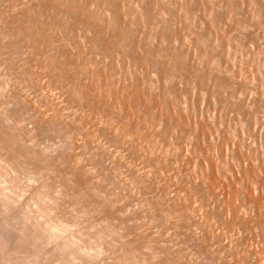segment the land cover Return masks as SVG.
Returning a JSON list of instances; mask_svg holds the SVG:
<instances>
[{
    "label": "rangeland",
    "instance_id": "rangeland-1",
    "mask_svg": "<svg viewBox=\"0 0 264 264\" xmlns=\"http://www.w3.org/2000/svg\"><path fill=\"white\" fill-rule=\"evenodd\" d=\"M2 1V2H1ZM20 1V0H19ZM24 1H26V0H24ZM34 2L36 1V3L39 1H37V0H33ZM32 0H29V2H31L29 5L30 6H36L35 5V3L33 2ZM44 2H49V0L47 1V0H43ZM66 1H68V3L66 2ZM63 0V1H58V0H56L55 2L56 3H60L59 5H62V2H64V3H66V6H67V12H63V13H60V9H59V6H58V4H56L57 5V7L55 8L53 5H51V6H48L49 7V9H50V7L52 8V9H50L49 11L50 12H52V14L49 12V13H47L48 15H50V16H48V15H46V16H44V18L46 17V19H48L49 20V17H50V21H52V22H49L50 24V26L49 25H47V26H44L41 30H40V34H41V37H40V39H42V40H38L37 41V44H33V43H36V42H30V40L28 39L31 35H30V33H28V32H23V34H22V38H23V36L25 37V39H24V41L23 40H21L22 38H21V34H20V32H21V30H22V28L20 29L19 28V26H18V24L16 23V22H14V20L16 19V17L15 18H12L13 17V14L15 13V12H12V10L13 11H17L18 9L17 8H15V6L13 7V6H11L12 4H14L15 2H16V0H15V2L13 1V0H0V9H2L3 8V10L2 11H4V12H2L1 10V13H4V14H6L5 16H7V17H5V16H3V17H1V18H4V19H1L0 18V20H2L3 22H4V24H3V22L1 23L0 22V30H2L1 32H2V34H4V33H6L4 36L6 37H4L5 39L4 40H7V42L6 41H4V42H6V43H3L2 45V47H4L3 49L4 50H2L1 48H0V51L1 52H3V54L2 55H0V57H1V59H0V85H1V87H0V109L3 111V112H0V145L2 146H0V169H1V171H0V174L2 175H0V220H2V221H0V264H116V262H117V264H164V263H166V264H209V261H210V264H218V263H220V264H243V262H244V264H264V240L262 241V239H264V226H262V225H264V194H262L263 192H264V188L262 187V186H264V164H263V159H264V99H262V97L264 96V94L262 93L263 91H262V87H263V90H264V81H262L261 82V80H264V57H262V55L264 56V37H262V36H264V15H263V13H262V11H260V10H264V0H253V1H256L257 2V8H256V10H253V8H254V6L256 5V2H255V5H254V3L253 4H251L253 1H251V2H249V0H225V1H223L222 0V3H221V0H216V1H214L213 2V0H183L184 1V3H183V1L182 0H167V2L168 3H164V2H166V0H151V1H149V0H146V1H144V0H109V1H111V4H110V2L108 1V0H106V2L108 3L109 2V5H107L106 4V2H104L105 0H101V2H98V3H100V5L97 3L96 4V2H95V4L93 5L94 6V8L96 7V5H97V8H99L100 9V11H101V13L99 12L98 13V11H99V9L97 10V8H95L94 10H93V6H91L89 9L91 10V11H93V15H95V17H93V16H90V15H92V14H90L89 15V11H87L88 9H87V2L86 3H84L85 2V0H83V3H81V5L82 4H84V7L83 6H80V2H82L81 0H80V2L77 0ZM69 1H71V3L69 2ZM72 1L74 2V3H72ZM117 1H119V2H117ZM124 1H125V4H123L124 3ZM132 1V2H131ZM138 1V2H137ZM156 1H157V3H156ZM178 1V2H177ZM188 1V2H187ZM198 1H199V3H198ZM203 1V3H201ZM210 1V2H209ZM219 1H220V3H219ZM227 1V2H226ZM228 1H230V2H228ZM232 1V2H231ZM247 1V2H246ZM3 2H5V3H3ZM10 2L12 3V4H10ZM14 2V3H13ZM40 3H39V7L41 8V9H43V6L44 5H46L47 3H45L44 4V2H42L41 0L39 1ZM77 2V3H76ZM93 2V3H94ZM105 4H104V3ZM114 2H116V3H114ZM120 2H121V4H120ZM123 2V3H122ZM135 2V3H134ZM152 4H151V3ZM206 2H207V4L209 5H205L206 4ZM234 2V3H233ZM246 2V3H245ZM262 2V3H261ZM16 3H18V0H17V2ZM19 3H21V4H23L22 3V0L19 2ZM27 3H28V0H27ZM26 3V4H27ZM44 4V5H42V4ZM54 3V2H53ZM129 5H128V4ZM135 4V5H133V4ZM147 5V7L146 6H144L145 4ZM159 3V4H158ZM170 3H172V4H170ZM188 3V4H187ZM195 3V4H194ZM212 3V4H211ZM215 3V4H214ZM225 3V4H224ZM233 3V4H232ZM238 3V5H236ZM245 3V4H244ZM259 3V4H258ZM85 4H86V8H85ZM103 4V6H101ZM116 4V5H115ZM130 4H132V6L130 5ZM140 4H142V5H140ZM165 4V5H164ZM179 4H183V5H179ZM187 4V5H186ZM191 5V8H190V5ZM194 4V5H193ZM197 4V5H196ZM202 4V5H201ZM211 4V5H210ZM219 4H220V6H219ZM240 4V5H239ZM14 5H19V4H14ZM69 5V6H68ZM78 5V6H77ZM126 5V6H125ZM154 5L156 6V7H154ZM178 5H179V7H178ZM218 7H217V6ZM246 5V6H245ZM248 5V6H247ZM251 5V6H250ZM13 8L12 10H9V9H11V7ZM21 6V5H20ZM20 6H18V7H20ZM23 6H25L24 4H23ZM33 6V7H34ZM42 6V7H41ZM110 6V7H109ZM133 6H139V7H137V9H135L136 7H133ZM142 6H143V8H142ZM149 6V7H148ZM164 6H166L165 8L167 9H165L164 8ZM173 6V7H172ZM176 8H175V7ZM184 6H186V7H184ZM2 7V8H1ZM8 8V12L6 11L7 10V8ZM17 7V6H16ZM22 7V6H21ZM21 7H20V9H21ZM69 7V8H68ZM78 7V8H77ZM79 7H81V8H79ZM89 7V6H88ZM104 9V11L102 10V8ZM105 7H107V8H105ZM129 7H131V9L129 8ZM172 7V8H171ZM178 7V8H177ZM181 7V8H180ZM183 7H184V9H183ZM226 8V10H225V8ZM227 7H229V8H227ZM14 8H15V10H14ZM71 8H73V9H71ZM77 8V9H76ZM92 8V9H91ZM109 8V9H108ZM117 8V9H116ZM138 8H140L139 9V11L142 9V10H144L145 9V11H146V13H145V11L143 12L142 10H141V12H143L147 17L148 16H150V17H145L146 19H143L145 22H142L143 20H141L140 19V17H138L139 16V14H140V12L139 11H137L138 10ZM148 8V9H147ZM153 8H154V10H153ZM156 8V9H155ZM197 8V9H196ZM216 8V9H215ZM222 8V9H221ZM231 8V9H230ZM244 8V9H243ZM247 8V9H246ZM69 9H70V11H69ZM79 9L81 10V12L83 13L84 11L86 12H84L83 14L82 13H80V11H79ZM86 9V10H85ZM122 9V10H121ZM169 9V10H168ZM181 9V10H180ZM252 9V10H251ZM257 9H259V11H257ZM36 9H33V12L34 13H36L37 14V11H35ZM53 10V11H52ZM75 10V11H74ZM107 10V11H106ZM116 10V11H115ZM119 10H121V12L119 11ZM157 10V12L155 13V11ZM159 10V11H158ZM162 10H164L165 11V13H164V11H162ZM174 10H177V12L175 11L174 12ZM179 10V11H178ZM183 10H185V11H183ZM188 10V11H187ZM193 10V11H192ZM213 12H212V11ZM215 10L217 11V12H215ZM222 11V12H220V11ZM232 10V11H231ZM247 10H249V12L247 11ZM58 11H59V13H58ZM72 11V12H71ZM109 11V12H108ZM123 11H125V12H123ZM130 11H134L133 13L132 12H130ZM172 11H173V13H172ZM181 11V13H179ZM182 11H183V15H182ZM209 11H211V12H209ZM226 11H231L230 13H228V12H226ZM237 12V13H235V12ZM253 11H255V12H253ZM9 12H11V14L10 15H7V14H9ZM17 12H20V10L19 11H17ZM89 12V13H88ZM97 12V13H96ZM102 12H104V13H102ZM115 12H118L117 14L115 13ZM120 12V13H119ZM139 12V13H138ZM149 12H150V14H149ZM158 12H160V13H158ZM162 12V13H161ZM170 12V13H169ZM185 12H187L186 14L187 15H185V17H187V18H183V16H184V14H185ZM189 12V13H188ZM190 12H191V14H190ZM199 12V13H198ZM202 12V15L200 14ZM209 12V13H208ZM233 12V13H232ZM262 13V15L261 14H259V15H257V14H255V13ZM0 13V14H1ZM13 13V14H12ZM38 13H40L39 11H38ZM56 13V14H55ZM66 13V14H65ZM68 13V14H67ZM71 13H73V14H71ZM105 13H109L108 14V16H110L111 18L109 19V17L108 18H106L105 19V21H107V20H111L112 19V17H113V19L111 20V21H108V23L110 22V27L112 28H110V27H108V28H104V27H102V24H100L101 22L99 21V18L101 17V18H104L106 15H105ZM113 13V14H112ZM122 13V14H121ZM168 13H169V15L170 16H168ZM176 15H175V14ZM179 13V15H177ZM193 13V14H192ZM196 13L198 14V15H200V16H196V19L197 20H195V16L194 15H196ZM204 13V14H203ZM210 13H213V15L214 16H212V14H210ZM252 13V14H251ZM253 13L257 16V18H256V16L255 15H253ZM57 14H59V16L57 15ZM61 14V15H60ZM75 14V15H74ZM89 15V16H87V15ZM102 16H101V15ZM116 14V15H115ZM119 14V15H118ZM125 14H128V15H126V16H123V15H125ZM135 14V15H134ZM159 14H161V16L159 15ZM163 14H166L165 15V17H164V15ZM173 14H174V16H173ZM190 14V15H189ZM208 14H210L211 15V18H210V15H208ZM219 14H220V16H219ZM1 15H3V14H1ZM0 15V16H1ZM57 16V17H55V16ZM72 15V16H71ZM112 15V16H111ZM132 15V16H131ZM136 16V17H134V16ZM144 15V16H145ZM204 15V16H203ZM244 15H246V16H248L247 18L244 16ZM261 15V16H260ZM11 16V17H10ZM40 16H42V13H41V15ZM97 16V17H96ZM99 16V17H98ZM121 16H123V17H121ZM130 16L131 17H133L134 19L135 18H137L136 20H133V18H131V22H130ZM167 16V17H166ZM181 16V17H180ZM193 16V17H192ZM216 16V17H215ZM260 18H262V19H260ZM48 17V18H47ZM61 17H65L66 19H61ZM76 17V18H75ZM78 17V18H77ZM79 17H81V18H79ZM83 17V18H82ZM87 17V18H86ZM89 17V18H88ZM127 17V20L125 19V21H123V18H126ZM129 17V18H128ZM161 17V18H160ZM180 17V18H179ZM188 17H191V18H188ZM204 17V18H203ZM207 17V18H206ZM213 17H215L214 19H213ZM217 17H218V19H217ZM235 17H236V19H235ZM237 17H238V19H237ZM255 19L254 21H253V19ZM41 18H43V16L41 17ZM57 18H59V19H61L63 22V24L60 22L59 24H56V25H54L56 22H55V20L57 19ZM71 18V19H70ZM84 18H86V19H84ZM91 18V19H90ZM95 18H97V19H95ZM138 18H139V20H138ZM159 18V19H158ZM168 18V19H167ZM192 18H193V20H195V22H196V24H195V22H193V20H192ZM206 18V19H205ZM246 18V19H245ZM11 19H13V20H11ZM68 19V20H67ZM80 19V20H79ZM82 19H84V20H82ZM95 19V20H94ZM120 19V20H119ZM122 19V20H121ZM155 19H157V20H154ZM160 19H162V20H160ZM180 19H182V20H180ZM191 19V20H190ZM216 19H217V21H216ZM232 19H235L234 21L232 20ZM250 19V20H249ZM257 19H259L260 21H258ZM5 20H6V22H5ZM7 20H9V21H7ZM73 20H74V24L72 23L73 22ZM91 20H92V22H91ZM97 20V21H96ZM116 20V21H115ZM119 20V21H118ZM138 20V21H137ZM150 20H152V21H150ZM172 20V21H171ZM181 21V23H180V21ZM184 20H186L185 22H184ZM188 20V21H187ZM202 20V21H201ZM208 20V21H207ZM211 20H214V22H213V26H215L216 27V29H215V27H213L211 24ZM231 20V21H230ZM238 20H239V22H238ZM244 20V21H243ZM245 20L246 21H248L249 22V24H248V22H245ZM257 20V21H256ZM16 21H17V19H16ZM57 21V20H56ZM76 21L78 22V23H76ZM82 21V22H81ZM96 21V22H95ZM128 21L131 23H128ZM132 21H135V22H132ZM157 21H158V23H157ZM160 21V22H159ZM174 21H176V23H174ZM216 21V22H215ZM225 21H227V22H225ZM244 23H243V22ZM55 22V23H54ZM85 22V23H84ZM94 22H95V24H94ZM100 22V23H99ZM122 22V23H121ZM124 22V23H123ZM125 22H127V23H125ZM139 23V25H140V27H138V24L137 23ZM140 22L142 23V24H140ZM154 22H156V26L154 27V26H152V25H154ZM164 22V23H163ZM186 24V22H187V24L185 25V26H183L184 24ZM203 22V23H202ZM205 22V23H204ZM221 23V25H223V26H221L220 25V23ZM223 22V23H222ZM230 22V23H229ZM231 22H234V25H233V23H231ZM238 22V23H237ZM10 23V24H9ZM12 23H14L13 25H12ZM84 23V24H83ZM92 23V24H91ZM96 23H98V25L96 24ZM111 23H113L112 25H111ZM135 25H134V24ZM148 23V24H147ZM150 23H151V25H150ZM153 23V24H152ZM162 23V24H161ZM174 23V24H173ZM188 23H189V25H188ZM192 23L194 24L193 26H192ZM215 23H218V25H216ZM225 23H227V24H225ZM237 23V24H236ZM247 23V24H246ZM3 24V25H2ZM17 24V25H16ZM47 24V23H46ZM62 24V25H61ZM67 24V25H66ZM72 24V25H71ZM86 24V25H85ZM88 24V25H87ZM104 24V23H103ZM117 24H118V26H117ZM124 24V25H123ZM128 24H130L131 26H129ZM132 24H133V26H132ZM146 24V25H145ZM166 24V25H165ZM178 24V25H177ZM204 24V25H203ZM206 24V25H205ZM225 24V25H224ZM240 24V25H239ZM252 24V25H251ZM59 25V26H58ZM64 25V26H63ZM71 25V26H70ZM79 25V26H78ZM147 26L148 25V27H145V26ZM168 25H169V27H168ZM181 25V26H180ZM209 25H210V27H209ZM220 25V26H219ZM227 25V26H226ZM231 25V26H230ZM243 25V26H242ZM245 25H246V29L249 31H247V30H245V29H242V28H245ZM255 25V26H254ZM257 25H258V27H257ZM263 27H262V26ZM1 26L3 27V29H1ZM5 26V27H4ZM15 28L14 29V32H13V27ZM17 26V27H16ZM49 26V30L51 31V32H49V30H48V28L46 29V27H48ZM55 26V27H54ZM63 26V27H62ZM67 28H66V27ZM75 26V27H74ZM77 26V27H76ZM88 26H89V28H88ZM101 26V27H100ZM114 26V27H113ZM120 26H121V28H120ZM122 26H125L124 28L122 27ZM129 26V27H128ZM142 26H144L143 28H142ZM150 26V27H149ZM158 26V27H157ZM166 26V27H165ZM175 26V27H174ZM177 26V27H176ZM180 26V27H179ZM192 26V27H191ZM196 26V27H195ZM197 26L199 27L198 29H197ZM201 26H202V30H201ZM207 26V27H206ZM211 26H212V28H211ZM219 26V27H218ZM239 26V27H238ZM242 26V27H241ZM249 26H251V27H249ZM7 27H11V28H7ZM58 27V28H57ZM70 27V28H69ZM74 27V28H73ZM82 29H81V28ZM84 27V28H83ZM91 27V28H90ZM97 27H98V29H97ZM131 27V28H130ZM153 27V28H152ZM162 27H164L165 29H163ZM184 27V28H183ZM186 27V28H185ZM190 27H191V29H190ZM204 27V28H203ZM218 27V28H217ZM222 27V28H221ZM233 27V28H232ZM55 28H56V30H55ZM63 28V29H62ZM75 29V30H73V29ZM77 28H79L78 30H77ZM95 28L97 29V32L95 31ZM99 28H103L102 29V31H101V29H99ZM120 28V31L118 30ZM123 28V29H122ZM138 28V29H137ZM146 28H148V29H146ZM155 28V29H154ZM159 28V29H158ZM169 28V29H168ZM173 28V29H172ZM175 28V29H174ZM177 28H178V30H177ZM189 28V29H188ZM208 28V29H207ZM225 30H224V29ZM229 28V29H228ZM240 28V29H239ZM254 28H256L255 30H254ZM6 29H7V31H6ZM17 29V30H16ZM18 29H20V31L18 30ZM46 29V30H45ZM53 29V30H52ZM64 29H66V30H64ZM69 29V30H68ZM85 29V30H84ZM88 29H90L89 31H88ZM109 29V30H108ZM124 29H128V31L126 30V32H125V30ZM136 31H138V33L137 32H135V30ZM144 29H146L147 31H145ZM149 29H151V30H149ZM152 29H153V31H152ZM157 29H158V31H157ZM168 29V30H167ZM184 29V30H183ZM197 29V30H196ZM212 29V30H211ZM215 29V30H214ZM218 29V30H217ZM232 29V30H231ZM249 29H251V30H249ZM260 29V30H259ZM261 29H262V31H261ZM61 30V31H60ZM98 30H99V32H101V33H103L104 34V30H106V32L107 31H109V32H107L108 33V36H107V38H110V40L108 39V41H114V44L112 43V42H110V43H112L111 45L109 44V43H107V38H105L106 37V35H107V33H105L104 35H102L101 33H98ZM113 30H118V31H113ZM132 30H133V32H132ZM142 30V31H141ZM149 30V31H148ZM171 32H170V31ZM177 32V34L178 33H180V34H178L177 36H176V32ZM190 30H192V31H190ZM194 30V31H193ZM200 32H199V31ZM213 30H214V32H213ZM221 30V31H220ZM222 30L224 31V32H222ZM227 30V31H226ZM241 30V31H240ZM253 30V31H252ZM259 30V31H258ZM11 31V32H10ZM18 33H17V32ZM23 31V30H22ZM53 31H57L55 34H54V32ZM62 33V34H59L60 32ZM82 31H83V34L85 35V37L84 36H82L83 34H82ZM88 33H87V32ZM96 32L97 33V37L95 38V36H96V33L95 34H93V32ZM110 31H111V33H112V35H110L111 33H110ZM131 31V32H130ZM139 31H140V33H139ZM145 31V32H144ZM181 31V32H180ZM184 31V32H183ZM191 32V35H190V32ZM197 31V32H196ZM202 31V32H201ZM210 31V32H209ZM216 31V32H215ZM220 31V32H219ZM231 31V32H230ZM243 31V32H242ZM251 31V32H250ZM256 32V34H258V35H255V32ZM257 31H258V33H257ZM0 32V33H1ZM13 32V34H11ZM16 32V33H15ZM43 32V33H42ZM48 34H47V33ZM59 32V33H58ZM64 32H65V34H64ZM135 32V33H134ZM142 32H144L143 34H141ZM152 35V33H153V35L151 36L149 33ZM152 32V33H151ZM160 32V33H159ZM164 32V33H163ZM168 32V33H167ZM172 32H174V33H172ZM184 34H183V33ZM189 32V33H188ZM194 32V33H193ZM218 32V33H217ZM225 32H227L228 34H229V36H227L228 34L227 33H225ZM238 32V33H237ZM242 32V33H241ZM245 32H247V33H245ZM26 33H28L30 36H28V38H27V35L28 34H26ZM67 33V34H66ZM70 33V34H69ZM78 33H80V34H77ZM86 33V34H85ZM113 33H115V34H113ZM117 33H118V35H117ZM132 33V34H131ZM147 33L149 34V35H147ZM187 33V34H186ZM206 33V34H205ZM219 33H222V36H218V35H221V34H219ZM235 33V34H234ZM16 34V35H15ZM54 34V35H53ZM58 34H59V37H57L58 36ZM93 34V35H92ZM122 34H124V35H122ZM127 34V35H126ZM136 34V35H135ZM138 34V35H137ZM157 34V35H156ZM159 34H161V35H159ZM197 34H198V36H197ZM201 34L203 35H205V37H203V36H201ZM208 34H209V36H208ZM210 34H212V35H214V34H216V35H214V36H212V37H210ZM242 35L243 34V36H245V37H242V36H240V35ZM260 34H261V36H260ZM8 35H10V37L9 38H7L8 37ZM18 35V36H17ZM44 35V36H43ZM76 35L78 36V37H76ZM117 35V36H116ZM126 35V36H125ZM132 35H134V36H132ZM154 35H156V36H154ZM159 35V36H158ZM167 35V36H166ZM182 35V36H181ZM183 35H185L184 37H183ZM187 35H188V37H191V38H188L187 37ZM190 35V36H189ZM193 35V36H192ZM194 35L196 36V37H198V39L196 38V37H194ZM224 35V36H223ZM237 35V36H236ZM240 37H239V36ZM15 36V37H14ZM50 37V38H47V37ZM52 36V37H51ZM72 36V37H71ZM75 36V37H74ZM81 36H82V41L80 40L81 39ZM88 36V37H87ZM94 36V37H93ZM105 36V37H104ZM110 36V37H109ZM111 36L113 37V38H111ZM128 36H129V38L132 40V41H130V39L128 38ZM139 36V37H138ZM166 38H165V37ZM169 36V37H168ZM179 36V37H178ZM207 36V37H206ZM217 38H216V37ZM226 36V37H225ZM236 36V37H235ZM251 36V37H250ZM254 36V37H253ZM58 39H57V38ZM61 37V38H60ZM70 37V38H69ZM91 37V38H90ZM100 37V38H99ZM125 37V38H124ZM143 37H145L144 38V40H143ZM159 37V38H158ZM161 37H163V38H161ZM173 37H175V39L173 38ZM186 37H187V39H186ZM213 38L214 40L215 39H217L216 41H214L213 39H210V38ZM215 37V38H214ZM234 37H235V39H234ZM253 37V38H252ZM260 39H259V38ZM20 38V39H19ZM44 38V39H43ZM63 38V39H62ZM75 38L76 39H78V38H80V39H78V41L77 40H75ZM95 38V39H94ZM102 38V39H101ZM103 38H104V43H103ZM118 38V39H117ZM133 38V39H132ZM137 38H139V40H140V42H139V40L137 39ZM149 40V42H148V40ZM180 38V39H179ZM183 38H184V40H183ZM196 39V40H198V41H196V40H193V39ZM202 38V39H201ZM226 38V39H225ZM230 38V39H229ZM232 38V39H231ZM239 38H241L242 40H240ZM247 40H246V39ZM251 38V39H250ZM10 39V40H9ZM12 39V40H11ZM17 39H19V40H16ZM48 41H47V40ZM83 39H84V41H86L87 42V46L85 45L86 44V42H83ZM92 39V40H91ZM94 39V40H93ZM179 39V40H178ZM182 39V40H181ZM191 39V40H190ZM199 39H200V41H199ZM205 39H206V41H205ZM210 39V40H209ZM222 39V40H221ZM228 39L229 40H231V42H233L232 44H231V42L229 41V43H228ZM238 39V40H237ZM254 39V40H253ZM257 41H256V40ZM262 39V40H261ZM20 40H21V42L23 43L24 42V44L26 45H24V44H22L21 42H20ZM27 40H29L28 42V44H26L27 42H25V41H27ZM51 40H53V41H51ZM55 40H57V41H55ZM60 40H62V41H64V43L62 42V41H60ZM67 41V43L69 42L70 44H68L69 46H71V48L68 46V45H65L66 44V41ZM90 42H92V41H94V43H90ZM119 40V41H118ZM133 40H135V41H133ZM153 40H155V41H157V42H155V41H153ZM162 40V41H161ZM165 40H167L168 42H166ZM170 40V41H169ZM187 40V41H186ZM193 40V41H192ZM212 40V41H211ZM221 40V41H220ZM234 40V41H233ZM237 40V41H236ZM239 40H240V42H239ZM244 40V41H243ZM251 40H253L252 42H251ZM80 41V42H79ZM97 41V42H96ZM101 43H100V42ZM124 41V42H123ZM144 41V42H143ZM147 41V42H146ZM151 41H153L152 42V44H151ZM165 41V42H164ZM172 41H174V42H172ZM178 41V42H177ZM182 41V42H181ZM184 41H186V42H184ZM194 41H196V43L198 42V44H197V46H196V43L194 42ZM201 41H203L204 43H202ZM209 41V42H208ZM217 41H219V42H217ZM223 41H224V43H223ZM226 41V42H225ZM242 41V42H241ZM247 41V42H246ZM259 41V42H258ZM15 42V43H14ZM40 42V43H39ZM51 42V43H50ZM53 42V43H52ZM60 42V43H59ZM72 42H74V44L72 43ZM77 44H76V43ZM83 42V43H82ZM116 42H117V44H116ZM121 42V43H120ZM163 44H162V43ZM176 42V43H175ZM193 42V43H192ZM213 42V43H212ZM214 42H215V45L218 43V45H214ZM222 43V45H221V43ZM235 42V43H234ZM261 42H263V43H261ZM19 43H21V44H19ZM50 43V44H49ZM57 43V44H56ZM85 43V44H84ZM97 43V44H96ZM106 43L109 45V47H107V46H104V45H106ZM126 43V44H125ZM135 43H137V45L135 44ZM140 43V44H139ZM149 43V44H148ZM172 43H173V45H172ZM177 43H179V44H177ZM185 43H187V45H184ZM205 43H207V45H204ZM209 43V44H208ZM228 43V44H227ZM237 43H239V44H237ZM243 43V44H242ZM10 44V45H9ZM15 44V45H14ZM43 44V45H42ZM45 44V45H44ZM47 44H48V46H49V48H48V46H47ZM56 44V45H55ZM59 44V45H58ZM91 44V45H90ZM93 44H96V46L95 45H93ZM99 44V45H98ZM100 44L102 45V47H100ZM115 44L119 47H117V46H115ZM119 44V45H118ZM122 46H121V45ZM133 44H135L134 46H133ZM147 44V45H146ZM157 44V45H156ZM161 44V45H160ZM170 44V45H169ZM182 46H181V45ZM188 44H190L191 46H193V47H191L190 45H188ZM212 44V45H211ZM223 44H224V47H223ZM234 44V45H233ZM241 44V45H240ZM250 44H254V46L253 45H251V47L253 46V48H252V50H250L251 49V47H250ZM260 44V45H259ZM263 44V45H262ZM28 45V46H27ZM38 46L37 48H36V46ZM58 45V46H57ZM62 45V46H61ZM85 45V46H84ZM129 45H131V46H129ZM141 45H142V47L144 48V46H145V48H144V50L141 48ZM144 45V46H143ZM150 45V46H149ZM172 45V46H171ZM176 45H178L177 47H176ZM196 47H195V46ZM202 45V46H201ZM215 47H218V48H215ZM221 45V46H220ZM236 45V46H235ZM240 45V46H239ZM7 48H6V47ZM13 46V47H12ZM16 46V47H15ZM20 46V47H19ZM23 46H24V49H23ZM35 46V47H34ZM41 46H43V47H41ZM44 46H45V48H44ZM52 46V47H51ZM66 46V47H65ZM68 46V47H67ZM74 46V47H73ZM77 48H76V47ZM94 46V49L92 48ZM97 46H98V49H97ZM112 46V47H111ZM115 46V47H114ZM125 46H126V49H125ZM148 46V47H147ZM158 46V47H157ZM186 46H188V48L186 49ZM204 46H206V48L204 47ZM207 46H209V47H207ZM213 46V47H212ZM220 46V47H219ZM229 46V47H228ZM232 46V47H231ZM247 46L249 47L248 48V50H247ZM261 46H263V48L261 47ZM29 47V48H28ZM31 47V48H30ZM59 47V48H58ZM62 47V48H61ZM65 47V48H64ZM72 47H73V49H72ZM84 48L83 50H82V48ZM89 47H91L92 48V50H91V48L89 49ZM114 47V48H113ZM121 47H122V49H121ZM135 47V48H134ZM155 47V48H154ZM191 47V48H190ZM202 47H203V50L204 49H206V50H204V51H202ZM240 48L241 49V51H240V49H236V48ZM245 48L244 50L245 51H249V52H245L244 50H242V48ZM258 47V48H257ZM259 47H260V50H259ZM17 48H19V49H17ZM33 48H34V51H33ZM47 48V49H46ZM54 48V49H53ZM68 48V50H66ZM79 48L84 52H78L79 51ZM88 48V49H87ZM106 48H108V49H106ZM137 48H139L140 50L138 51V49ZM146 48H148V49H146ZM174 48H176L177 50H175ZM178 48H180V49H178ZM181 48H182V50H185V51H182L181 50ZM185 48V49H184ZM189 48H190V50H189ZM192 48H194V50H195V48L197 49V50H195V51H197V52H195ZM211 48V49H210ZM213 48V49H212ZM222 48V49H221ZM227 48H229L230 50H228ZM235 48V49H234ZM41 49H43V50H41ZM52 49V50H51ZM77 49V50H76ZM87 49V50H86ZM102 51H101V50ZM110 49V50H109ZM175 51H173V50ZM201 49V50H200ZM219 49V50H218ZM224 49V50H223ZM233 49V50H232ZM29 50H31V52L32 53H37V54H35V58H34V54H32V53H30V51ZM56 50H58V51H56ZM62 50V51H61ZM85 50H86V52H85ZM107 50H109L110 51V53L112 54H110L109 53V55H108V52L109 51H107ZM113 50V51H112ZM136 50V51H135ZM148 50H149V52H148ZM153 50V51H152ZM163 50V51H162ZM193 50V51H192ZM211 50V51H210ZM212 50H213V53H212ZM214 50H218V52H219V54L215 51L214 52ZM228 52H230V53H228ZM256 50V51H255ZM5 51V52H4ZM24 51H25V54H27L28 52H29V54L28 55H25L24 54ZM28 51V52H27ZM36 51H38V52H36ZM73 51V52H72ZM89 51V52H88ZM98 51V52H97ZM107 51V52H106ZM115 51V52H114ZM116 51H117V53H116ZM125 51V52H124ZM141 51H144V52H141ZM146 51V52H145ZM178 51V52H177ZM189 51H191V53L189 52ZM198 51L200 52V54H198ZM202 51V52H201ZM231 51H232V53H231ZM237 51H239V52H237ZM255 53H254V52ZM258 51H260V52H258ZM8 52H9V54H8ZM27 52V53H26ZM42 52V53H41ZM48 52V53H47ZM53 52V53H52ZM55 52V53H54ZM59 54H58V53ZM64 52H65V54H64ZM78 52V53H77ZM92 52V53H91ZM94 52H96V53H94ZM122 52H124V53H122ZM131 53V55H129L128 53ZM134 52V53H133ZM153 52H155V53H153ZM167 52L168 53H170V54H168V56H167ZM171 52H173L172 54H171ZM176 52H177V55H176ZM207 52V53H206ZM212 54H211V53ZM236 52V53H235ZM241 52V53H240ZM12 53V54H11ZM41 53V54H40ZM45 55H44V54ZM46 53H47V55H46ZM50 53H52L51 55H50V57L48 58L47 56H49L48 54H50ZM73 54V55H70V54ZM80 53V54H79ZM86 53V54H85ZM90 53V54H89ZM93 53H94V55H93ZM105 53V54H104ZM119 53L121 54V55H119ZM139 53V54H138ZM149 53V54H148ZM152 53H153V56H152ZM158 53H160V55L158 54ZM166 53V54H165ZM174 53H175V55H174ZM202 53H205V54H202ZM210 53V54H209ZM216 53V54H215ZM229 54V56L227 55V54ZM234 53L235 54H237L238 53V56L236 55V57H237V59H236V57H235V55H234ZM42 54L46 57L45 59H47L46 61H48L49 60V62H48V64H47V62L45 63V61H42L43 59L42 58H44L43 56H42ZM53 54L55 55V56H53ZM61 54V56H59ZM63 54V55H62ZM68 56H67V55ZM82 54H85L86 56H84V55H82ZM100 54V55H99ZM116 54V55H115ZM146 54V56H143V55H145ZM157 54L159 55V56H157ZM164 54V55H163ZM180 54H182V55H180ZM198 54V55H197ZM209 54V55H208ZM213 54H215V55H213ZM217 54H218V56H217ZM227 55L228 56V59L230 58V57H232V58H230L229 60H227V56H225V55ZM232 54V55H231ZM242 54L244 55L243 57H242ZM258 54V55H257ZM262 54V55H261ZM4 55V56H3ZM6 55V56H5ZM24 55L25 56H27V57H24ZM38 55H40V56H38ZM56 55H57V57H56ZM78 55V56H77ZM79 55H81V57L79 56ZM98 55V56H97ZM102 55H103V57H102ZM141 55V56H140ZM149 57H148V56ZM166 55V56H165ZM170 55H171V57H170ZM193 55V56H192ZM195 55V56H194ZM202 55V56H201ZM208 57H207V56ZM233 55H234V57H233ZM239 55H241V57L239 56ZM255 55H256V57H255ZM14 56V57H13ZM16 56V57H15ZM21 56V57H20ZM42 56V57H41ZM52 56L53 57H56V59L58 60V61H56L55 63H54V61H50V59H52ZM58 56H59V58L61 59H58ZM64 58H63V57ZM101 56V57H100ZM186 56V57H185ZM204 56V57H203ZM210 56V57H209ZM211 56H212V59L214 58L215 60H212V59H210L211 58ZM245 56H246V58H245ZM248 56V57H247ZM261 56V57H260ZM19 57V58H18ZM37 57V58H36ZM69 57V58H68ZM77 57L79 58V59H77ZM89 57V58H88ZM96 57H98V58H96ZM147 57V58H146ZM160 57V58H159ZM164 57H166V58H164ZM193 57H194V59H193ZM196 57H198L197 59L199 60V61H197L196 62ZM220 57V58H219ZM250 57V58H249ZM255 57V58H254ZM22 58V59H21ZM85 59V61L83 60V59ZM86 58H88V59H86ZM91 58V59H90ZM105 58H107L106 60H105ZM119 58V59H118ZM121 58V59H120ZM126 58V59H125ZM140 58H144L143 60H141ZM153 58V59H152ZM158 58V59H157ZM178 58V59H177ZM187 58H188V60H187ZM203 58H205V59H203ZM221 62V60H222V62L220 63L217 59ZM240 58V59H239ZM251 60H249V59ZM259 58H260V60H259ZM5 59V60H4ZM9 59V60H8ZM19 59L21 60V61H19ZM32 59V60H31ZM63 59H66L65 60V62H66V64H65V62H64V60ZM70 59V60H69ZM90 59V61L91 62H89L88 60ZM109 59V60H108ZM113 61H112V60ZM117 61H116V60ZM124 60V61H120V60ZM128 59V60H127ZM130 59V60H129ZM161 61H160V60ZM172 59V60H171ZM242 59H243V62H242ZM246 59H248L247 61H246ZM263 59V60H262ZM4 60V61H3ZM18 62V63H16V61ZM62 60H63V62H62ZM80 60V61H79ZM139 60H141V62H142V64L140 63V61ZM159 60V61H158ZM166 60V61H165ZM169 60V61H168ZM176 60V61H175ZM178 60V61H177ZM180 60V61H179ZM184 60V61H183ZM195 60V61H194ZM203 62H201V61ZM204 60V61H203ZM227 60V61H226ZM252 60H253V63H251L250 64V62H252ZM256 60V61H255ZM259 60V61H258ZM7 61V62H6ZM29 61H30V63H29ZM61 61V62H60ZM82 61V62H81ZM86 61H88V62H86ZM93 61H95V62H93ZM97 61H99V62H97ZM104 62L105 64H103L102 62ZM109 61V62H108ZM119 61V63H117ZM129 61H131V63L133 62V64H131L130 65V62ZM136 61V62H135ZM138 61V62H137ZM154 61V62H153ZM156 61V62H155ZM158 61V62H157ZM163 61V62H162ZM173 61H175V62H173ZM188 61V62H187ZM207 61V62H206ZM215 61V62H214ZM224 61V62H223ZM233 61H235V62H233ZM236 61H239L240 62V64H237V63H239V62H237L236 63ZM246 61V62H245ZM256 63H255V62ZM257 61L259 62V64L257 63ZM53 62V63H52ZM68 62V63H67ZM72 64H71V63ZM107 62V63H106ZM113 62V63H112ZM114 62H116V66L114 65ZM125 62V63H124ZM151 62V63H150ZM160 62V63H159ZM180 62V63H179ZM183 62V63H182ZM186 62V63H185ZM191 62V63H190ZM194 62H196V63H194ZM198 62H200V63H202V64H200V63H198ZM209 62V63H208ZM214 62V63H213ZM219 62V63H218ZM231 62V63H230ZM261 62H263V66H262V63ZM5 63V64H4ZM24 63V64H23ZM35 63H36V65H35ZM38 63H39V65H38ZM49 63H52L51 64V66H57L56 67V70L54 69V67H50V65H49ZM62 63H63V65H62ZM70 63V64H69ZM81 63H83V66H82V64ZM91 63V64H90ZM95 65H94V64ZM100 63H101V65H100ZM125 65H124V64ZM129 63V64H128ZM136 63H139V64H137L136 65ZM149 63V64H148ZM207 63V64H206ZM212 63L214 64V66L212 65ZM230 65H229V64ZM234 63V66H235V68H234V66H232L231 64H233ZM236 63V64H235ZM260 63H261V65H260ZM9 64V65H8ZM41 64V65H40ZM45 64H47V65H45ZM80 64V65H79ZM88 64L90 65V68H89V66H88ZM107 64V65H106ZM117 64H119L118 66H117ZM121 64L123 65V67L121 66ZM146 64V65H145ZM154 64V65H153ZM159 64V65H158ZM176 64V65H175ZM186 65V66H184V65ZM189 66H188V65ZM195 64H198V65H195ZM200 64V65H199ZM208 64H209V67H207L208 66ZM222 64V65H221ZM227 64L229 65V68L228 69H226L228 66H227ZM246 64V65H245ZM247 64H248V66H247ZM259 66H258V65ZM2 65V66H1ZM12 65V66H11ZM15 65H17V67L15 66ZM22 65V66H21ZM25 65V66H24ZM27 65H31V66H27ZM62 65V66H61ZM73 65H75V67L77 66V65H79V66H77L76 68L74 67V69L73 68H71ZM84 65H85V67H84ZM87 65V66H86ZM95 66V67H93V66ZM99 65V66H98ZM111 65H113V67L111 66ZM127 65V67H125ZM130 65V66H129ZM135 67H134V66ZM141 65H145V71H143V67L141 66ZM159 67H158V66ZM173 65V66H172ZM179 65H180V67L182 68H179ZM181 65H183V67L181 66ZM190 65H192L191 67H190ZM215 65H216V67H217V65L219 66V67H221V66H224V67H222L220 70H218V68H216L215 67ZM243 67H241V66ZM252 66V69H248V68H251V66ZM21 66V67H20ZM36 66H38V67H36ZM40 66V67H39ZM43 66H46L45 67V69L43 68ZM104 66V67H103ZM106 66H107V68H106ZM137 66H140V67H142L141 69H140V67H137ZM147 66V67H146ZM154 67V68H152V67ZM172 66V67H171ZM176 67V69H174L175 67ZM195 66V67H194ZM201 66V67H200ZM256 66V67H255ZM2 67V68H1ZM8 67V68H7ZM22 67H23V69H22ZM26 67H28V68H26ZM32 67V68H31ZM65 68L66 67V69H61V68ZM69 67V68H68ZM86 67H88L89 69H87L86 70ZM97 67H99V68H97ZM103 67V68H102ZM117 67L119 68V69H117ZM125 67V68H124ZM133 67V68H132ZM136 67H137V69H136ZM165 67H167L166 69H165ZM192 67H194V68H192ZM199 68V70H198V68ZM207 67V68H206ZM246 67V68H245ZM253 67H254V69H253ZM262 67V68H261ZM6 68V69H5ZM11 68V69H10ZM31 68V69H30ZM40 68H41V70H40ZM48 69V71L46 72V70ZM79 68H81L80 70H79ZM85 69L84 71H82V69ZM104 68H106L105 70H103ZM121 68H123V69H121ZM127 68V69H126ZM146 68H148V71L146 70ZM152 68V69H151ZM171 68H172V70H171ZM192 68V69H191ZM197 68V69H196ZM205 70H204V69ZM215 68L218 70H215ZM224 68H225V70H224ZM241 68H242V70L243 71H245V72H243V71H241ZM10 69V70H9ZM40 71H39V70ZM44 69V70H43ZM52 69V70H51ZM70 69V70H69ZM76 69V70H75ZM90 69H91V71H94V72H91L90 71ZM98 69V70H97ZM100 69L102 70V71H100ZM113 69V74H112V72H111V70ZM127 71H129V74L126 72V70ZM135 69V71H133ZM140 69V70H139ZM154 69V70H153ZM163 69V70H162ZM174 69V70H173ZM184 69V70H183ZM209 69V70H208ZM213 71H212V70ZM238 69H240V70H238ZM257 69H258V71H257ZM260 69V70H259ZM261 69H263V70H261ZM3 70V71H2ZM19 70V71H18ZM29 70V71H28ZM55 70V71H54ZM61 70V71H60ZM69 70V71H68ZM106 70H108V71H106ZM110 70V71H109ZM118 70H120V71H118ZM133 72H132V71ZM161 70V71H160ZM167 71L168 72V74L166 75V73L167 72H164V71ZM170 70V71H169ZM198 71V72H195V71ZM201 70H204V71H201ZM207 70H208V72H207ZM224 70V71H223ZM228 71V75H230L232 78L233 77H235L236 78V76L235 75H239V74H241L238 78H233V80H231L232 78L231 77H229V79H228V77L226 76V72L225 71ZM248 70V71H247ZM9 71V72H8ZM32 73H31V72ZM43 71V72H42ZM59 73H58V72ZM63 71H65L64 73H63ZM71 71V72H70ZM74 71H76L75 73H74ZM78 71V72H77ZM85 71H87L86 72V75H88L89 73L88 72H90V75H88V77L84 74L85 73ZM100 71V72H99ZM107 72V73H105V72ZM116 71V72H115ZM162 71H163V73H162ZM174 71V72H173ZM177 71H181L180 73L179 72H177ZM184 71V72H183ZM188 71L190 72L191 71V73H188ZM193 71V72H192ZM200 71L202 72V73H200ZM212 71V72H211ZM222 72L223 73V75H221L222 73H219V72ZM232 71V72H231ZM247 71V72H246ZM253 73H252V72ZM260 71V72H259ZM3 72V73H2ZM19 72H20V75H19ZM53 73V74H51V73ZM80 72V73H79ZM84 72V73H83ZM109 72H111L110 74H112V75H110V74H108ZM121 72V74H119ZM124 72V73H123ZM132 72V73H131ZM136 74H135V73ZM139 72V73H138ZM145 72H146V74H145ZM154 72V73H153ZM214 72V73H213ZM216 72V73H215ZM239 72V73H238ZM241 72V73H240ZM243 72V73H242ZM249 72V73H248ZM261 72H263V73H261ZM10 73V74H9ZM36 73V74H35ZM40 73H42V74H40ZM46 73H48L46 76H45V74ZM61 73H63V74H61ZM104 73V74H103ZM115 73V74H114ZM148 73H149V78L147 77V75H148ZM151 73V74H150ZM179 73V74H178ZM188 73V74H187ZM205 73H206V75H205ZM245 73V74H244ZM262 74V75H259V74ZM29 74V75H28ZM31 74V75H30ZM58 74V75H57ZM60 74V75H59ZM69 74V75H68ZM74 74H76V76L77 77H79V78H77V77H75V75ZM78 74H80V75H82V76H80V75H78ZM123 74V75H122ZM134 74V75H133ZM137 74H139V75H137ZM140 74H142L141 76H140ZM144 74H145V76H144ZM154 74V75H153ZM156 74H158V75H156ZM163 74H164V76H163ZM173 76H172V75ZM183 74V75H182ZM187 74V75H186ZM190 74L193 76V74H194V76H193V79H194V81H193V79H192V76H190ZM197 74V78H196V75ZM214 74H217V76L216 75H214ZM242 74H244L243 75V78H241L242 77ZM255 74V75H254ZM258 74V75H257ZM24 75V76H23ZM39 75H40V77H39ZM45 77H44V76ZM53 75V76H52ZM55 75V76H54ZM101 75V76H100ZM106 75H108L107 76V78L106 79H103L104 77H106ZM126 75V76H125ZM128 75H130L129 77H131V80L129 81V78H128ZM132 75V76H131ZM137 75V76H136ZM152 75L153 76H155V77H152ZM166 75V76H165ZM176 75V76H175ZM179 75H181V76H179ZM208 75H211V77L214 75V77H213V79L210 77V76H208ZM237 75V76H238ZM253 75V78L255 79H251L252 76ZM3 76V77H2ZM36 78H35V77ZM43 76V77H42ZM50 76V77H49ZM66 78H65V77ZM70 76H72V77H70ZM86 76V77H85ZM93 76V77H92ZM99 76V77H98ZM111 76H113V77H111ZM115 76V77H114ZM157 76V77H156ZM167 76H168V78H167ZM173 78H172V77ZM176 78H175V77ZM226 76V77H225ZM244 76H246V77H244ZM257 76V77H256ZM261 76H262V78H261ZM18 77V78H17ZM21 77V78H20ZM25 77V78H24ZM30 79H28V78ZM61 79H60V78ZM74 77V78H73ZM82 77V78H81ZM84 77V78H83ZM97 77V78H96ZM103 77V78H102ZM111 77V78H110ZM121 77H124V79H125V81H127V82H125L124 83V79L123 78H121ZM125 77H127V78H125ZM137 77H138V79H137ZM141 77V78H140ZM144 77H146L145 78V80H144ZM161 77V78H160ZM170 77H171V79H170ZM187 77H188V80H187ZM190 77H191V79H190ZM195 77V78H194ZM200 79H199V78ZM210 77V78H209ZM219 77V79H217V78ZM221 77H222V79H221ZM248 77V78H247ZM4 78H6V79H4ZM15 78V79H14ZM43 78V79H42ZM56 78V79H55ZM62 78H63V80H62ZM70 78V79H69ZM90 78H96V81L94 80V79H91L90 80ZM99 78V79H98ZM102 78V80H100ZM112 78H115V79H113L112 80ZM143 78V79H142ZM157 78V79H156ZM165 78V79H164ZM167 78V79H166ZM175 78V79H174ZM183 80H181V79ZM209 78V79H208ZM225 78H227V79H225ZM257 78V79H256ZM16 79L18 80V81H16ZM26 79H27V81H26ZM60 79V80H59ZM65 79V80H64ZM75 79V80H74ZM85 80V83H83L84 82V80ZM120 79H122L123 81H121ZM127 79V80H126ZM132 79H134V80H132ZM142 79V80H141ZM170 81H172V83L170 82V84L168 83L169 82V80ZM173 79V80H172ZM177 79H179V80H181V82H183L184 84V86L182 85V83H180V81L179 80H177ZM197 79V80H196ZM211 79V80H210ZM221 80V81H217V80ZM240 79V80H239ZM7 80H9V81H7ZM11 80V81H10ZM35 80V81H34ZM48 80V81H47ZM59 82H58V81ZM72 80V81H71ZM78 80V81H77ZM81 80H82V82H81ZM92 80H93V82H92ZM100 80V81H99ZM104 80V81H103ZM110 82H109V81ZM115 80V81H114ZM120 80V81H119ZM138 80H140V81H138ZM150 80V81H149ZM168 80V82L166 83V81ZM199 80L201 81V82H203V84L205 85H203L201 82H199ZM216 80V81H215ZM226 81L225 82V84H224V81ZM229 80H231V82L229 81ZM237 80V81H236ZM239 80V81H238ZM243 80V81H242ZM249 80H251V81H249ZM254 80V81H253ZM20 81H22V82H20ZM25 81V82H24ZM42 81V82H41ZM49 81H51V82H49ZM63 82V83H61V82ZM65 81V82H64ZM91 81V82H90ZM102 81V82H101ZM112 81V82H111ZM121 83H119V82ZM129 81V82H128ZM133 81V82H132ZM136 81H138V85H139V87H138V85H135V86H137V88H135L134 87V84H137L136 83ZM146 81H148L149 83L151 82V84H149L148 82H146ZM154 81V82H153ZM155 81H157V82H155ZM175 81V82H174ZM187 81V82H186ZM188 81H189V84H196V88H194V90H193V86L195 87V85H189L188 84ZM193 81V82H192ZM196 81V82H195ZM211 83H210V82ZM223 81V82H222ZM227 81H228V83H227ZM240 81H242L241 83L243 84V83H245L244 85H240L241 83H240ZM247 81H249V82H247ZM256 81L258 82V85H257V83H256ZM3 82V83H2ZM11 82V83H10ZM17 84H16V83ZM32 82V83H31ZM59 83V85H58V83ZM67 82V83H66ZM71 82V83H70ZM77 82V83H76ZM90 82V83H89ZM95 82V84H93ZM143 82L145 83V84H143ZM177 82H179V83H177ZM186 82V83H185ZM191 82V83H190ZM208 82V83H207ZM214 82H216V83H214ZM231 84H230V83ZM251 82V83H250ZM261 82V83H260ZM8 85H7V84ZM21 83H23V84H21ZM24 83L26 84V85H24ZM39 83V84H38ZM41 83L43 84V85H41ZM49 83V84H48ZM90 84V86H89V84ZM96 83H98V84H96ZM113 83H115L116 84V86H115V84H113ZM127 83H129V84H127ZM134 83V84H133ZM141 85H140V84ZM155 83V84H154ZM162 83V84H161ZM214 83V84H213ZM250 83V85H248ZM253 83V84H252ZM18 84H20V85H18ZM72 84V85H71ZM76 84V85H75ZM100 84V85H99ZM103 84H106V85H103ZM117 84H118V87H117ZM127 84V85H126ZM142 84H143V86H142ZM147 84H149V85H147ZM153 84V85H152ZM168 84V85H167ZM173 84V85H172ZM176 84V85H175ZM186 84L188 85V86H186ZM199 86H198V85ZM209 84V85H208ZM223 84V85H222ZM235 84V85H234ZM237 84V85H236ZM252 84V85H251ZM6 85H7V88H3V87H6ZM11 87H10V86ZM15 85V86H14ZM22 85V86H21ZM31 85V86H30ZM62 85V86H61ZM65 85H67V86H65ZM77 85H81V86H85V85H87V87H89L90 88V93H88V95H83V94H81V93H79V91H78V88H74V86H77ZM124 85V87H122ZM147 85V86H146ZM170 85V86H169ZM215 85V86H214ZM216 85H219V88L216 86ZM227 85L229 86V89H227L228 87H227ZM232 85V87H230ZM239 85V86H238ZM255 85V86H254ZM8 86H9V88H8ZM27 86V87H26ZM33 86V87H32ZM64 86V87H63ZM104 86H105V88H104ZM107 86H109L108 88L110 89H108V88H106ZM115 88H114V87ZM129 87V86H133L132 88H130V90H132V91H128V88L126 89L125 87ZM141 86V87H140ZM144 86H146V87H144ZM164 86H166V87H164ZM180 86V87H179ZM204 86V87H203ZM209 88H208V87ZM212 86H214V87H212ZM227 88H226V87ZM233 86L235 87V88H233ZM237 86V87H236ZM252 86H253V88H252ZM17 87V88H16ZM32 87V88H31ZM41 87H43V88H41ZM57 87V88H56ZM65 87H68V88H65ZM75 89V91H74V89ZM96 87V88H95ZM117 87V88H116ZM182 87V88H181ZM188 87V88H187ZM189 87H191L190 88V90H189ZM198 87V88H197ZM202 87V88H201ZM223 87V88H222ZM244 88V89H242V91H241V89L240 88ZM257 87V88H256ZM14 88V89H13ZM19 88V89H18ZM28 88V89H27ZM51 88V89H50ZM58 88H59V90H58ZM63 88V89H62ZM69 88H70V90H69ZM91 88H93V89H95V90H91ZM99 88V89H98ZM103 88V89H102ZM122 88H125L126 90V92H124V91H122ZM143 88V89H142ZM145 88H146V90H145ZM148 88V89H147ZM154 88H156V89H154ZM167 88H170V90L168 89V91H167ZM187 88V89H186ZM212 88L214 89V90H212ZM232 88H233V90H232ZM246 88V89H245ZM5 89H7V91L5 92ZM9 89V90H8ZM21 89V90H20ZM48 89V90H47ZM55 89V90H54ZM72 89V90H71ZM101 89H102V91H101ZM105 89V90H104ZM108 91H107V90ZM114 89V90H113ZM116 89H117V91H116ZM140 89V90H139ZM153 89V90H152ZM159 89V90H158ZM180 89H181V91L183 92H181L180 91ZM183 89V90H182ZM200 89L202 90L203 89V91H200ZM205 89V90H204ZM217 89V90H216ZM223 90V93H222V90ZM224 89H227L226 91L224 90ZM248 89V90H247ZM253 91H252V90ZM29 90V91H28ZM51 90H52V92H51ZM67 90H69V91H67ZM97 90V91H96ZM124 90V89H123ZM157 90V91H156ZM175 90V91H174ZM188 90V91H187ZM208 90V91H207ZM232 90V91H231ZM236 90H237V92H236ZM245 90V91H244ZM247 90V91H246ZM256 90V91H255ZM258 90V91H257ZM259 90H261V91H259ZM4 91V92H3ZM17 91V92H16ZM27 91V92H26ZM32 91V92H31ZM37 91V92H36ZM59 91V92H58ZM66 91H67V93H66ZM74 91V92H73ZM77 91H78V93H79V95L81 94V96H79L78 94H76L77 93ZM107 93L106 95H109V96H106V95H104L105 94V92ZM113 91L114 93H116L115 95H114V93L112 92V94H111V92ZM122 91V92H121ZM138 93H137V92ZM143 91V92H142ZM150 91V92H149ZM154 91V92H153ZM172 93H171V92ZM194 91V92H193ZM205 91V92H204ZM210 91V92H209ZM213 91V92H212ZM214 91H217V92H214ZM225 91V92H224ZM236 93H235V92ZM240 91V92H239ZM249 91V92H248ZM9 92V93H8ZM11 92H13V93H11ZM19 92V93H18ZM53 92H55V93H53ZM58 92V93H57ZM65 92V93H64ZM93 92H95V94H93ZM109 92H110V94H109ZM118 92V93H117ZM120 92V93H119ZM123 92H124V94H123ZM127 92H128V94H127ZM130 92H132L131 94H130ZM135 92V95H137V97L133 94ZM147 92V93H146ZM156 92H158V93H156ZM163 92H164V94H163ZM166 92H168L167 93V95L165 94ZM188 92V93H187ZM191 92H193V93H191ZM195 92L197 93V94H195ZM208 92V93H207ZM226 92H228V93H226ZM241 92H243L242 93V95H239ZM258 92V93H257ZM5 93V94H4ZM18 93V94H17ZM29 93V94H28ZM30 93H33V94H30ZM37 93V94H36ZM57 93V94H56ZM61 95H60V94ZM75 93V94H74ZM92 93V94H91ZM98 93H100V94H98ZM104 93V94H103ZM152 94V96L150 95V94ZM154 93V94H153ZM156 93V94H155ZM162 93V94H161ZM171 93V94H170ZM177 95H176V94ZM182 94V97H181V94ZM188 94V98L186 97V95ZM191 93V94H190ZM202 93H204V97L203 96H201V94ZM224 93H226V94H224ZM239 93V94H238ZM251 93V94H250ZM10 94V95H9ZM15 94V95H14ZM24 94V95H23ZM53 94H54V98L57 96H59L58 98L56 97L55 99L53 98ZM126 94V95H125ZM140 94V96H138ZM175 94L176 95V99L174 98V96L173 95ZM185 94V96H183ZM205 94H206V96L207 97H205ZM218 94V95H217ZM232 95V96H228V95ZM236 94V95H235ZM238 94V95H237ZM244 94V95H243ZM253 94V95H252ZM254 94H256V95H254ZM14 95V96H13ZM29 95H30V97H29ZM32 95V96H31ZM38 95V96H37ZM56 95V96H55ZM74 95V96H73ZM78 95V96H77ZM90 95H91V97H90ZM98 97H97V96ZM120 95V96H119ZM122 95V96H121ZM129 95V96H128ZM142 95V96H141ZM146 95V96H145ZM160 95V97H158ZM163 95H165V97H163ZM169 95V96H168ZM194 95V96H193ZM203 95V94H202ZM210 95V96H209ZM211 95H212V97H213V99H212V97H211ZM246 95V96H245ZM251 95H252V99H251ZM2 96V97H1ZM10 97V98H5V97ZM37 96V97H36ZM50 98H49V97ZM86 96V97H85ZM110 96H112V98L114 97V99H116V100H114V99H110L109 97ZM117 96V97H116ZM125 96H127L126 98H125ZM194 97V98H190V97ZM199 96H201V97H199ZM209 96V97H208ZM220 96V97H219ZM224 96H226V101H225V97ZM238 96V97H237ZM240 96V97H239ZM18 97V98H17ZM21 97V98H20ZM23 97V98H22ZM41 97V98H40ZM48 97V98H47ZM64 97V98H63ZM78 98V99H76V98ZM101 97V98H100ZM121 97V100L119 99ZM142 97H146V98H142ZM155 97V98H154ZM168 97H170V98H173L172 100H169V98ZM179 97V98H178ZM180 97H181V100H182V102H181V100H178V99H180ZM186 97V98H185ZM196 97V98H195ZM200 99H199V98ZM216 97V98H215ZM235 99H234V98ZM245 97H246V99H245ZM249 97V98H248ZM259 99H258V98ZM261 97V98H260ZM4 98V102L3 103H1V100ZM15 98V99H14ZM21 100H20V99ZM29 98V99H28ZM36 98V99H35ZM88 98V99H87ZM92 98V99H91ZM100 98V100H98ZM104 98V99H103ZM107 98V99H106ZM122 98H123V101H125L124 103H123V101H122ZM135 98V99H134ZM139 98V99H138ZM142 98V99H141ZM157 98V99H156ZM163 98V99H162ZM209 98H211L210 100H209ZM239 98V99H238ZM241 98V99H240ZM255 98V99H254ZM264 98V97H263ZM8 99H11V100H8ZM47 99H49V100H47ZM52 99L55 101H52ZM56 99H58L57 101H56ZM63 99V100H62ZM68 99V100H67ZM87 99V100H86ZM91 99V100H90ZM97 99V100H96ZM103 99V100H102ZM109 99H110V101H111V103L109 102ZM119 99V100H118ZM151 99V100H150ZM154 99V100H153ZM162 99V100H161ZM165 99V100H164ZM168 99V100H167ZM183 99H184V101H183ZM189 100V102L187 103V101ZM201 99H203V100H201ZM205 99V100H204ZM217 99V100H216ZM231 99V100H230ZM244 101H243V100ZM248 99H251L250 101L248 100ZM263 101H262V100ZM8 100V101H7ZM36 100V101H35ZM37 100H38V103H37ZM44 102H43V101ZM74 100H76V101H74ZM78 100L80 101V102H78ZM82 100V101H81ZM83 100H86V101H83ZM95 100V101H94ZM103 102H102V101ZM106 100V101H105ZM107 100H108V102H107ZM119 101V103L117 102V104H116V101ZM131 101V103H130V101ZM139 100V101H138ZM159 100V101H158ZM165 102H164V101ZM174 100H176V101H174ZM177 100L179 101L178 103H177ZM190 100H191V102H190ZM209 100V101H208ZM214 100V102L212 103V101ZM229 100V101H228ZM257 100V101H256ZM261 100V101H260ZM23 102V103H21V102ZM29 101V102H28ZM34 101V102H33ZM49 102V103H47L46 104V102ZM59 101V102H58ZM63 101V102H62ZM88 101V102H87ZM98 101V102H97ZM113 101V102H112ZM122 101V102H121ZM158 103H157V102ZM162 101V102H161ZM204 101H206V102H204ZM216 101H217V103H216ZM228 101V102H227ZM246 101V102H245ZM252 101V102H251ZM254 101V102H253ZM260 103H259V102ZM15 102V103H14ZM18 104H17V103ZM32 102V103H31ZM40 102V103H39ZM65 102V103H64ZM85 102V103H84ZM94 102V103H93ZM100 102V103H99ZM108 104H107V103ZM143 102H145V104L143 103ZM153 102V103H152ZM167 102V103H166ZM185 104H184V103ZM192 102H194V105H192L193 103ZM197 102V103H196ZM9 105H8V104ZM51 103V104H50ZM54 103H55V105H54ZM57 103V104H56ZM66 103L68 104V105H66ZM84 103V104H83ZM97 103V104H96ZM98 103H99V105H98ZM127 103V104H126ZM129 103V104H128ZM135 103V104H134ZM136 103H138L137 105H136ZM150 103V104H149ZM161 103V104H160ZM166 103V104H165ZM171 103V104H170ZM176 104V105H173V104ZM182 103V105H180ZM196 103V104H195ZM205 103V104H204ZM215 103V104H214ZM225 103V104H224ZM227 103V104H226ZM233 103H235L234 105H233ZM247 105H246V104ZM251 103V104H250ZM259 103V104H258ZM3 104V105H2ZM14 104H17V106L16 105H14ZM29 104V105H28ZM36 104V105H35ZM40 106H39V105ZM55 106H53V105ZM107 104V105H106ZM122 104V105H121ZM131 104V105H130ZM136 106V108L134 107V105ZM147 104V105H146ZM157 104V105H156ZM184 104V105H183ZM198 104V105H197ZM201 104V105H200ZM210 104V105H209ZM214 104V105H213ZM23 105V106H22ZM44 105H46V106H44ZM59 105V106H58ZM64 105H66L65 107H64ZM89 105V106H88ZM94 107H93V106ZM98 105V106H97ZM122 106V108L120 107V106ZM126 105H129V106H127L126 107ZM144 105V106H143ZM151 105V106H150ZM152 105H154V106H152ZM160 105V106H159ZM167 105V106H166ZM171 105V106H170ZM206 105H207V107H206ZM217 105H219V106H217ZM254 105H256L255 107H253ZM258 105V106H257ZM259 105H261L260 107H262V108H260L259 107ZM4 106V107H3ZM6 106V107H5ZM14 107V108H12V107ZM20 106V107H19ZM32 106V107H31ZM95 106H96V108H95ZM100 106V107H99ZM133 108H132V107ZM140 106V107H139ZM150 106V107H149ZM162 106H165L164 108L162 107ZM174 106V107H173ZM177 106H179V107H176ZM184 106V107H183ZM200 106H201V108H200ZM203 106V107H202ZM214 106V107H213ZM223 106H225V107H223ZM228 106V107H227ZM233 106H235V107H233ZM237 106H238V109H237ZM248 106H252L251 108L249 107V109L247 108ZM22 107H23V109H22ZM27 107V108H26ZM39 107V108H38ZM43 108L42 110H41V108ZM83 107V108H82ZM89 107V108H88ZM98 107V108H97ZM104 107H106L105 108V110H102V109H104ZM118 107V108H117ZM124 107H125V109H124ZM163 109H162V108ZM212 107H213V110H212ZM218 107V108H217ZM5 108V109H4ZM25 108V109H24ZM30 108V109H29ZM53 108V109H52ZM81 108H82V112H81ZM85 108V109H84ZM90 108H92V109H90ZM130 110H129V109ZM132 108V109H131ZM139 108V109H138ZM143 108H145V110L143 109ZM154 108V109H153ZM179 108H183V109H185V110H182V109H179ZM187 108V109H186ZM198 110H197V109ZM234 108V109H233ZM14 109V110H13ZM20 111H19V110ZM36 109V110H35ZM37 109H40V110H37ZM49 109V110H48ZM90 109V110H89ZM121 111H120V110ZM155 109H157V112L155 111H153V110H155ZM172 110V112H170L169 113V111H171ZM193 111H192V110ZM202 109V110H201ZM209 109V110H208ZM210 109H211V111H210ZM215 109V110H214ZM219 109V110H218ZM232 109V110H231ZM243 109V110H242ZM247 109V110H246ZM259 109V110H258ZM0 110V111H1ZM6 110V111H5ZM21 110H22V112H21ZM24 110V111H23ZM83 110H84V112H83ZM93 110V111H92ZM115 110V111H114ZM117 110V111H116ZM120 112H119V111ZM128 110V111H127ZM133 110H135V111H133ZM139 110H141L140 112H138ZM161 110V111H160ZM175 110V111H174ZM178 110V111H177ZM195 110V111H194ZM208 111V113H207V111ZM220 110H222V111H220ZM250 110H251V113H250V115H249V113L248 112H250ZM13 111V112H12ZM15 111V112H14ZM39 111V112H38ZM43 111H45V112H47V113H45V112H43ZM60 111V112H59ZM98 111V112H97ZM101 111H103L104 113H102ZM126 111V112H125ZM160 111V112H159ZM190 111H191V113H192V115H191V113H190ZM210 111V112H209ZM215 111H216V113H215ZM237 112V114H236V112ZM27 113L26 115H25V113ZM36 112V113H35ZM42 112H43V114H42ZM53 112V113H52ZM88 112H90V113H88ZM99 112L101 113V115L99 114ZM113 112V113H112ZM123 112V113H122ZM130 112V113H129ZM133 112H134V114H133ZM143 112V113H142ZM146 112H147V114H146ZM166 112V113H165ZM178 112V113H177ZM186 112H187V114H189V115H191V117L189 116V115H187L186 114ZM206 112V114H204ZM239 112H241V113H239ZM248 114H247V113ZM255 112V113H254ZM4 113V114H3ZM18 113H19V115H18ZM23 113V114H22ZM31 113H32V115H31ZM56 113V114H55ZM85 115H84V114ZM93 113V114H92ZM95 113V114H94ZM115 113H117L116 115H115ZM127 113H129V114H127ZM138 113H140V114H138ZM152 113V114H151ZM176 113V114H175ZM200 113V114H199ZM210 113V114H209ZM213 113V114H212ZM223 113V114H222ZM226 115H225V114ZM232 113H233V115H232ZM6 114H7V116H6ZM15 114V115H14ZM35 114V115H34ZM38 114V115H37ZM44 114H46V115H44ZM51 114V115H50ZM75 114H77V116L75 115ZM84 115V116H82V115ZM90 114H92V115H89ZM104 114V115H103ZM120 114H121V116H120ZM131 114H133L134 116H135V118H134V116L132 117V116H130ZM143 114H144V116H143ZM150 114V115H149ZM195 114V115H194ZM202 114V115H201ZM208 114H209V117H207L208 116ZM219 116H218V115ZM11 115V116H10ZM31 117H30V116ZM49 117H48V116ZM57 115V116H56ZM59 115V116H58ZM106 115V116H105ZM111 115V116H110ZM129 117H128V116ZM137 115V116H136ZM139 115H141V117L139 116ZM149 115V116H148ZM151 115H153V116H151ZM193 115H194V118H196L195 120H194V118H193ZM204 115V116H203ZM252 115V116H251ZM254 115V116H253ZM3 116V118H1ZM14 116V117H13ZM17 116V117H16ZM27 116L29 117V118H27ZM34 116V117H33ZM54 116V117H53ZM63 118H62V117ZM67 116H70V117H67ZM73 116V117H72ZM75 116V117H74ZM81 116V117H80ZM97 117V119H95V117ZM101 116H102V118H101ZM114 116V117H113ZM138 116H139V118H138ZM155 116V117H154ZM184 116H185V118H186V116L189 118H187L189 121H185V120H187V119H185L184 118ZM197 116V117H196ZM198 116H199V118L201 119V116H202V119L201 120H199V118H198ZM215 116V117H214ZM228 116V117H227ZM240 116V117H239ZM22 117V118H21ZM39 117H41V118H39ZM42 117H44V118H42ZM51 117V118H50ZM56 117H57V119H56ZM106 117H108V119H110V121H108L107 120V118ZM123 117V118H122ZM129 118L128 120H126V118ZM130 117L131 118H133V119H130ZM142 117H144V118H142ZM145 117H147V122L146 121H144L143 119H145L146 120V118ZM148 117H149V120H148ZM152 119H151V118ZM169 117V118H168ZM178 117V118H177ZM211 117V118H210ZM229 117H231V118H229ZM235 117V118H234ZM261 117V118H260ZM15 118H16V120H15ZM27 118V119H26ZM34 118H35V120H34ZM83 118V119H82ZM106 118V119H105ZM112 118V119H111ZM118 118H119V120H118ZM125 118V119H124ZM175 118V119H174ZM182 120L181 122L179 121L180 119ZM192 118V119H191ZM216 118V119H215ZM255 118V119H254ZM2 119V120H1ZM12 119V120H11ZM38 119V120H37ZM40 119H41V121H40ZM47 121L46 123L43 121ZM46 119H48V120H46ZM53 119V120H52ZM54 119H56V120H54ZM60 119V120H59ZM71 119H72V121H71ZM87 119V120H86ZM115 119H117V120H115ZM136 119H138L137 121H136ZM154 119V120H153ZM156 119V120H155ZM174 119V120H173ZM185 119V120H184ZM198 119V120H197ZM203 119H204V121H203ZM239 119V120H238ZM258 119V120H257ZM23 120V121H22ZM37 120V121H36ZM58 120V121H57ZM67 120V122H65ZM74 120V121H73ZM103 121V123H102V121ZM113 120H115V121H113ZM153 120V121H152ZM159 120V121H158ZM170 120V121H169ZM176 120V121H175ZM191 120V121H190ZM208 120H213V121H216L217 123L215 124L213 121H209L208 122ZM228 120H232V123L230 122V121H228ZM236 120H238V121H236ZM5 121V122H4ZM11 121V122H10ZM40 121V122H39ZM52 121H54V123L52 122ZM76 121V122H75ZM80 121V122H79ZM89 121H92V122H89ZM94 121V122H93ZM95 121H96V123H95ZM113 123H112V122ZM118 121V122H117ZM120 121V122H119ZM123 121V122H122ZM127 121V122H126ZM128 121H130V123L131 124H129L128 123ZM140 123H139V122ZM144 121V122H143ZM152 121V122H151ZM156 121V122H155ZM160 121H165V123L163 124L162 122H160ZM175 123H174V122ZM180 122V126L178 127V124H179V122ZM184 121H185V123H184ZM194 121V122H193ZM199 121V122H198ZM203 122V123H205L206 121V123H205V125L204 124H202L201 122ZM222 121V122H221ZM246 123H245V122ZM253 121H255V122H253ZM10 124H9V123ZM14 122V123H13ZM27 122H31V123H27ZM50 122V123H49ZM58 122V123H57ZM71 123V125L69 124V123ZM88 122V123H87ZM127 124H126V123ZM146 122V123H145ZM150 122V123H149ZM178 122V123H177ZM190 125V127H192L191 128V132L189 131V129H190V127H189V125L187 124V123ZM192 122V123H191ZM212 122V124L210 125V123ZM219 122H220V124H219ZM241 122V123H240ZM244 122V123H243ZM261 122V123H260ZM23 123V124H22ZM27 123V124H26ZM42 125V126H39L40 124ZM63 123V124H62ZM68 123V125H66ZM90 123H91V125H90ZM112 123V124H111ZM117 123H120V124H117ZM139 123V124H138ZM147 123H149V125H147ZM158 125V123H159V125H161V126H157L156 124ZM168 125H167V124ZM170 123H171V125H170ZM197 123V124H196ZM208 123V124H207ZM222 123H223V125H222ZM242 123H243V126H244V128H243V126L241 127L240 125H242ZM3 124V125H2ZM6 124V125H5ZM16 124V126L14 127V125ZM35 125V127L34 128H32L34 125ZM37 124H39V125H37ZM49 124V125H48ZM59 124H62V125H59ZM76 124V125H75ZM110 124V125H109ZM123 124V125H122ZM126 124V125H125ZM129 124V125H128ZM141 124V125H140ZM163 124V125H162ZM187 124V125H186ZM192 124H195V125H192ZM200 124H202V128L203 129H205V130H202L200 127H201V125ZM229 124H231V125H229ZM239 124V128H237V125ZM258 124V125H257ZM45 126V128H44V126ZM48 125V126H47ZM52 125V126H51ZM74 125V126H73ZM79 125V126H78ZM82 125H83V127H82ZM93 125V126H92ZM106 125V126H105ZM108 125V126H107ZM115 125V126H114ZM121 125V126H120ZM134 125V126H133ZM138 125V126H137ZM155 125V127H153ZM167 125V126H166ZM177 125V126H176ZM183 125V126H182ZM186 126V128H185V126ZM207 125H209V126H207ZM213 125V126H212ZM216 125V127H214ZM222 125V126H221ZM229 126V127H231V128H229V127H227V126ZM248 126V128H247V126ZM29 126V127H28ZM32 126V127H31ZM58 128H57V127ZM60 126H62V127H60ZM65 126V127H64ZM71 126V128H69ZM76 126V127H75ZM86 126V127H85ZM90 126V127H89ZM113 126V127H112ZM118 126H120V127H118ZM124 126H125V128H124ZM130 126V127H129ZM140 126H141V128H140ZM170 126H172V127H170ZM193 126H196V129L197 130H195V127H193ZM221 126V129L219 128V127ZM236 126V127H235ZM19 127H20V129H19ZM28 127V128H27ZM30 127H31V129H30ZM50 129H49V128ZM60 127V128H59ZM75 127V128H74ZM109 127V128H108ZM118 127V128H117ZM148 127H149V129H148ZM152 127V129H150ZM168 127V128H167ZM174 127V129H172ZM189 127V128H188ZM205 127V128H204ZM214 127V129H216V131L214 130V129H212ZM224 129H223V128ZM16 128V130H14ZM19 130H18V129ZM54 130H53V129ZM79 128V129H78ZM84 129V130H82V129ZM94 128V129H93ZM120 128V129H119ZM121 128H124V129H126L125 131H124V129H121ZM127 128L129 129L128 130V132H127ZM141 129L140 131L138 130V129ZM143 128H145V129H143ZM159 128H162V129H159ZM188 128V129H187ZM199 128V129H198ZM207 128V129H206ZM208 128L210 129H212V130H208ZM237 130H236V129ZM241 128H243V129H241ZM256 128V129H255ZM259 128V129H258ZM6 131H5V130ZM13 129V130H12ZM24 129V130H23ZM35 130V132H34V130ZM65 131H64V130ZM76 129V130H75ZM86 129V130H85ZM89 129H90V131H89ZM93 129V130H92ZM111 129H113V130H111ZM115 129H118V130H115ZM143 129V130H142ZM165 129L167 130V131H165ZM170 129V130H169ZM219 129L221 130V131H219ZM249 131H247V130ZM1 130H3V131H1ZM12 130V131H11ZM30 130V131H29ZM33 130V131H32ZM41 130H43V131H41ZM53 130V131H52ZM79 130H80V132H79ZM149 130H152V131H149ZM155 130L157 131L154 135H153V133L155 132ZM159 130V131H158ZM183 130V131H182ZM202 131V132H200V131ZM208 130V131H207ZM224 130V131H223ZM240 130V131H239ZM262 130V131H261ZM11 131V132H10ZM23 131V132H22ZM28 131H29V133H28ZM39 133H38V132ZM48 131V132H47ZM69 131V132H68ZM84 131V132H83ZM99 131V132H98ZM104 131V132H103ZM109 131V132H108ZM110 131H112V132H110ZM118 131V133H116V132ZM123 131V132H122ZM129 131H132V132H129ZM135 131V132H134ZM165 131V132H164ZM178 131V132H177ZM193 131V132H192ZM197 131V132H196ZM199 131V132H198ZM205 131H207V132H205ZM212 131V132H211ZM235 132V137L233 138V134H234V132ZM243 131H245V132H243ZM252 131V132H251ZM10 132V133H9ZM46 132H47V134H46ZM65 132V133H64ZM77 133V134H73V133ZM121 132V133H120ZM139 133L141 136L143 135V136H146V137H143L142 136V138L144 139H142L141 137H139L140 135L138 134L137 135V133ZM141 132V133H140ZM162 134H161V133ZM210 132H211V134H210ZM221 132V133H220ZM233 132V133H232ZM261 132H262V134H261ZM5 133V134H4ZM14 133V134H13ZM19 133V134H18ZM36 135H35V134ZM43 133H45L44 135H43ZM49 133V134H48ZM90 133V134H89ZM100 134L99 136H98V134ZM110 133V134H109ZM125 133V134H124ZM130 133V134H129ZM133 133V134H132ZM136 133V134H135ZM144 133V134H143ZM146 133H148V134H146ZM158 133V134H157ZM164 133V134H163ZM173 133V137L171 136V134ZM189 135V133H190V137L192 136V137H194V139L191 137H189V136H186L187 134ZM191 133H194V134H192L191 135ZM197 133V134H196ZM208 133V134H207ZM241 134L240 136L238 135V134ZM243 133V134H242ZM245 133H247V135L245 134ZM249 133V134H248ZM259 133V134H258ZM26 134V135H25ZM59 134V135H58ZM82 134V135H81ZM86 134V135H85ZM115 134V135H114ZM116 134H118V135H116ZM122 134V135H121ZM132 134V135H131ZM146 134V135H145ZM161 134V135H160ZM167 136H166V135ZM170 134V135H169ZM203 134H205V139H204V135ZM210 134V135H209ZM217 136H216V135ZM232 134V135H231ZM253 134V135H252ZM5 135V136H4ZM8 135V136H7ZM12 135H14V136H12ZM22 135V136H21ZM31 135V136H30ZM58 135V136H57ZM89 135V136H88ZM110 135V136H109ZM137 135V136H136ZM150 135V136H149ZM162 135H164V137L162 136ZM208 135V136H207ZM214 135H215V137H214ZM219 135H221V136H219ZM229 137H228V136ZM249 135V136H248ZM4 136V137H3ZM21 136V137H20ZM27 136V137H26ZM57 136V137H56ZM62 138H61V137ZM72 136V137H71ZM85 136V137H84ZM105 136V137H104ZM116 136V137H115ZM120 136V137H119ZM127 136V137H126ZM129 136V137H128ZM151 136H155L154 138L153 137H151ZM158 136H160V137H158ZM171 136V137H170ZM175 136H177V137H175ZM210 136H211V138H210ZM226 136V137H225ZM239 137V138H237V137ZM254 136V137H253ZM17 137V138H16ZM81 137V138H80ZM87 137V138H86ZM93 137V138H92ZM97 139H96V138ZM100 137V138H99ZM123 137V139L121 140V138ZM124 137H125V139H124ZM157 137V138H156ZM179 137V138H178ZM195 137H196V139L198 140L197 142L198 143H196V140H195ZM201 137V138H200ZM217 137V138H216ZM228 137V138H227ZM248 137V138H247ZM260 137V138H259ZM3 138V139H2ZM7 138H9V140L7 139ZM13 138H15V139H13ZM23 138V139H22ZM57 138V140H55V139ZM60 138H61V140H60ZM99 138V139H98ZM103 138V139H102ZM128 138V139H127ZM131 138V139H130ZM132 138H134L133 140H132ZM137 138L140 140H137ZM159 138V139H158ZM164 138H166V139H164ZM168 138V139H167ZM174 138V139H173ZM187 138V139H186ZM200 138V139H199ZM203 138V139H202ZM219 138V139H218ZM222 138V139H221ZM224 138V139H223ZM243 138H245V142H244V139ZM13 139V140H12ZM20 139V140H19ZM28 139V140H27ZM65 140V141H62V140ZM70 139V140H69ZM72 139V140H71ZM79 140V142H78V140ZM85 139V140H84ZM102 139V140H101ZM108 139V140H107ZM136 139V140H135ZM151 139V140H150ZM152 139H154L153 141H152ZM173 139V140H172ZM193 139V140H192ZM212 139V140H211ZM226 139V141H224ZM228 139V140H227ZM230 139V140H229ZM238 139V140H237ZM243 139V140H242ZM249 139H251L250 141H249ZM259 139V140H258ZM4 140V141H3ZM30 140H31V142H30ZM76 140V141H75ZM88 140V141H87ZM89 140H90V142H89ZM125 140V141H124ZM132 140V141H131ZM134 140H135V142H134ZM157 140V142L159 141V143H155V141ZM181 140H183V141H181ZM187 140L188 141H190V142H188V143H190V144H192V145H194V143H195V145L194 146H191V145H189V144H187L186 142H187ZM203 140V142L205 143H203V142H201ZM213 140H215V143L217 144H214V142H212ZM233 140V141H232ZM240 140V141H239ZM262 140V141H261ZM26 141V142H25ZM34 141V142H33ZM37 141H38V143H37ZM43 141V142H42ZM46 141V142H45ZM57 141V142H56ZM92 141H93V143H92ZM94 141H95V143H94ZM129 141L130 142H132V143H129ZM136 141H138V144H140V145H134V144H136L137 142ZM151 141H152V144H151ZM169 141L171 142L170 144H172V145H170L169 144ZM191 141H193V142H191ZM200 141V142H199ZM239 141V142H238ZM243 141V142H242ZM262 143H261V142ZM5 142V143H4ZM26 144H25V143ZM45 142V143H44ZM76 142H78V143H76ZM86 142V143H85ZM89 142V143H88ZM100 142V143H99ZM102 142V143H101ZM127 142V143H126ZM142 144H144L145 143V145H146V147L144 146V145H142ZM144 142V143H143ZM146 142H150L148 145L146 144ZM179 142V143H178ZM182 142H184V143H182ZM211 142V143H210ZM218 142V143H217ZM236 142H238V143H236ZM256 142H257V145H256ZM2 143V144H1ZM29 143H31L30 145H29ZM35 143H37L36 145H35ZM42 145H41V144ZM51 143V144H50ZM53 143V144H52ZM55 143V144H54ZM65 143V144H64ZM81 143H83V144H81ZM113 143V144H112ZM118 143V144H117ZM163 143H164V145H163ZM178 143V144H177ZM201 143V144H200ZM208 143V144H207ZM225 143L227 144V146L225 145ZM233 143V144H232ZM242 143H244V144H242ZM247 143H250L249 144V146H248V144ZM254 143V144H253ZM259 143V144H258ZM15 146H14V145ZM33 144V145H32ZM47 144H48V146H47ZM76 144V145H75ZM88 144V145H87ZM99 144V145H98ZM112 144V145H111ZM127 144V145H126ZM130 144V145H129ZM154 144H155V146H154ZM175 144V145H174ZM184 144V145H183ZM198 144H200L199 145V147H197L196 145H198ZM202 144H204V145H202ZM212 144V145H211ZM213 144L214 145H216V146H214V148L216 149V151L214 150V148L212 147L213 146ZM224 144V145H223ZM230 144H232V145H230ZM237 145V147H236V145ZM239 144H242V145H239ZM5 147H4V146ZM20 145V146H19ZM23 145L25 146V147H23ZM28 145V146H27ZM39 147H38V146ZM52 145V146H51ZM59 145V146H58ZM64 145V146H63ZM72 145V146H71ZM73 145H75V147L77 148H75ZM106 145V146H105ZM124 145V146H123ZM129 145V146H128ZM150 145V146H149ZM159 145V146H158ZM163 145V146H162ZM165 145H167V147H165ZM168 145H170L169 147L171 148V149H169V147H168ZM176 145H179V146H181V147H177ZM189 145V146H188ZM206 145H208V146H211V147H208V146H206ZM230 147H229V146ZM239 145V146H238ZM261 145H263V146H261ZM14 146V147H13ZM41 146V147H40ZM51 146V147H50ZM57 146V147H56ZM82 146H84V147H82ZM87 146V147H86ZM91 146V147H90ZM98 146V147H97ZM103 146V147H102ZM112 146V147H111ZM131 146H132V148H131ZM141 149V151L143 150V152H140L139 153V151H140V149L138 148V147ZM143 146V149L141 148ZM151 147V150H150V148L149 147ZM158 146V147H157ZM173 147V149H172V147ZM187 146V147H186ZM190 146H191V148H190ZM203 146V147H202ZM225 146V147H224ZM233 146V147H232ZM242 146V147H241ZM244 146V147H243ZM255 146V147H254ZM37 147V148H36ZM65 147V148H64ZM67 147V148H66ZM102 147V148H101ZM152 147H154V148H152ZM156 147H157V150H156ZM163 147V148H162ZM184 149H183V148ZM192 149V150H194V151H189L190 149ZM219 147V148H218ZM251 149H250V148ZM2 148H4V149H2ZM14 148V149H13ZM31 148V149H30ZM83 148H85V149H83ZM97 148H98V151H97ZM110 148V149H109ZM112 148V149H111ZM122 150V151H120V149ZM135 149V151H134V149ZM138 148V149H137ZM149 148V149H148ZM160 148H162L160 151H161V153H160V151H159V149ZM167 150L166 152H165V149ZM178 148V149H177ZM186 148V149H185ZM194 148H196V149H194ZM204 148V149H203ZM206 148V149H205ZM208 148H209V150H208ZM211 148V149H210ZM213 148V149H212ZM228 148H230V149H228ZM242 148V149H241ZM246 148V149H245ZM261 148V149H260ZM17 149V150H16ZM33 149V150H32ZM40 149H41V151H40ZM45 149V150H44ZM73 149H75V150H73ZM137 149V150H136ZM146 149V150H145ZM156 150L155 152L153 151V150ZM164 149V150H163ZM171 151H169V150ZM182 149V150H181ZM201 149V150H200ZM202 149H203V151H202ZM226 149H227V151H226ZM232 149H234V150H232ZM14 150H16V151H14ZM24 150V151H23ZM35 150V151H34ZM44 150V151H43ZM60 150V151H59ZM65 150V151H64ZM67 150H69V151H67ZM73 150V151H72ZM83 150V151H82ZM92 150V151H91ZM197 150V151H196ZM218 150H220V151H218ZM222 150H223V152H222ZM229 150H232V151H229ZM243 150V151H242ZM255 150V151H254ZM262 150V151H261ZM4 151V152H3ZM24 152L23 154H22V152ZM34 151V152H33ZM58 151V152H57ZM70 151H72V152H74V155L76 156L75 158L76 159H74V161L73 160H71V158L74 156H72V152H70ZM103 151V152H102ZM109 151V152H108ZM117 152L118 151V155H120V156H118L117 154H115V153H113V152ZM146 151V152H145ZM158 151V152H157ZM163 151V152H162ZM175 151V152H174ZM195 151L196 152H198V153H200V154H198V153H195ZM201 151V152H200ZM212 151V152H211ZM213 151H214V155H213ZM236 153H235V152ZM240 151H242V152H240ZM249 151V152H248ZM257 151V152H256ZM11 154H9V153ZM18 152V153H17ZM27 152V153H26ZM37 152V153H36ZM41 152V153H40ZM48 152V153H47ZM69 152V154H70V157L68 156L69 154H67ZM76 152H79L78 154H76ZM98 152V153H97ZM101 152H102V154H101ZM112 152V153H111ZM167 152H169V153H171L170 154V157H169V153H167ZM190 152V153H189ZM192 152V153H191ZM202 152H203V154H202ZM206 152V153H205ZM207 152H210L209 154L207 153ZM216 152V153H215ZM225 152V153H224ZM229 152H234V153H232V154H234L233 156L231 155V153H229ZM251 152H253V153H251ZM14 153H15V155H14ZM30 153H31V155H30ZM64 153V154H63ZM81 153V154H80ZM85 154V156H84V154ZM154 153V154H153ZM157 153V154H156ZM160 153V154H159ZM165 153H167V154H165ZM178 154V156H177V154ZM180 153H182V154H180ZM227 153H229V158H227L228 157V154ZM250 153V154H249ZM8 154V155H7ZM18 154V155H17ZM50 154V155H49ZM51 154H52V156H53V159L51 158ZM122 154V155H121ZM129 154H130V156H129ZM144 156H143V155ZM150 154V155H149ZM153 154V155H152ZM161 155L160 157H159V155ZM164 154H165V156H164ZM185 156H184V155ZM189 154H190V156H189ZM194 154H197V155H194ZM224 154V155H223ZM227 154V156H225ZM241 154V155H240ZM243 154V155H242ZM247 154V155H246ZM248 154L249 155H252L251 157L250 156H248ZM257 154V155H256ZM10 155V156H9ZM20 155V156H19ZM27 155H28V157H27ZM35 155V156H34ZM41 155V157H39ZM43 155V156H42ZM66 155V156H65ZM115 155V156H114ZM123 155H124V157H123ZM139 155V156H138ZM146 155V156H145ZM158 155V156H157ZM166 155H168L167 157H166ZM175 155V156H174ZM180 155V156H179ZM192 155V156H191ZM199 155V156H198ZM202 155V156H201ZM208 155V156H207ZM211 155V157L213 158V159H217V163H216V160L214 161L213 159H210L211 157H209ZM220 155V156H219ZM246 155V156H245ZM256 155V156H255ZM9 156V157H8ZM14 156L16 157V156H19V158L17 157V158H14ZM23 156H25V157H23ZM36 156L37 157H39L38 158V160H37V158H36ZM45 156H46V158H45ZM65 156V157H64ZM95 156V157H94ZM150 156H151V158H150ZM162 156H164V158L162 157ZM219 156V157H218ZM231 156V157H230ZM243 156V157H242ZM256 158H255V157ZM4 157V158H3ZM32 157V158H31ZM43 157V158H42ZM127 157V158H126ZM136 157V158H135ZM142 157V158H141ZM146 157V159H143V158H145ZM175 159H174V158ZM201 157V158H200ZM208 157V158H207ZM218 157V158H217ZM234 158V160H235V162H234V160L233 161H231V159L230 158ZM241 159H240V158ZM262 157V158H261ZM9 158V159H8ZM21 158V159H20ZM34 158V159H33ZM41 158V159H40ZM59 158V159H58ZM67 158L69 159V160H67ZM97 158V159H96ZM111 158L112 159H115L116 158V160H111ZM118 158V159H117ZM156 158V159H155ZM163 158V159H162ZM169 158V159H168ZM179 158V159H178ZM184 158V159H183ZM222 158V159H221ZM224 158V159H223ZM232 158V159H233ZM237 160H239L240 161V163H238L239 161H237ZM250 158V159H249ZM260 158V159H259ZM16 161H15V160ZM26 159V160H25ZM36 159V160H35ZM50 159V160H49ZM109 159V160H108ZM125 161H123V160ZM133 159V160H132ZM134 159H136V160H134ZM142 159H143V161H142ZM154 159H155V161H154ZM159 159H162L160 162H159ZM177 159V160H176ZM183 159V160H182ZM194 159V160H193ZM203 161H202V160ZM228 160V162L226 161V160ZM13 160V161H12ZM19 160V161H18ZM33 160V161H32ZM37 162V163H35V161ZM40 160V161H39ZM41 160L44 162H41ZM49 160V161H48ZM67 160V161H66ZM71 160V161H70ZM83 160V161H82ZM85 160V161H84ZM107 160V161H106ZM127 160H128V162H127ZM131 160V161H130ZM148 160V161H147ZM165 160H168V161H165ZM218 160H220V161H218ZM244 160V161H243ZM249 160H251V161H249ZM253 160V161H252ZM26 163H25V162ZM27 161H28V163H27ZM56 161V162H55ZM59 161V162H58ZM62 161V162H61ZM76 161H79V162H76ZM106 161V162H105ZM112 161V162H111ZM116 161V162H115ZM122 161V162H121ZM179 161V162H178ZM181 161H182V163L184 164V165H181L182 163H181ZM185 161H186V163H185ZM213 161V162H212ZM221 161H222V163L224 164V166H222L223 164L221 163ZM225 161H226V163H225ZM236 161H237V163H236ZM250 163H249V162ZM259 161V162H258ZM13 162V163H12ZM19 162V163H18ZM21 162V163H20ZM40 162V163H39ZM70 162H73L72 163V165H75V166H71V163ZM81 162V163H80ZM103 162V163H102ZM141 164H140V163ZM142 162H144V163H142ZM157 162H159V163H161V164H159V163H157ZM170 162H173V163H171V164H173V165H171V164H169ZM190 162V163H189ZM196 162H197V165H196ZM201 162L203 163V164H201ZM217 164H215V163ZM219 162V163H218ZM244 162V163H243ZM245 162H246V164H245ZM252 162V163H251ZM257 162V163H256ZM10 163V164H9ZM23 163V164H22ZM42 163V164H41ZM54 163V164H53ZM68 165H67V164ZM75 163H77V164H75ZM80 165H79V164ZM83 163V164H82ZM99 163V164H98ZM115 163V164H114ZM128 163V164H127ZM146 163V165H144ZM154 163V164H153ZM165 163V164H164ZM167 163V164H166ZM174 163L176 164H178V166H179V164H180V166L178 167V166H176V165H174ZM194 163H195V166H194ZM213 163H214V165H213ZM234 165H232V164ZM22 164V165H21ZM27 164V165H26ZM56 164V165H55ZM90 164H91V166H90ZM97 164V165H96ZM110 164V165H109ZM113 164H114V166H113ZM125 164V165H124ZM132 164V165H131ZM133 164H137L136 166L135 165H133ZM158 164H159V166H158ZM186 164V165H185ZM191 164V165H190ZM219 164H220V166H219ZM222 164V165H221ZM228 164H231V166L230 165H228ZM245 164V165H244ZM3 165V166H2ZM9 165V166H8ZM12 165V167H10ZM33 165V166H32ZM40 165V166H39ZM60 165V166H59ZM82 165H84V166H82ZM103 165V166H102ZM130 165V166H129ZM157 165V166H156ZM165 165V166H164ZM168 165V166H167ZM229 166V167H226V166ZM238 165V167H236ZM250 167H249V166ZM18 166V167H17ZM23 166V167H22ZM44 168H43V167ZM46 166V167H45ZM57 166V167H56ZM79 168H78V167ZM98 166V167H97ZM113 166V167H112ZM115 166H116V168H115ZM121 167V168H119V167ZM133 166V167H132ZM152 166V167H151ZM182 166V167H181ZM187 167V168H185V167ZM194 166V167H193ZM208 166V167H207ZM242 166H243V168H242ZM251 166H253V167H255L256 168V171L254 170L255 168H253V167H251ZM260 166H261V168H260ZM9 167V168H8ZM22 167V168H21ZM31 167H33V168H31ZM55 167V168H54ZM68 167V168H67ZM74 167V168H73ZM81 167H83V168H81ZM95 168V170H94V168ZM97 167V168H96ZM106 167V168H105ZM131 167V168H130ZM139 167H140V169H139ZM144 169H143V168ZM149 167V168H148ZM161 167H162V169H161ZM166 167V168H165ZM178 167V168H177ZM183 169V171H181L182 169ZM7 168V169H6ZM35 168V169H34ZM51 168H53L52 170H51ZM71 168V169H70ZM75 168H77V170L75 169ZM86 168V169H85ZM89 168H91V170L89 169ZM93 168V169H92ZM115 168V169H114ZM137 168V169H136ZM153 168H154V170H153ZM171 168V169H170ZM181 170H180V169ZM194 168V169H193ZM198 169L199 170V172L200 173H198V170H196V169ZM208 168V169H207ZM225 168V169H224ZM227 168H228V170H227ZM238 168H239V171H238ZM13 169V170H12ZM33 169V170H32ZM40 169H41V171L42 172H44V173H42L41 171H40ZM44 169V170H43ZM49 169V170H48ZM65 169H67V170H65ZM68 169H69V171H68ZM73 169V170H72ZM81 169V170H80ZM83 169V170H82ZM84 169H85V171H84ZM87 169H89V170H87ZM99 169V170H98ZM109 169V170H108ZM120 169V170H119ZM136 169V170H135ZM149 169H151V170H149ZM156 169V170H155ZM159 169V170H158ZM174 169V170H173ZM190 169V170H189ZM193 171H197L196 172V174H193V173H195V172H193ZM202 169V170H201ZM223 169V170H222ZM236 169V170H235ZM245 169V170H244ZM249 169V171H247ZM263 169V170H262ZM6 170V171H5ZM10 170H12V171H10ZM25 172H24V171ZM30 170H31V173H33V174H31L30 173ZM56 170V171H55ZM86 170L87 171H92V174L90 173V175H89V172H88V174L86 173ZM103 170V171H102ZM119 172H118V171ZM145 170H147V171H145ZM162 170V172L164 173V174H162V172H160ZM165 170V171H164ZM171 172H173V173H171ZM201 170V171H200ZM254 170V171H253ZM259 170V171H258ZM5 171V172H4ZM18 171V172H17ZM21 171V172H20ZM35 173H34V172ZM51 171V172H50ZM72 171V172H71ZM75 171H76V174H77V176L75 175ZM84 171V172H83ZM94 171H95V174H94ZM110 171V172H109ZM123 171V172H122ZM126 171V172H125ZM139 171H141V172H139ZM143 171V172H142ZM202 171H203V175H205L204 176V179H203V175L201 176V173H202ZM224 171H225V173H227V171L229 172V174H231L232 172H234V173H236V174H234V173H232L231 175H228V173L227 174H224ZM4 172V173H3ZM10 172V173H9ZM14 174H12V173ZM39 172V173H38ZM48 172H50V174H48ZM56 172V173H55ZM97 172V173H96ZM101 172V173H100ZM102 172H104V173H102ZM117 172V173H116ZM145 172H150V174H145ZM154 172V173H153ZM178 172V173H177ZM183 172V173H182ZM187 172V173H186ZM191 172V174H189ZM213 172V173H212ZM231 172V173H230ZM239 172V173H238ZM241 172V173H240ZM243 172H245V173H243ZM256 172V173H255ZM257 172H259V174L257 173ZM261 172V173H260ZM60 173H62L61 174V176H60ZM65 173H67V174H65ZM109 173H110V175H109ZM123 173V174H122ZM132 175H131V174ZM144 173V174H143ZM168 173V174H167ZM177 173V174H176ZM206 173H208V175L206 174ZM210 173V174H209ZM218 173H220V174H218ZM238 173V174H237ZM243 173V174H242ZM254 173H255V175H254ZM5 174V175H4ZM6 174H8V175H6ZM30 174V175H29ZM71 174L73 175L72 177H71ZM94 174V175H93ZM99 174V175H98ZM119 174V175H118ZM140 174V175H139ZM154 174V175H153ZM166 174V175H165ZM176 174V175H175ZM184 176H183V175ZM185 174H187V175H185ZM198 174V175H197ZM218 174V175H217ZM221 174L223 175V176H221ZM252 174V175H251ZM16 175V176H15ZM37 175V176H36ZM40 175V176H39ZM48 175V176H47ZM66 175V176H65ZM87 175V176H86ZM98 175V176H97ZM100 175H102V177L100 176ZM110 176V178H109V176ZM116 175V176H115ZM125 175V176H124ZM128 175V176H127ZM139 175V176H138ZM161 175H163L162 177H161ZM182 175V176H181ZM193 175H195V176H193ZM196 175L197 176H200V178H198V177H196ZM220 175V178L218 177ZM226 175H227V177H226ZM258 175V176H257ZM7 177L8 176V178H5V177ZM22 176V177H21ZM26 178H25V177ZM56 178H55V177ZM63 176V177H62ZM94 179V177L93 176H95V179L94 180H92V178ZM99 177V178H97V177ZM112 176V177H111ZM123 176V177H122ZM138 176V177H137ZM177 177V178H175L174 179V177ZM192 176H193V179H192ZM209 176V178H207ZM236 176H237V178H236ZM239 176H240V179H239ZM260 176V177H259ZM15 177V178H14ZM30 177V178H29ZM48 177V178H47ZM70 177V178H69ZM86 177H88V178H86ZM148 177V178H147ZM152 177V178H151ZM154 177V178H153ZM187 177H189V180H188V178ZM194 177H196V178H194ZM210 177H211V181H213L214 182V186H213V183L210 181L209 182V180H210ZM214 177H216V178H214ZM225 177V178H224ZM231 177H232V179H231ZM243 177V178H242ZM247 177V178H246ZM255 177H256V179H255ZM18 179V181H17V179ZM21 178V179H20ZM28 178V179H27ZM51 178V179H50ZM75 178V179H74ZM85 178V179H84ZM91 179V181H89L90 179ZM101 178V179H100ZM102 178H104V179H102ZM107 178V179H106ZM114 180H113V179ZM121 178V179H120ZM129 178H131V179H129ZM138 178H140V179H138ZM145 178V179H144ZM165 178V179H164ZM184 179V181H183V179ZM224 180H223V179ZM226 178H228L227 180H226ZM258 178V179H257ZM260 178V179H259ZM3 179H4V182H3ZM67 179V180H66ZM78 179V180H77ZM89 179V180H88ZM99 179V180H98ZM116 179V180H115ZM136 179V180H135ZM148 179L150 180V182L148 181ZM162 181H161V180ZM172 179V180H171ZM180 179V180H179ZM191 179V180H190ZM199 180V181H195V180ZM234 179V180H233ZM248 179V180H247ZM251 179V180H250ZM254 179V180H253ZM14 180H15V182H14ZM70 180V181H69ZM89 181V184H88V181ZM97 182H96V181ZM113 180V181H112ZM128 181V183H126L127 181ZM137 180H139V181H137ZM141 180V181H140ZM176 180H177V182H176ZM195 182H194V181ZM205 180V181H204ZM208 180V181H207ZM215 180H216V182H215ZM217 180H218V182H217ZM221 180V181H220ZM231 180H233L232 181V183H231ZM251 182H250V181ZM252 180L254 181V183H257V184H255L254 185V183L252 182ZM257 180H259V181H257ZM262 180V181H261ZM8 181V182H7ZM17 181V182H16ZM26 181V182H25ZM31 181H32V183H31ZM38 181V182H37ZM57 181V182H56ZM75 181V182H74ZM82 181V182H81ZM93 181L95 182V184L93 183ZM105 181V182H104ZM109 183H108V182ZM143 181V182H142ZM152 181V182H151ZM155 181V182H154ZM189 181V182H188ZM192 181V182H191ZM226 181H228V182H226ZM238 181H240L239 183H238ZM248 181V182H247ZM21 182V183H20ZM23 182V183H22ZM25 182V183H24ZM41 182H43L42 183V185H41ZM56 182V183H55ZM102 182V183H101ZM108 183V184H106L107 186L105 187V183ZM120 182V183H119ZM124 182V183H123ZM137 182H138V184H137ZM158 182V183H157ZM164 182H165V184H164ZM169 182H170V184H169ZM174 182V183H173ZM179 182V183H178ZM201 182H205L204 184L203 183H201ZM220 182V183H219ZM231 184H230V183ZM245 182V183H244ZM260 182V183H259ZM3 183V184H2ZM12 183H13V185H12ZM46 183V184H45ZM58 183H59V185H58ZM79 183V184H78ZM93 183V184H92ZM98 183V184H97ZM116 183V184H115ZM131 183V184H130ZM135 183V184H134ZM160 183V184H159ZM192 183L194 184V186L192 185ZM223 183V184H222ZM226 183L227 184H229V187L230 188H228V185H226ZM243 183V184H242ZM252 183V184H251ZM24 184H26V185H24ZM31 184V185H30ZM37 184V185H36ZM55 185V186H53V185ZM133 184V185H132ZM157 184V185H156ZM171 184H173V185H171ZM191 184V185H190ZM201 184V185H200ZM211 184V185H210ZM221 184H222V186H221ZM241 184H242V186L244 185V187L242 188V186H241ZM246 184L248 185V186H246ZM8 185V186H7ZM44 185V186H43ZM50 187H49V186ZM58 185V186H57ZM92 185V186H91ZM96 185H98V186H96ZM110 185V186H109ZM111 185H112V187H111ZM130 185V186H129ZM143 185V186H142ZM148 185V186H147ZM151 185V186H150ZM188 185V186H187ZM198 185V186H197ZM238 185H240V186H238ZM5 186H7V187H5ZM24 186H25V188H24ZM30 186H32L31 188H30ZM43 186V187H42ZM60 186L62 187V189L60 188ZM64 186V187H63ZM132 186V187H131ZM136 186V187H135ZM163 186V187H162ZM173 186H175V187H173ZM182 186V187H181ZM186 186V187H185ZM196 186V187H195ZM212 186V187H211ZM218 186V187H217ZM220 186L222 187L221 189H222V191H221V189H220ZM223 186L224 187H226V188H228V189H226L225 188V190H224V188H223ZM235 186V187H234ZM238 186V187H237ZM253 186V187H252ZM2 187V188H1ZM26 187H27V189H26ZM40 187H41V189H40ZM83 187V188H82ZM95 189H94V188ZM103 187H104V189H103ZM130 187V188H129ZM142 187V188H141ZM153 187V188H152ZM165 187V188H164ZM170 187V188H169ZM202 187H205L204 189L202 188ZM214 187V188H213ZM215 187H216V189H215ZM239 188V189H237V188ZM249 187V188H248ZM255 187V188H254ZM257 187V188H256ZM24 188V189H23ZM56 188V189H55ZM74 188V189H73ZM84 188H85V190H84ZM139 188V189H138ZM174 188V189H173ZM180 188V189H179ZM184 188V189H183ZM189 188H191L192 189V191H191V189H189ZM195 188V189H194ZM219 189V191L220 192H218L217 190ZM234 188H235V190H234ZM242 188V189H241ZM253 188H254V190H253ZM3 189H5L4 191H3ZM35 189H36V191H35ZM87 189V190H86ZM99 189V190H98ZM101 189V190H100ZM108 189V190H107ZM120 189V190H119ZM123 189H124V191H123ZM167 189V190H166ZM169 189V190H168ZM179 189V190H178ZM189 190V192H188V190ZM209 189V190H208ZM231 189V190H230ZM243 189L245 190V192L243 191ZM259 189V190H258ZM262 189H263V191H262ZM24 190V191H23ZM40 190V191H39ZM47 190V191H46ZM59 190V191H58ZM64 192H63V191ZM68 190V191H67ZM91 190V191H90ZM105 192H103V191ZM116 190V191H115ZM132 190V191H131ZM136 191V193L135 192H133V191ZM143 190V191H142ZM153 192H152V191ZM193 190H194V192H193ZM198 191V192H195V191ZM208 190V191H207ZM224 190V191H223ZM234 190V191H233ZM236 190L238 191V190H240V191H238L237 192V194H236ZM242 190V191H241ZM251 190V191H250ZM253 190V191H252ZM260 190H261V193H260ZM2 191V192H1ZM7 191V192H6ZM9 191V192H8ZM39 191V192H38ZM41 191H42V193H41ZM78 191V192H77ZM80 191V192H79ZM93 191V192H92ZM95 191V192H94ZM127 191H128V193H127ZM168 191H170V192H168ZM185 191H187L186 193H185ZM201 191V192H200ZM211 193H210V192ZM217 191V193H220L219 195V197H217L216 195H215V192ZM227 191V192H226ZM248 191V192H247ZM256 193H255V192ZM34 192V193H33ZM36 192H37V194H38V196H37V194H36ZM49 192H50V194H49ZM53 192V193H52ZM57 192V193H56ZM62 192V193H61ZM120 192V193H119ZM141 192V193H140ZM167 192V193H166ZM192 194H191V193ZM228 192H231V194L230 193H228ZM233 192V193H232ZM241 192V193H240ZM4 193V194H3ZM9 193V194H8ZM12 193V194H11ZM14 193V194H13ZM26 195H25V194ZM40 193V194H39ZM59 193V194H58ZM66 193V194H65ZM84 195H83V194ZM134 193H135V195H134ZM145 193V194H144ZM149 193V194H148ZM190 193V194H189ZM197 193V194H196ZM199 193V194H198ZM222 193V194H221ZM226 193V194H225ZM248 193V194H247ZM24 194V195H23ZM30 194V195H29ZM33 194V195H32ZM41 194L43 195V197H41ZM51 194H53V195H51ZM88 194V195H87ZM106 194V195H105ZM113 194V195H112ZM114 194H115V196H114ZM123 194V195H122ZM127 194V195H126ZM139 194H140V196H139ZM144 194V195H143ZM177 196H176V195ZM194 194V195H193ZM210 194V195H209ZM229 194V195H228ZM234 194V195H233ZM238 194H239V197H238ZM249 194H251V197L253 196V195H255V197L254 198H251L250 197V195ZM259 194V195H258ZM262 194V195H261ZM29 195V196H28ZM65 195V196H64ZM68 195V196H67ZM77 195H78V197H77ZM130 195V196H129ZM132 195V196H131ZM180 195V196H179ZM196 195V196H195ZM198 195V196H197ZM207 195H209L208 197H206ZM222 195V196H221ZM243 195V196H242ZM7 196L9 197V198H7ZM39 196L41 197V198H39ZM47 196V197H46ZM53 196V197H52ZM59 198H58V197ZM61 196V197H60ZM138 196V197H137ZM148 196V197H147ZM152 196V197H151ZM170 196H174V197H170ZM176 196V197H175ZM190 197L189 199H188V197ZM202 196H203V198H202ZM215 196V197H214ZM225 196V197H224ZM231 196V197H230ZM244 196H245V198H244ZM256 196H260V197H256ZM17 197V198H16ZM21 197V198H20ZM23 197V198H22ZM28 197V198H27ZM30 197V198H29ZM49 197V198H48ZM55 197H56V199H57V201H56V199H55ZM71 197V198H70ZM77 197V198H76ZM95 197H97V198H95ZM104 197L105 198H107V199H104ZM110 199H109V198ZM116 197H117V199H116ZM121 197V198H120ZM144 197V198H143ZM195 197H197L196 198V200H195ZM222 197V198H221ZM233 197H235L236 198V200H235V198H233ZM240 197H241V199L242 200H239L240 199ZM262 197V198H261ZM17 200H16V199ZM33 198V199H32ZM36 198V199H35ZM62 200H61V199ZM77 200H76V199ZM100 198H102V199H100ZM114 198V199H113ZM129 200H128V199ZM136 198V199H135ZM169 198V199H168ZM182 199V200H180L179 201V199ZM218 198H220L219 200H218ZM225 198V199H224ZM238 198V199H237ZM251 198V200H248V199H250ZM10 199V200H9ZM13 199V200H12ZM28 201H27V200ZM32 199V200H31ZM37 199H38V201H37ZM40 199L42 200L41 202H40ZM53 199V200H52ZM67 199V200H66ZM70 201H69V200ZM79 199V200H78ZM94 199H96V200H94ZM112 199V200H111ZM115 199H116V201H115ZM122 199V200H121ZM150 199V200H149ZM153 199H154V201H153ZM162 199V200H161ZM217 199V200H216ZM223 199V200H222ZM230 199V200H229ZM257 199V200H256ZM259 199V200H258ZM12 200V201H11ZM16 202H15V201ZM31 200V201H30ZM43 200H44V204H43ZM46 200V201H45ZM59 200V201H58ZM64 200V201H63ZM85 200V201H84ZM104 200V201H103ZM108 200V201H107ZM115 201V203L116 204H118V205H114V201ZM121 200V201H120ZM141 200V201H140ZM156 200V201H155ZM158 200V201H157ZM164 200H166V201H164ZM174 200V202H172ZM184 200V201H183ZM190 202H189V201ZM192 200V201H191ZM194 200V201H193ZM199 200V201H198ZM208 200H209V202H208ZM225 200V201H224ZM246 200V201H245ZM254 200V201H253ZM262 200V201H261ZM27 201V202H26ZM34 201H36V202H34ZM51 201V202H50ZM56 201V202H55ZM74 201V202H73ZM75 201H76V203L78 204H76L75 203ZM78 201H79V203H78ZM101 201H103V202H101ZM122 201H124V202H122ZM148 201V202H147ZM168 201V202H167ZM171 201V202H170ZM176 201H177V204H176ZM196 201V202H195ZM198 201V202H197ZM213 201V202H212ZM216 201V202H215ZM217 201H220L219 203L221 204L220 206H219V203H217ZM243 201H244V203H243ZM255 201H258V203L257 202H255ZM260 201V202H259ZM10 202V203H9ZM19 202V203H18ZM33 202V203H32ZM45 202H46V204H45ZM50 202V203H49ZM57 202H59V203H57ZM65 202V203H64ZM71 202V203H70ZM81 202V203H80ZM108 202V203H107ZM111 202V203H110ZM128 202V203H127ZM131 202V203H130ZM143 202V203H142ZM170 202V203H169ZM186 202V203H185ZM193 202H195V203H193ZM204 202V203H203ZM215 202V203H214ZM234 204H233V203ZM241 203L240 205H239V203ZM246 202V203H245ZM41 203V204H40ZM52 203V204H51ZM88 203V204H87ZM98 203V204H97ZM102 203V204H101ZM125 204V205H123V204ZM153 203V204H152ZM155 203V204H154ZM165 203V204H164ZM166 203H167V205H166ZM171 203H173V204H171ZM181 203V204H180ZM182 203H184V204H182ZM197 203V204H196ZM225 203V204H224ZM229 203H231V205H229ZM238 203V204H237ZM243 203V204H242ZM252 203H253V205H252ZM257 203V204H256ZM261 203H263V204H261ZM3 204V205H2ZM8 204H10V205H8ZM27 204V205H26ZM29 204V205H28ZM35 206H34V205ZM38 204V205H37ZM48 204V205H47ZM94 204V205H93ZM130 204V205H129ZM145 204V205H144ZM175 204H176V206H175ZM185 204H187L186 206H184ZM203 204V205H202ZM205 204V205H204ZM216 204H217V206H216ZM232 204H233V206H232ZM255 204L257 205V206H255ZM261 204V206H263V207H261V206H259V205ZM21 206V208H20V206ZM42 205H44L43 207H42ZM46 205V206H45ZM58 205V206H57ZM99 205V206H98ZM103 205V206H102ZM105 205V206H104ZM120 205V206H119ZM143 205V206H142ZM152 205V206H151ZM171 205V206H170ZM178 205H181V206H178ZM193 205H195L196 206V208L193 206ZM207 205V206H206ZM225 205V206H224ZM235 205H236V207H238V208H236L235 207ZM10 206V207H9ZM16 206V207H15ZM29 206V207H28ZM38 206V207H37ZM42 207V209H41V207ZM51 206V207H50ZM62 206V207H61ZM86 206V207H85ZM91 206H94V208H92ZM97 208H96V207ZM112 206V207H111ZM130 206V207H129ZM140 206V207H139ZM163 206H166V207H163ZM182 206H184V207H182ZM193 206V207H192ZM200 206V207H199ZM201 206H202V208H201ZM210 206H213V208L212 207H210ZM232 206V207H231ZM243 206H244V208H243ZM248 206V207H247ZM251 206V207H250ZM7 207V208H6ZM34 209H33V208ZM55 207V208H54ZM71 207V208H70ZM73 207H75V209L73 208ZM115 209H114V208ZM124 207V208H123ZM126 207H128V208H126ZM141 207H143V208H141ZM146 207V208H145ZM147 207H149V208H147ZM175 207H176V209H175ZM178 207H179V209H178ZM198 207V208H197ZM209 207V208H208ZM222 207V208H221ZM227 207V208H226ZM240 207V208H239ZM250 207V208H249ZM254 207V208H253ZM4 208V209H3ZM16 210H15V209ZM39 208V209H38ZM61 208V209H60ZM84 208V209H83ZM88 208V209H87ZM99 208H101V209H99ZM107 208V209H106ZM110 208H111V210H110ZM161 210H160V209ZM164 210H163V209ZM168 208V209H167ZM170 208H172V209H170ZM190 208V209H189ZM194 208V209H193ZM235 208V209H234ZM242 208V209H241ZM252 208V209H251ZM10 209V210H9ZM13 209V210H12ZM23 209V210H22ZM25 209H26V211H25ZM31 209V210H30ZM34 211H33V210ZM38 211H37V210ZM45 209H47V210H45ZM55 209V210H54ZM86 209V210H85ZM89 209H91V210H89ZM103 209H106V210H104L103 211ZM148 209H149V211H148ZM153 209V210H152ZM202 209V210H201ZM204 209V210H203ZM211 209L213 210V211H211ZM222 209V211H220ZM227 209V210H226ZM230 209V210H229ZM234 209V211H232L231 212V210H233ZM237 209V210H236ZM249 209V210H248ZM8 210V211H7ZM36 210V211H35ZM39 210H40V212H39ZM44 210V211H43ZM73 210V211H72ZM77 210V211H76ZM82 210V211H81ZM94 210V211H93ZM96 210V211H95ZM99 212H98V211ZM101 210V211H100ZM115 210H117V211H115ZM130 210V211H129ZM132 210V211H131ZM156 210H158V211H156ZM173 210V211H172ZM192 210H194V211H192ZM218 210V211H217ZM224 210H226L225 212H224ZM245 210H247V214H246V211ZM250 210H257L258 212H259V215L261 216H259L258 215V212L257 211H253V213H251L252 211H250ZM48 211V212H47ZM51 211V212H50ZM63 212V213H61V212ZM67 211V212H66ZM91 211V212H90ZM125 211V212H124ZM167 211V212H166ZM171 211V212H170ZM198 211V212H197ZM200 211V212H199ZM206 211V212H205ZM209 211V212H208ZM244 212V214H245V216H246V218L244 219L243 217H242V215H243V212ZM262 213H261V212ZM2 212H4L3 214H2ZM12 212V213H11ZM24 212V213H23ZM108 212V213H107ZM147 212V213H146ZM161 212V213H160ZM164 212V213H163ZM170 213V215H169V213ZM173 212V213H172ZM178 212V213H177ZM189 212V213H188ZM191 212V213H190ZM202 212H204V213H202ZM211 212V213H210ZM215 213V214H213V213ZM242 212V213H241ZM9 213H11V215L9 214ZM32 213V214H31ZM121 213V214H120ZM124 213V214H123ZM131 213V214H130ZM151 213V214H150ZM154 213V214H153ZM157 213H159V214H157ZM177 213V214H176ZM185 213V214H184ZM186 213H188V214H186ZM199 213H201V214H199ZM207 215H206V214ZM227 213V214H226ZM230 215H229V214ZM234 213V214H233ZM255 213V214H254ZM14 214H16L15 216H14ZM23 214V215H22ZM25 214V215H24ZM34 214H36V215H34ZM43 214H45V215H43ZM58 214H59V216H58ZM61 214V215H60ZM68 214H70L68 217H67V215ZM127 214V215H126ZM164 214H168V216L167 215H164ZM172 214V215H171ZM183 214L185 215V217L183 216ZM195 214H196V216H195ZM204 214V215H203ZM218 214H219V216H218ZM235 214H237V215H235ZM249 214H251V217L249 218ZM253 214V215H252ZM256 214H257V216H256ZM56 215V216H55ZM65 215V216H64ZM107 215V216H106ZM118 215V216H117ZM133 215V216H132ZM136 215V216H135ZM156 215V216H155ZM174 215V216H173ZM181 215V216H180ZM188 215V216H187ZM194 217H193V216ZM200 215V216H199ZM205 215H206V217H205ZM224 215H226V216H224ZM233 215H235V216H237L235 219H234V217L235 216H233ZM247 215H249V216H247ZM10 216H12V217H10ZM26 216V217H25ZM32 216V217H31ZM37 216V217H36ZM75 216V217H74ZM92 216V217H91ZM111 216V217H110ZM143 216V217H142ZM158 216H160V217H158ZM163 216V217H162ZM177 216V217H176ZM199 216V217H198ZM209 216H211V217H209ZM212 216H213V218H212ZM218 216V217H217ZM228 216H230V217H228ZM244 216V215H243ZM244 216V217H245ZM52 217V218H51ZM85 217H89V219L88 218H85ZM135 217V218H134ZM164 217H165V219H164ZM170 218V220H169V218ZM180 217V218H179ZM187 217H189V219L187 218ZM198 217V218H197ZM202 217V218H201ZM221 217H223V218H221ZM225 217H227V219L225 218ZM240 217V218H239ZM258 217V218H257ZM5 219V221H6V224L4 223L3 224V222H5L4 221V219ZM11 218V219H10ZM13 218V219H12ZM19 218V219H18ZM27 218V219H26ZM30 218V219H29ZM68 218V219H67ZM76 218V219H75ZM85 218V219H84ZM101 218V219H100ZM123 218V219H122ZM149 218V219H148ZM151 218V219H150ZM168 218V219H167ZM176 218V219H175ZM194 218V219H193ZM204 218H205V221H204ZM212 218V219H211ZM217 218V219H216ZM229 218V219H228ZM239 218V219H238ZM242 218V219H241ZM254 218H255V220H254ZM261 218V219H260ZM8 219V220H7ZM10 219V220H9ZM14 219H16V220H14ZM41 219V220H40ZM43 219V220H42ZM56 219V220H55ZM81 219V220H80ZM147 219V220H146ZM167 219V220H166ZM172 219V220H171ZM180 219V220H179ZM181 219H183L182 221H181ZM193 219V220H192ZM201 221H200V220ZM225 219V220H224ZM231 219V220H230ZM233 219H234V221H233ZM237 219V220H236ZM22 220V221H21ZM29 220H31V222L29 221ZM34 220V221H33ZM36 220V221H35ZM63 220V221H62ZM69 222H68V221ZM110 220V221H109ZM142 220H143V222H142ZM185 220H186V222H185ZM198 220V221H197ZM211 220V221H210ZM214 220V221H213ZM247 220H249V221H247ZM252 220V221H251ZM257 220V221H256ZM24 221V222H23ZM29 221V222H28ZM43 221V222H42ZM44 221H45V223H44ZM46 221H48V222H46ZM108 221V222H107ZM123 221V222H122ZM137 221V222H136ZM146 221V222H145ZM152 221H154V223H152ZM171 221V223H169ZM177 221V222H176ZM179 221V222H178ZM196 221V222H195ZM209 221V222H208ZM213 221V222H212ZM216 221L218 222V226H217V228H216V230H215V225L217 224L216 223ZM224 221H225V224H224ZM232 221V222H231ZM241 221V222H240ZM252 223H251V222ZM259 221V222H258ZM262 221V222H261ZM26 222V223H25ZM145 222V223H144ZM168 222V223H167ZM189 222V223H188ZM202 222V223H201ZM205 222V223H204ZM207 222V223H206ZM219 222H220V224H219ZM222 222V223H221ZM226 222L228 223V222H230V223H228V224H226ZM236 222V223H235ZM240 222V223H239ZM249 222V223H248ZM257 222V223H256ZM261 222V223H260ZM13 223V224H12ZM18 223V224H17ZM32 223V224H31ZM33 223H34V225H35V227H34V225H33ZM127 223V224H126ZM129 223V224H128ZM156 223V224H155ZM166 223V224H165ZM179 223V224H178ZM213 223V224H212ZM216 223V224H215ZM235 223V224H234ZM245 223V224H244ZM14 224H15V226H14ZM17 224V225H16ZM19 224L21 225V227L19 226ZM28 224V225H27ZM65 224V225H64ZM70 226H69V225ZM124 224V225H123ZM150 224V225H149ZM172 226H171V225ZM174 224V225H173ZM184 224V225H183ZM189 224V225H188ZM192 224V225H191ZM193 224H194V228L192 227L193 226ZM197 224V225H196ZM204 224V225H203ZM207 224V225H206ZM211 226H210V225ZM215 224V225H214ZM230 224H231V226H230ZM239 224V225H238ZM244 224V225H243ZM253 224V225H252ZM23 225V226H22ZM46 225V226H45ZM91 225V226H90ZM143 225V226H142ZM148 225V226H147ZM177 225L179 226V229H181L180 231H179V229H178V227H177ZM203 225V226H202ZM225 225V226H224ZM233 225H235L234 227H233ZM237 225V226H236ZM256 225V226H255ZM25 226V227H24ZM30 226V227H29ZM41 226V227H40ZM55 228H54V227ZM58 226V227H57ZM145 226V227H144ZM167 226V227H166ZM175 226V227H174ZM189 226V227H188ZM197 226V227H196ZM209 228H208V227ZM213 226V227H212ZM219 226H220V228H219ZM229 226L231 227V228H229ZM243 228H242V227ZM251 226V227H250ZM15 227V228H14ZM28 227V228H27ZM33 227V228H32ZM42 227H43V229H42ZM53 227V228H52ZM63 227V228H62ZM65 227H66V229H65ZM123 227V228H122ZM128 227V228H127ZM134 227V228H133ZM147 227V228H146ZM161 227V228H160ZM169 227V228H168ZM177 227V228H176ZM203 227H205V229L202 228ZM239 227V228H238ZM253 227L255 228V229H253ZM9 230H8V229ZM20 230H19V229ZM29 229V230H25V229ZM49 228V229H48ZM90 228H91V230H90ZM141 228V229H140ZM145 228V229H144ZM154 228V229H153ZM162 228H164V229H162ZM171 228V229H170ZM175 228H176V230H175ZM187 228H191V229H187ZM193 228V229H192ZM200 228H201V230H200ZM223 228V229H222ZM234 228H238L237 230H235L234 231ZM241 228V229H240ZM14 229H15V231H14ZM61 229V230H60ZM89 229V230H88ZM128 229V230H127ZM154 231H152V230ZM186 229V230H185ZM196 229V230H195ZM197 229H199V231L197 230ZM209 229V230H208ZM219 229H220V231H219ZM221 229H222V231H221ZM231 229V230H230ZM258 229V230H257ZM262 229V230H261ZM3 230V231H2ZM39 230V231H38ZM58 230V231H57ZM79 230V231H78ZM87 230V231H86ZM103 230V231H102ZM106 230V231H105ZM123 230V231H122ZM142 230V231H141ZM148 230V231H147ZM166 230H168V231H166ZM178 230V231H177ZM192 230V231H191ZM210 230H212V231H210ZM214 230V231H213ZM239 230H240V232H239ZM256 230V231H255ZM10 231V232H9ZM22 231V232H21ZM25 232V234H23L24 232ZM26 231L28 232V233H26ZM37 231V232H36ZM55 231L57 232L56 234H55ZM59 231H60V233H59ZM64 231V232H63ZM110 231V232H109ZM116 231V232H115ZM123 233H122V232ZM172 231V232H171ZM184 231V232H183ZM196 231V232H195ZM198 231V232H197ZM204 231V232H203ZM205 231H208V232H210V233H208V232H205ZM226 231H228V232H226ZM247 231H249V232H246ZM259 233H258V232ZM17 232H19V233H17ZM38 232H40V233H38ZM44 232V233H43ZM47 232H48V234H47ZM84 232H87V233H84ZM94 232V233H93ZM107 232V233H106ZM114 232V233H113ZM126 232V233H125ZM132 232V233H131ZM138 232V233H137ZM144 232V233H143ZM157 232V233H156ZM164 232V233H163ZM165 232H166V234H168V235H166L165 234ZM171 232V233H170ZM190 232V233H189ZM214 232H216V233H214ZM220 234H218V233ZM231 234H230V233ZM235 232V233H234ZM244 232V233H243ZM254 232H256V233H254ZM263 233V235H262V233ZM21 233V234H20ZM36 233V234H35ZM41 233H43V234H41ZM69 233V234H68ZM101 233V234H100ZM130 233V234H129ZM140 233V234H139ZM146 233V234H145ZM156 233V234H155ZM179 233H180V235H179ZM203 234L202 236H201V234ZM249 233V234H248ZM24 236H23V235ZM30 234V235H29ZM83 234H86V235H84L83 236ZM90 234H92V235H90ZM100 234V235H99ZM103 234V235H102ZM136 234V235H135ZM138 234V235H137ZM163 234V235H162ZM165 234V235H164ZM189 234V235H188ZM207 234V235H206ZM211 234V235H210ZM214 236H213V235ZM216 234V235H215ZM224 234V235H223ZM239 234V235H238ZM251 234V235H250ZM6 235V236H5ZM26 235V236H25ZM35 235H37V236H39L38 237V240L36 241V239H37V237L35 236ZM45 235V236H44ZM47 235V236H46ZM128 237H127V236ZM145 235V236H144ZM150 235V236H149ZM151 235H153V238H152V236ZM158 235V236H157ZM162 235V236H161ZM196 235V236H195ZM229 235V236H228ZM231 235V236H230ZM236 235V236H235ZM257 235V236H256ZM42 236V237H41ZM53 236V237H52ZM78 236V237H77ZM141 236V237H140ZM156 236V237H155ZM161 236V237H160ZM164 236V237H163ZM167 236V237H166ZM216 239H214L213 237ZM215 236H217V237H215ZM222 236V237H221ZM238 236H239V239H238ZM256 236V237H255ZM263 236V237H262ZM20 237H21V239H20ZM23 237V238H22ZM49 237H51V238H49ZM58 237V238H57ZM75 237V238H74ZM90 237V238H89ZM97 237V238H96ZM99 237V238H98ZM100 237H101V239H100ZM104 237V238H103ZM122 239H121V238ZM130 237V238H129ZM132 237V238H131ZM155 237V238H154ZM169 237V238H168ZM179 237V238H178ZM196 237H198V238H196ZM206 238L205 239V241H201L202 240V238ZM211 237V238H210ZM233 239H232V238ZM244 237V238H243ZM246 237H247V239H246ZM258 237V238H257ZM262 237V238H261ZM36 238V239H35ZM55 238V239H54ZM70 238V239H69ZM80 238H81V240H80ZM116 238V239H115ZM147 238V239H146ZM151 238H152V240H151ZM168 238V239H167ZM228 238V239H227ZM235 238V239H234ZM257 238V239H256ZM34 239V240H33ZM43 239V240H42ZM64 239V240H63ZM65 239H67V240H65ZM90 239V240H89ZM111 239H113V240H111ZM130 239V240H129ZM140 239V240H139ZM144 239V240H143ZM154 239V240H153ZM163 239V240H162ZM172 239H174V240H172ZM189 239V240H188ZM200 239V240H199ZM213 239H214V241H213ZM230 239V240H229ZM246 239V240H245ZM249 239V240H248ZM252 239V240H251ZM76 240L79 242H76ZM99 240V241H98ZM117 240V241H116ZM142 240V241H141ZM151 241V242H148V241ZM157 240V241H156ZM204 240V239H203ZM209 240V241H208ZM232 240V241H231ZM234 240V241H233ZM260 240V241H259ZM27 241V242H26ZM28 241H29V243H28ZM32 241H33V243H32ZM40 241H43V242H40ZM66 241V242H65ZM83 241V242H82ZM85 241V242H84ZM89 241V242H88ZM110 241V242H109ZM153 241H155V242H153ZM160 241V242H159ZM216 241V242H215ZM230 241V242H229ZM236 241V242H235ZM249 241H250V246H248L249 245ZM254 241H256V242H254ZM259 241V242H258ZM22 242V243H21ZM38 242V243H37ZM68 242H69V244L70 245H67L68 244ZM73 242V243H72ZM82 242V243H81ZM131 242H132V244H131ZM200 242V243H199ZM204 242H206V244L204 243ZM213 242V243H212ZM253 242V243H252ZM261 242V243H260ZM10 243V244H9ZM43 245H42V244ZM88 243V244H87ZM112 243H114V244H112ZM124 243V244H123ZM136 243H138V244H136ZM159 243V244H158ZM175 243V244H174ZM192 243V244H191ZM232 243V244H231ZM248 243V244H247ZM256 243V244H255ZM39 246L40 244V246H39V248H38V246ZM51 244V245H50ZM63 244H64V246H63ZM83 244V245H82ZM94 244V245H93ZM123 244V245H122ZM127 244V245H126ZM147 244V245H146ZM150 244V245H149ZM152 244V245H151ZM164 244H165V246H164ZM193 244H194V246H193ZM196 244V245H195ZM202 244V245H201ZM208 244V245H207ZM218 244V245H217ZM222 246H220V245ZM229 244V245H228ZM244 244V245H243ZM254 244V245H253ZM258 244V245H257ZM261 244H263V245H261ZM6 245V246H5ZM21 247H20V246ZM31 245V246H30ZM36 245V246H35ZM86 245H87V247H86ZM93 245V246H92ZM145 245V246H144ZM149 245V246H148ZM154 245V246H153ZM157 245V246H156ZM181 245V246H180ZM189 245V246H188ZM213 245V246H212ZM214 245H216V247L214 246ZM235 245V246H234ZM42 246V247H41ZM45 246V247H44ZM47 246V247H46ZM67 246V247H66ZM77 246V247H76ZM78 246H85V248H81V250H80V247H78ZM132 246V247H131ZM133 246H135V247H133ZM140 246V247H139ZM143 246V247H142ZM180 246V247H179ZM196 246V247H195ZM212 246V247H211ZM218 246V247H217ZM246 246V247H245ZM254 246V247H253ZM38 249H36V248ZM76 247V248H75ZM90 247V248H89ZM92 247V248H91ZM95 247H97L96 249H94ZM99 247V248H98ZM131 247V248H130ZM147 247V248H146ZM152 247V248H151ZM154 247V248H153ZM163 247V248H162ZM186 247V248H185ZM221 247V248H220ZM224 247V248H223ZM233 247L235 248V247H237L236 249H233ZM245 247V248H244ZM251 247H252V249H251ZM259 247H261V248H259ZM22 248V249H21ZM30 248V250H28ZM63 248V249H62ZM109 248V249H108ZM126 252H124L123 253V250ZM135 248V249H134ZM193 248V249H192ZM195 248V249H194ZM207 248V249H206ZM228 248V249H227ZM242 250H241V249ZM259 248V249H258ZM263 248V249H262ZM6 249V250H5ZM10 249V250H9ZM20 249V250H19ZM25 249V250H24ZM35 249V250H34ZM47 251H46V250ZM58 249V250H57ZM66 249V250H65ZM86 249V250H85ZM121 249V250H120ZM131 249V250H130ZM145 249V250H144ZM148 249L150 250V251H148ZM169 249V250H168ZM192 251H191V250ZM203 249V250H202ZM220 249V250H219ZM232 249V250H231ZM240 249V250H239ZM249 249V250H248ZM251 249V250H250ZM255 249V250H254ZM28 250V251H27ZM51 250V251H50ZM68 250V251H67ZM85 250V251H84ZM137 250V251H136ZM154 250H156V251H154ZM163 250V251H162ZM189 250V251H188ZM206 250V251H205ZM230 250V251H229ZM239 250V251H238ZM246 250H247V252H246ZM261 250H263V251H261ZM20 251V252H19ZM50 251V252H49ZM57 251H59V252H57ZM61 251H62V253H61ZM63 251H64V253H63ZM67 251V252H66ZM73 253H72V252ZM74 251H76V252H74ZM80 251H82V252H80ZM89 251V252H88ZM95 251V252H94ZM118 251H122V252H118ZM134 251H135V253H134ZM173 251V252H172ZM191 251V252H190ZM197 251V252H196ZM210 251V252H209ZM226 251V252H225ZM244 251V252H243ZM250 253H249V252ZM8 252V253H7ZM37 253V254H35V253ZM41 252V253H40ZM86 252V253H85ZM140 252V253H139ZM158 252V253H157ZM193 252V253H192ZM195 252H196V254H195ZM200 252V253H199ZM218 252H219V254H218ZM221 252V253H220ZM246 252V254H244L243 255V253H245ZM40 253V254H39ZM49 253V254H48ZM51 253H53V254H51ZM67 253V254H66ZM75 253V254H74ZM91 253V254H90ZM99 253V254H98ZM116 253V254H115ZM128 253V254H127ZM133 253H134V255H133ZM164 253V254H163ZM174 253V254H173ZM179 253H181L180 255H182V256H180L179 255ZM184 253V254H183ZM232 253V254H231ZM248 253V254H247ZM259 255H258V254ZM4 254H5V256H4ZM59 254V255H58ZM88 254V255H87ZM107 254V255H106ZM141 254V255H140ZM157 254V255H156ZM178 254V255H177ZM196 255V256H194V255ZM199 254V255H198ZM203 254V255H202ZM223 254V255H222ZM229 254V255H228ZM238 254H240V255H238ZM256 254H257V256H256ZM41 255V256H40ZM48 255V256H47ZM52 255V256H51ZM54 255V256H53ZM61 255V256H60ZM118 255V256H117ZM127 255V256H126ZM143 255V256H142ZM191 255V256H190ZM193 255V256H192ZM219 255V256H218ZM236 257H235V256ZM247 255V256H246ZM11 256V257H10ZM27 256V257H26ZM79 256V257H78ZM128 256H129V258H128ZM132 256V257H131ZM135 256V257H134ZM141 256V257H140ZM145 256H147V257H145ZM154 256H157V257H154ZM200 257V259H199V257ZM256 256V257H255ZM261 256V257H260ZM61 257V258H60ZM113 257V258H112ZM124 257V258H123ZM149 257V258H148ZM180 257V258H179ZM204 257V258H203ZM206 257V258H205ZM216 257V258H215ZM228 257V258H227ZM252 257V258H251ZM6 258V259H5ZM65 258V259H64ZM106 258V259H105ZM136 258V259H135ZM150 258H151V260H150ZM182 258V259H181ZM183 258H184V261H183ZM198 258V259H197ZM220 258V259H219ZM224 258V259H223ZM240 258H242V260L240 261ZM247 258V259H246ZM262 258V259H261ZM56 259V260H55ZM115 261H114V260ZM117 259V260H116ZM138 259H140L139 261H137ZM145 259V260H144ZM148 261H147V260ZM154 259V260H153ZM167 259V260H166ZM180 259V260H179ZM195 259V260H194ZM203 259H204V261H203ZM212 259V260H211ZM227 259V260H226ZM230 259V260H229ZM233 259H235V260H233ZM257 259V260H256ZM261 259V260H260ZM29 260V261H28ZM41 260V261H40ZM65 260H67V261H65ZM142 260V261H141ZM156 260V261H155ZM160 260V261H159ZM163 260V261H162ZM206 260V261H205ZM224 260V261H223ZM39 261H40V263H39ZM64 261V262H63ZM135 261V262H134ZM146 261V262H145ZM153 261V262H152ZM182 261H183V263H182ZM190 261V262H189ZM193 261V262H192ZM199 261V262H198ZM228 261V262H227ZM234 261V262H233ZM259 261L261 262V263H259ZM58 262V263H57ZM83 262V263H82ZM124 262V263H123ZM143 262H145V263H143ZM148 262V263H147ZM163 262V263H162ZM192 262V263H191ZM222 262V263H221ZM238 262H240V263H238ZM242 262V263H241Z\"/></svg>",
    "mask_w": 264,
    "mask_h": 264
},
{
    "label": "bare ground",
    "instance_id": "bare-ground-1",
    "mask_svg": "<svg viewBox=\"0 0 264 264\" xmlns=\"http://www.w3.org/2000/svg\"><path fill=\"white\" fill-rule=\"evenodd\" d=\"M4 1H5V0H4ZM7 1H8V0H7ZM13 1L15 2V0H13ZM20 1H21V0H20ZM20 1L18 0V3H16L17 0H16L15 3L13 2L14 4H19V5H14V4H12V3L10 2V4H12L11 6H13V7L15 6V8H17V9L19 8L17 11L20 10V12L13 11V10H12L13 8H12L11 6H10L11 9H9V10H12V12H15L14 14L12 13V14H13V17H12V18H15V17H16L17 21H16V19H15L14 22H16V23L18 24V26H19L20 29L22 28L23 31L21 30L20 34H21V33L23 34V32H24V33H25V32L30 33L31 36H30L28 33H26V34H28V35H27V38H28V36H30V37L28 38V39L30 40V42H36V43H33V44H37V41L40 39V37H41L40 30H41L44 26L49 25V24H50L49 22H52V21H53V20L50 21V17H51V16L47 14V13H49V12L51 11L50 9H52L51 7H50V9H49L48 6L53 5V6L56 8V7H57L56 4H58L59 9H60V13L67 12V9H66V8H67L66 3L62 2V5H59L60 3H59V2L56 3V2H55L56 0H49L48 3H47V2H44L43 0H41L42 2H44V4L47 3L46 5H44V4L41 3L42 5H44V6H43V9H41V8L39 7V6H40V5H39V3H40L39 1H40V0H39V1L37 0V1H38L37 3H36V1L34 2V1L32 0V1L35 3V5L37 4L36 6L33 5L34 7L29 5V4L31 3V2H29V0H28V3H27V0H26V1L22 0V3H23L25 6H23V4H21V3H19ZM47 1H48V0H47ZM58 1H60V0H58ZM61 1H63V0H61ZM65 1H66V0H65ZM74 1H75V0H74ZM76 1H77V0H76ZM78 1L80 2V0H78ZM81 1H82V2L79 3L80 6H83V7H84V4L81 5V3H83V0H81ZM94 1H95V2L97 1L96 4H97L98 2H101V0H85L84 3L87 2L86 4L89 6V7L87 6V9H88L87 11H89V10H90L89 8L95 4ZM108 1H109V0H108ZM113 1H114V0H113ZM120 1H121V0H120ZM127 1H128V0H127ZM132 1H133V0H132ZM132 1H131V2H132ZM139 1H140V0H139ZM144 1H146V0H144ZM149 1H151V0H149ZM157 1H158V0H157ZM157 1H156V3H157ZM159 1H160V0H159ZM159 1H158V2H159ZM168 1H169V0H168ZM182 1H183V0H182ZM192 1H193V0H192ZM194 1H195V0H194ZM203 1H204V0H203ZM203 1H202L201 3H203ZM205 1H206V0H205ZM214 1H216V0H213V2H214ZM223 1H225V0H223ZM236 1H237V0H236ZM244 1H245V0H244ZM251 1H253V0H251ZM251 1L249 0V2H251ZM256 1H257V0H256ZM256 1H253L251 4L254 3V5H255V2H256ZM1 2H2V1H1ZM53 2H54V3H53ZM66 2L68 3V1H66ZM69 2L71 3V1H69ZM93 2H94V3H93ZM104 2H106V0H105ZM104 2H103V3H104ZM109 2H110V4H111V1H109ZM109 2H108V3L106 2V4L109 5ZM117 2H119V1H117ZM137 2H138V1H137ZM140 2H141V1H140ZM169 2H170V1H169ZM177 2H178V1H177ZM187 2H188V1H187ZM209 2H210V1H209ZM226 2H227V1H226ZM228 2H230V1H228ZM231 2H232V1H231ZM246 2H247V1H246ZM246 2H245V3H246ZM3 3H5V2H3ZM26 3H27V4H26ZM72 3H74V2L72 1ZM76 3H77V2H76ZM114 3H116V2H114ZM122 3H123V2H122ZM134 3H135V2H134ZM150 3H151V2H150ZM164 3H168L167 0H166V2H164ZM183 3H184V1H183ZM198 3H199V1H198ZM219 3H220V1H219ZM221 3H222V0H221ZM233 3H234V2H233ZM233 3H232V4H233ZM245 3H244V4H245ZM261 3H262V2H261ZM5 4H6V3H5ZM86 4H85V8H86ZM92 4H93V5H92ZM98 4L100 5V3H98ZM104 4H105V3H104ZM120 4H121V2H120ZM123 4H125V1H124ZM127 4H128V3H127ZM132 4H133V3H132ZM132 4H130V5L132 6ZM144 4H145V3H144ZM151 4H152V3H151ZM158 4H159V3H158ZM170 4H172V3H170ZM187 4H188V3H187ZM187 4H186V5H187ZM194 4H195V3H194ZM194 4H193V5H194ZM211 4H212V3H211ZM211 4H210V5H211ZM214 4H215V3H214ZM224 4H225V3H224ZM258 4H259V3H258ZM20 5H21L22 7H21ZM111 5H112V4H111ZM115 5H116V4H115ZM128 5H129V4H128ZM133 5H135V4H133ZM140 5H142V4H140ZM147 5H148V4H147ZM147 5L145 4L144 6L147 7ZM164 5H165V4H164ZM172 5H173V4H172ZM179 5H183V4H179ZM179 5H178V7H179ZM189 5H190V4H189ZM196 5H197V4H196ZM201 5H202V4H201ZM205 5H208L207 2H206ZM236 5H238V3H237ZM239 5H240V4H239ZM16 6H17V7H16ZM18 6H20L21 9H20V7H18ZM68 6H69V5H68ZM77 6H78V5H77ZM101 6H103V4H102ZM125 6H126V5H125ZM208 6H209V5H208ZM216 6H217V5H216ZM219 6H220V4H219ZM245 6H246V5H245ZM247 6H248V5H247ZM250 6H251V5H250ZM256 6H257V2H256V5L254 6L253 10H256V8H257ZM263 6H264V5H263ZM41 7H42V6H41ZM109 7H110V6H109ZM133 7H136L135 9H137V7H139V6H133ZM148 7H149V6H148ZM154 7H156V6L154 5ZM165 7H166V6H164V8H165ZM172 7H173V6H172ZM172 7H171V8H172ZM174 7H175V6H174ZM178 7H177V8H178ZM184 7H186V6H184ZM184 7H183V9H184ZM217 7H218V6H217ZM1 8H2V7H1ZM6 8H7V7H6ZM15 8H14V10H15ZM68 8H69V7H68ZM77 8H78V7H77ZM77 8H76V9H77ZM79 8H81V7H79ZM95 8H97V5H96ZM95 8H94V6H93V10H94ZM101 8H102V7H101ZM105 8H107V7H105ZM129 8L131 9V7H129ZM142 8H143V6H142ZM175 8H176V7H175ZM180 8H181V7H180ZM190 8H191V5H190ZM224 8H225V7H224ZM227 8H229V7H227ZM33 9H36L35 11H37V14L33 12ZM71 9H73V8H71ZM91 9H92V8H91ZM98 9H99V8H97V10H98ZM108 9H109V8H108ZM116 9H117V8H116ZM139 9H140V8H138L137 11H139ZM147 9H148V8H147ZM155 9H156V8H155ZM165 9H166V8H165ZM196 9H197V8H196ZM215 9H216V8H215ZM221 9H222V8H221ZM230 9H231V8H230ZM243 9H244V8H243ZM246 9H247V8H246ZM0 10L2 11L3 8L0 9ZM49 10H50V11H49ZM81 10H82V9H81ZM81 10L79 9L80 13H82ZM85 10H86V9H85ZM102 10L104 11L103 8H102ZM121 10H122V9H121ZM121 10H119V11L121 12ZM141 10H142V9H141ZM141 10L139 11L140 14H139L138 17H140L141 20L146 19L145 17H147V16H146L147 14L145 15V14L143 13V12L145 11V9L142 10L143 12H141ZM153 10H154V8H153ZM166 10H167V9H166ZM168 10H169V9H168ZM180 10H181V9H180ZM225 10H226V8H225ZM251 10H252V9H251ZM1 11H0V13H1ZM6 11L8 12V8H7ZM38 11H39L40 13H38ZM48 11H49V12H48ZM52 11H53V10H52ZM69 11H70V9H69ZM74 11H75V10H74ZM87 11H86V12H87ZM94 11H95V10H94ZM106 11H107V10H106ZM115 11H116V10H115ZM158 11H159V10H158ZM162 11H164V10H162ZM175 11L177 12V10H174V12H175ZM178 11H179V10H178ZM183 11H185V10H183ZM183 11H182V15H183ZM187 11H188V10H187ZM192 11H193V10H192ZM211 11H212V10H211ZM211 11H209V12H211ZM219 11H220V10H219ZM231 11H232V10H231ZM231 11H229V12L226 11V12L230 13ZM247 11L249 12V10H247ZM257 11H259V9H257ZM260 11H262V13L264 12V10H260ZM260 11H259V12H260ZM2 12H4V11H2ZM71 12H72V11H71ZM84 12H85V11H84ZM84 12H83V13H84ZM86 12H85V13H86ZM89 12H90V13H89ZM89 12H88L89 15L93 13V11H91V10H90ZM99 12L101 13L100 9H99L98 13H99ZM108 12H109V11H108ZM120 12H119V13H120ZM123 12H125V11H123ZM130 12H132V11H130ZM133 12H134V11H133ZM133 12H132V13H133ZM139 12H138V13H139ZM156 12H157V10L155 11V13H156ZM209 12H208V13H209ZM212 12H213V11H212ZM215 12H217V11L215 10ZM220 12H222V11H220ZM234 12H235V11H234ZM253 12H255V11H253ZM259 12H258V13H259ZM4 13H5V12H4ZM4 13H1V14H3V15L0 14V15H1L0 18L6 15V14H4ZM41 13H42L43 18H41L42 16H40ZM50 13L52 14V12H50ZM58 13H59V11H58ZM83 13H82V14H83ZM96 13H97V12H96ZM102 13H104V12H102ZM115 13L117 14L118 12H115ZM145 13H146V11H145ZM158 13H160V12H158ZM161 13H162V12H161ZM164 13H165V11H164ZM169 13H170V12H169ZM169 13H168V16H170ZM172 13H173V11H172ZM179 13H181V11H180ZM179 13H178L177 15H179ZM186 13H187V12H185L183 18L185 17V15H187ZM188 13H189V12H188ZM198 13H199V12H198ZM222 13H223V12H222ZM232 13H233V12H232ZM235 13H237V12H235ZM258 13L256 12L255 14H257V15L261 14V15H262V13H259V14H258ZM10 14H11V12H9V14H7V15H10ZM55 14H56V13H55ZM65 14H66V13H65ZM67 14H68V13H67ZM71 14H73V13H71ZM108 14H109V13H105L106 16H105L104 18H101V17L99 18V21L101 22V23H100V22H99V23L102 24V27H104V28H108V27H110V22L108 23V21H111V20L113 19V17H112L111 20H107V21H105L106 18H108V17H109V19L111 18L110 16H108ZM112 14H113V13H112ZM116 14H115V15H116ZM121 14H122V13H121ZM149 14H150V12H149ZM174 14H175V13H174ZM174 14H173V16H174ZM190 14H191V12H190ZM190 14H189V15H190ZM192 14H193V13H192ZM200 14L202 15V12H201ZM203 14H204V13H203ZM210 14H212V16H214L213 13H210ZM210 14H208V15H210ZM251 14H252V13H251ZM255 14L253 13V15H255ZM46 15L50 16V17H49V20L46 19V17L44 18V16H46ZM57 15L59 16V14H57ZM60 15H61V14H60ZM74 15H75V14H74ZM86 15H87V14H86ZM89 15H87V16H89ZM100 15H101V14H100ZM109 15H110V14H109ZM118 15H119V14H118ZM126 15H128V14H125V15H123V16H126ZM134 15H135V14H134ZM134 15H133V16H134ZM144 15H145V16H144ZM159 15L161 16V14H159ZM163 15H164V17H165L166 14H163ZM175 15H176V14H175ZM261 15H260V16H261ZM263 15H264V13H263ZM54 16H55V15H54ZM71 16H72V15H71ZM90 16L95 17V15H93V14L90 15ZM90 16H89V17H90ZM101 16H102V15H101ZM111 16H112V15H111ZM123 16H121V17H123ZM131 16H132V15H131ZM131 16H130V22H131V18H133V17H131ZM194 16H195V20H197V19H196V16H200V15H198V14L196 13V15H194ZM203 16H204V15H203ZM219 16H220V14H219ZM244 16H245L246 18L248 17V16H246V15H244ZM255 16H256V15H255ZM5 17H7V16H5ZM5 17H4V18H5ZM10 17H11V16H10ZM52 17H53V16H52ZM52 17H51V18H52ZM55 17H57V16H55ZM89 17H88V18H89ZM96 17H97V16H96ZM98 17H99V16H98ZM134 17H136V16H134ZM148 17H150V16H148ZM148 17H147V18H148ZM166 17H167V16H166ZM180 17H181V16H180ZM180 17H179V18H180ZM192 17H193V16H192ZM215 17H216V16H215ZM215 17H213V19H214ZM258 17H259V16H258ZM4 18H1V19H4ZM47 18H48V17H47ZM75 18H76V17H75ZM77 18H78V17H77ZM79 18H81V17H79ZM82 18H83V17H82ZM86 18H87V17H86ZM86 18H84V19H86ZM128 18H129V17H128ZM160 18H161V17H160ZM185 18H187V17H185ZM185 18H184V19H185ZM188 18H191V17H188ZM203 18H204V17H203ZM206 18H207V17H206ZM206 18H205V19H206ZM210 18H211V15H210ZM246 18H245V19H246ZM248 18H249V17H248ZM251 18H252V17H251ZM256 18H257V16H256ZM256 18H255V19H256ZM259 18H260V17H259ZM61 19L63 20V19H66V18H65V17H64V18L61 17ZM61 19L57 18V19H56L57 21L55 20L56 23L54 22V23H55L54 25L59 24L60 22L62 23L63 21H62ZM70 19H71V18H70ZM84 19H82V20H84ZM90 19H91V18H90ZM95 19H97V18H95ZM95 19H94V20H95ZM125 19L127 20V17H126V18H123V21H125ZM136 19H137V18H135V19L133 18V20H136ZM148 19H149V18H148ZM158 19H159V18H158ZM167 19H168V18H167ZM217 19H218V17H217ZM217 19H216V21H217ZM235 19H236V17H235ZM235 19H232V20L234 21ZM237 19H238V17H237ZM252 19H253V18H252ZM255 19H253V21H254ZM260 19H262V18H260ZM11 20H13V19H11ZM67 20H68V19H67ZM79 20H80V19H79ZM119 20H120V19H119ZM119 20H118V21H119ZM121 20H122V19H121ZM138 20H139V18H138ZM138 20H137V21H138ZM153 20H154V19H153ZM155 20H157V19H155ZM155 20H154V21H155ZM160 20H162V19H160ZM180 20H182V19H180ZM180 20H179V21H180ZM190 20H191V19H190ZM192 20H193V18H192ZM195 20H193V22H195ZM249 20H250V19H249ZM249 20H248V21H249ZM257 20L260 21L259 19H257ZM257 20H256V21H257ZM262 20H263V19H262ZM1 21H2V20H0V22H1ZM7 21H9V20H7ZM96 21H97V20H96ZM96 21H95V22H96ZM115 21H116V20H115ZM139 21H140V20H139ZM150 21H152V20H150ZM171 21H172V20H171ZM185 21H186V20H184V22H185ZM187 21H188V20H187ZM201 21H202V20H201ZM207 21H208V20H207ZM211 21H212V22H211V23H212L211 25L213 26V25H214V24H213L214 20H211ZM216 21H215V22H216ZM230 21H231V20H230ZM243 21H244V20H243ZM243 21H242V22H243ZM248 21L245 20V22H248ZM2 22H3V21H2ZM2 22H1V23H2ZM5 22H6V20H5ZM9 22H10V21H9ZM81 22H82V21H81ZM91 22H92V20H91ZM95 22H94V24H95ZM111 22H112V21H111ZM130 22L128 21V23H130ZM132 22H135V21H132ZM142 22H145V21L143 20ZM159 22H160V21H159ZM225 22H227V21H225ZM238 22H239V20H238ZM238 22H237V23H238ZM46 23H47V24H46ZM72 23L74 24V20H73ZM76 23H78V22L76 21ZM84 23H85V22H84ZM84 23H83V24H84ZM103 23H104V24H103ZM121 23H122V22H121ZM123 23H124V22H123ZM125 23H127V22H125ZM136 23H137V22H136ZM157 23H158V21H157ZM163 23H164V22H163ZM174 23H176V21H174ZM174 23H173V24H174ZM180 23H181V21H180ZM182 23H183V22H182ZM202 23H203V22H202ZM204 23H205V22H204ZM219 23H220V22H219ZM222 23H223V22H222ZM229 23H230V22H229ZM231 23H233V25H234V22H231ZM237 23H236V24H237ZM243 23H244V22H243ZM263 23H264V22H263ZM3 24H4V22H3ZM3 24H2V25H3ZM9 24H10V23H9ZM13 24H14V23H12V25H13ZM17 24H16V25H17ZM51 24H52V23H51ZM51 24H50V25H51ZM62 24H63V23H62ZM62 24H61V25H62ZM91 24H92V23H91ZM96 24L98 25V23H96ZM112 24H113V23H111V25H112ZM130 24H131V23H130ZM130 24H128V25L131 26ZM133 24H134V23H133ZM133 24H132V26H133ZM137 24H138V27H140L139 23H137ZM140 24H142V23L140 22ZM147 24H148V23H147ZM152 24H153V23H152ZM161 24H162V23H161ZM183 24H184V23H183ZM186 24H187V22H186ZM186 24H184L183 26H185ZM195 24H196V22H195ZM215 24L218 25V23H215ZM225 24H227V23H225ZM225 24H224V25H225ZM246 24H247V23H246ZM248 24H249V22H248ZM0 25H1V24H0ZM4 25H5V24H4ZM50 25H49V26H50ZM66 25H67V24H66ZM71 25H72V24H71ZM71 25H70V26H71ZM85 25H86V24H85ZM87 25H88V24H87ZM123 25H124V24H123ZM134 25H135V24H134ZM145 25H146V24H145ZM145 25H144V26H145ZM150 25H151V23H150ZM165 25H166V24H165ZM177 25H178V24H177ZM188 25H189V23H188ZM193 25H194V24L192 23V26H193ZM203 25H204V24H203ZM205 25H206V24H205ZM220 25H221V23H220ZM220 25H219V26H220ZM227 25H228V24H227ZM227 25H226V26H227ZM239 25H240V24H239ZM251 25H252V24H251ZM49 26L46 27V29L48 28V30H49V29L52 27V26H51V27L49 28ZM58 26H59V25H58ZM63 26H64V25H63ZM63 26H62V27H63ZM78 26H79V25H78ZM117 26H118V24H117ZM129 26H128V27H129ZM144 26H142V28H143ZM152 26L155 27V26H156V22H154V25H152ZM180 26H181V25H180ZM180 26H179V27H180ZM192 26H191V27H192ZM212 26H211V28H212ZM219 26H218V27H219ZM221 26H223V25H221ZM228 26H229V25H228ZM230 26H231V25H230ZM242 26H243V25H242ZM242 26H241V27H242ZM254 26H255V25H254ZM261 26H262V25H261ZM4 27H5V26H4ZM12 27H13V26H12ZM14 27H15V26H14ZM14 27H13V32H14V29H15ZM16 27H17V26H16ZM54 27H55V26H54ZM65 27H66V26H65ZM74 27H75V26H74ZM74 27H73V28H74ZM76 27H77V26H76ZM100 27H101V26H100ZM111 27H112V26H111ZM111 27H110V28H111ZM113 27H114V26H113ZM118 27H119V26H118ZM122 27L124 28L125 26H122ZM145 27H148V25L145 26ZM149 27H150V26H149ZM157 27H158V26H157ZM165 27H166V26H165ZM168 27H169V25H168ZM174 27H175V26H174ZM176 27H177V26H176ZM191 27H190V29H191ZM193 27H194V26H193ZM195 27H196V26H195ZM206 27H207V26H206ZM209 27H210V25H209ZM213 27H215V26H213ZM218 27H217V28H218ZM238 27H239V26H238ZM249 27H251V26H249ZM257 27H258V25H257ZM262 27H263V26H262ZM7 28H11V27H7ZM52 28H53V27H52ZM57 28H58V27H57ZM66 28H67V27H66ZM69 28H70V27H69ZM73 28H72V29H73ZM80 28H81V27H80ZM83 28H84V27H83ZM88 28H89V26H88ZM90 28H91V27H90ZM120 28H121V26H120ZM120 28L118 29L119 31H120ZM123 28H122V29H123ZM130 28H131V27H130ZM152 28H153V27H152ZM162 28L165 29L164 27H162ZM183 28H184V27H183ZM185 28H186V27H185ZM198 28H199V27L197 26V29H198ZM203 28H204V27H203ZM221 28H222V27H221ZM232 28H233V27H232ZM251 28H252V27H251ZM1 29H3L2 26H1ZM20 29H18V30L20 31ZM43 29H44V28H43ZM43 29H42V30H43ZM46 29H45V30H46ZM62 29H63V28H62ZM78 29H79V28H77V30H78ZM81 29H82V28H81ZM97 29H98V27H97ZM97 29L95 28V31H96V32H97ZM99 29H101V31H102L103 28H99ZM111 29H112V28H111ZM137 29H138V28H137ZM146 29H148V28H146ZM146 29H144V30L147 31ZM154 29H155V28H154ZM158 29H159V28H158ZM158 29H157V31H158ZM168 29H169V28H168ZM168 29H167V30H168ZM172 29H173V28H172ZM174 29H175V28H174ZM188 29H189V28H188ZM197 29H196V30H197ZM207 29H208V28H207ZM215 29H216V27H215ZM215 29H214V30H215ZM223 29H224V28H223ZM225 29H226V28H225ZM225 29H224V30H225ZM228 29H229V28H228ZM239 29H240V28H239ZM242 29L247 30L248 28L246 29V25H245V28H242ZM252 29H253V28H252ZM255 29H256V28H254V30H255ZM16 30H17V29H16ZM52 30H53V29H52ZM55 30H56V28H55ZM64 30H66V29H64ZM68 30H69V29H68ZM73 30H75V29H73ZM79 30H80V29H79ZM79 30H78V31H79ZM84 30H85V29H84ZM89 30H90V29H88V31H89ZM108 30H109V29H108ZM118 30H116V31H118ZM124 30H125V32H126V30L128 31V29H124ZM134 30H135V29H134ZM149 30H151V29H149ZM149 30H148V31H149ZM177 30H178V28H177ZM183 30H184V29H183ZM201 30H202V26H201ZM211 30H212V29H211ZM214 30H213V32H214ZM217 30H218V29H217ZM231 30H232V29H231ZM249 30H251V29H249ZM259 30H260V29H259ZM259 30H258V31H259ZM1 31H2V30H0V32H1ZM6 31H7V29H6ZM60 31H61V30H60ZM60 31H59V32H60ZM75 31H76V30H75ZM90 31H91V30H90ZM104 31H105L104 34L107 33V32H109V31L106 32V30H104ZM113 31H115V30H113ZM116 31H115V32H116ZM141 31H142V30H141ZM145 31H144V32H145ZM152 31H153V29H152ZM169 31H170V30H169ZM174 31H175V30H174ZM190 31H192V30H190ZM190 31H189V32H190ZM193 31H194V30H193ZM198 31H199V30H198ZM220 31H221V30H220ZM220 31H219V32H220ZM226 31H227V30H226ZM240 31H241V30H240ZM247 31H248V30H247ZM252 31H253V30H252ZM255 31H256V30H255ZM255 31H254V32H255ZM258 31H257V33H258ZM261 31H262V29H261ZM10 32H11V31H10ZM13 32H12L11 34H13ZM16 32H17V31H16ZM16 32H15V33H16ZM49 32H51V31L49 30ZM53 32H54V34H55L57 31H56V32L53 31ZM59 32H58V33H59ZM76 32H77V31H76ZM86 32H87V31H86ZM92 32H93V31H92ZM96 32H93V34H95ZM120 32H121V31H120ZM130 32H131V31H130ZM132 32H133V30H132ZM135 32L138 33V31H136V30H135ZM135 32H134V33H135ZM144 32H142L141 34H143ZM170 32H171V31H170ZM175 32H176V31H175ZM180 32H181V31H180ZM183 32H184V31H183ZM183 32H182V33H183ZM189 32H188V33H189ZM196 32H197V31H196ZM199 32H200V31H199ZM201 32H202V31H201ZM209 32H210V31H209ZM215 32H216V31H215ZM222 32H224V31L222 30ZM230 32H231V31H230ZM242 32H243V31H242ZM242 32H241V33H242ZM248 32H249V31H248ZM250 32H251V31H250ZM17 33H18V32H17ZM42 33H43V32H42ZM46 33H47V32H46ZM87 33H88V32H87ZM98 33H101V32H99V30H98ZM110 33H111V31H110ZM139 33H140V31H139ZM148 33H149V32H148ZM148 33H147V35L150 34V33H149V34H148ZM151 33H152V32H151ZM153 33H154V32H153ZM153 33H152V35H153ZM159 33H160V32H159ZM163 33H164V32H163ZM167 33H168V32H167ZM172 33H174V32H172ZM193 33H194V32H193ZM217 33H218V32H217ZM225 33H227V32H225ZM237 33H238V32H237ZM245 33H247V32H245ZM5 34H6V33H4V34H2V32L0 33V48H1L2 50L5 49L4 47H2V46H3L2 44H3V43H6L7 40H8V39H7V40H4V39L6 38L5 36L7 35V34H6V35H5ZM22 34H21V38H22ZM47 34H48V33H47ZM54 34H53V35H54ZM56 34H57V33H56ZM56 34H55V35H56ZM59 34H62V33L60 32ZM59 34H58L57 37H59ZM64 34H65V32H64ZM66 34H67V33H66ZM69 34H70V33H69ZM76 34H77V33H76ZM78 34H80V33H78ZM78 34H77V35H78ZM82 34H83V31H82ZM85 34H86V33H85ZM93 34H92V35H93ZM101 34L104 35L103 33H101ZM113 34H115V33H113ZM131 34H132V33H131ZM154 34H155V33H154ZM178 34H180V33H178ZM178 34H177V32H176V36H177ZM183 34H184V33H183ZM186 34H187V33H186ZM205 34H206V33H205ZM219 34H221V35H218V36H222V33H219ZM227 34H228V33H227ZM229 34H230V33H229ZM229 34H228L227 36H229ZM234 34H235V33H234ZM4 35H5V36H4ZM15 35H16V34H15ZM23 35H24V34H23ZM77 35H76V37L79 36V35H78V36H77ZM80 35H81V34H80ZM110 35H112V33H111ZM117 35H118V33H117ZM117 35H116V36H117ZM122 35H124V34H122ZM126 35H127V34H126ZM126 35H125V36H126ZM135 35H136V34H135ZM137 35H138V34H137ZM150 35H151V34H150ZM152 35H151V36H152ZM156 35H157V34H156ZM156 35H154V36H156ZM159 35H161V34H159ZM159 35H158V36H159ZM190 35H191V32H190ZM190 35H189V36H190ZM203 35H204V34H203ZM203 35L201 34V36H203ZM211 35H212V34H210V37H212V36H214V35H216V34H214V35H212V36H211ZM239 35H240V34H239ZM239 35H238V36H239ZM255 35H258V34H256V32H255ZM17 36H18V35H17ZM43 36H44V35H43ZM82 36L85 37L84 34H83ZM82 36H81V39L78 38V39H80L81 41H82ZM107 36H108V33H107L106 37H105V36H104V37L107 38ZM132 36H134V35H132ZM166 36H167V35H166ZM181 36H182V35H181ZM184 36H185V35H183V37H184ZM192 36H193V35H192ZM197 36H198V34H197ZM208 36H209V34H208ZM216 36H217V35H216ZM216 36H215V37H216ZM223 36H224V35H223ZM236 36H237V35H236ZM236 36H235V37H236ZM240 36L245 37V36H243V34L240 35ZM240 36H239V37H240ZM260 36H261V34H260ZM4 37H5V38H4ZM9 37H10V35H8L7 38H9ZM14 37H15V36H14ZM46 37H47V36H46ZM51 37H52V36H51ZM57 37H56V38H57ZM71 37H72V36H71ZM74 37H75V36H74ZM79 37H80V36H79ZM87 37H88V36H87ZM93 37H94V36H93ZM96 37H97V33H96L95 38H96ZM109 37H110V36H109ZM113 37H114V36H113ZM113 37L111 36V38H113ZM138 37H139V36H138ZM164 37H165V36H164ZM168 37H169V36H168ZM178 37H179V36H178ZM187 37H188V35H187ZM187 37H186V39H187ZM194 37H196V36L194 35ZM198 37H199V36H198ZM198 37H196V38L198 39ZM203 37H205V35H204ZM206 37H207V36H206ZM210 37H209V38H210ZM215 37H214V38H215ZM225 37H226V36H225ZM235 37H234V39H235ZM250 37H251V36H250ZM253 37H254V36H253ZM253 37H252V38H253ZM262 37H264V36H262ZM47 38H50V37H47ZM60 38H61V37H60ZM69 38H70V37H69ZM90 38H91V37H90ZM95 38H94V39H95ZM99 38H100V37H99ZM124 38H125V37H124ZM128 38H129V36H128ZM144 38H145V37H143V40H144ZM158 38H159V37H158ZM161 38H163V37H161ZM165 38H166V37H165ZM173 38L175 39V37H173ZM188 38H191V37H188ZM216 38H217V37H216ZM258 38H259V37H258ZM19 39H20V38H19ZM19 39H17V40H19ZM24 39H25V37L23 36V38H22L21 40L24 41ZM43 39H44V38H43ZM57 39H58V38H57ZM62 39H63V38H62ZM78 39L75 38V40H77V41H78ZM94 39H93V40H94ZM101 39H102V38H101ZM108 39L110 40V38H107V39H106V40H107V43H109L110 45H111L112 43L114 44V41H113V42H112V41H108ZM117 39H118V38H117ZM129 39H130V38H129ZM132 39H133V38H132ZM137 39L139 40V38H137ZM146 39H147V38H146ZM179 39H180V38H179ZM179 39H178V40H179ZM192 39H193V38H192ZM201 39H202V38H201ZM210 39H213V38H210ZM210 39H209V40H210ZM225 39H226V38H225ZM229 39H230V38H229ZM229 39H228V43H229V41L231 42V40H229ZM231 39H232V38H231ZM239 39L242 40L241 38H239ZM245 39H246V38H245ZM250 39H251V38H250ZM259 39H260V38H259ZM9 40H10V39H9ZM11 40H12V39H11ZM15 40H16V39H15ZM17 40H16V41H17ZM21 40H20V42H21ZM25 40H26V39H25ZM29 40L25 41V42H27L26 44L29 43V42H28ZM40 40H42V39H40ZM46 40H47V39H46ZM91 40H92V39H91ZM91 40H90V41H91ZM147 40H148V39H147ZM175 40H176V39H175ZM181 40H182V39H181ZM183 40H184V38H183ZM190 40H191V39H190ZM193 40H196V39H193ZM193 40H192V41H193ZM213 40H214V39H213ZM216 40H217V39H215L214 41H216ZM221 40H222V39H221ZM221 40H220V41H221ZM237 40H238V39H237ZM237 40H236V41H237ZM240 40H239V42H240ZM246 40H247V39H246ZM253 40H254V39H253ZM253 40H251V42H252ZM255 40H256V39H255ZM257 40H258V39H257ZM257 40H256V41H257ZM261 40H262V39H261ZM4 41H6V42H4ZM47 41H48V40H47ZM51 41H53V40H51ZM55 41H57V40H55ZM60 41H62V40H60ZM65 41H66V40H65ZM88 41H89V40H88ZM90 41H89V42H90ZM104 41H105V40H104V38H103V43H104ZM118 41H119V40H118ZM130 41H132V40L130 39ZM133 41H135V40H133ZM153 41H155V40H153ZM153 41H151V44H152ZM161 41H162V40H161ZM165 41L168 42L167 40H165ZM165 41H164V42H165ZM169 41H170V40H169ZM186 41H187V40H186ZM186 41H184V42H186ZM196 41H198V40H196ZM196 41H194V42L196 43ZM199 41H200V39H199ZM205 41H206V39H205ZM211 41H212V40H211ZM233 41H234V40H233ZM243 41H244V40H243ZM263 41H264V40H263ZM62 42L64 43V41H62ZM79 42H80V41H79ZM83 42H86V41H84V39H83ZM83 42H82V43H83ZM96 42H97V41H96ZM99 42H100V41H99ZM110 42H112V43H110ZM123 42H124V41H123ZM139 42H140V40H139ZM143 42H144V41H143ZM146 42H147V41H146ZM148 42H149V40H148ZM155 42H157V41H155ZM172 42H174V41H172ZM177 42H178V41H177ZM181 42H182V41H181ZM201 42L204 43L203 41H201ZM208 42H209V41H208ZM217 42H219V41H217ZM225 42H226V41H225ZM241 42H242V41H241ZM246 42H247V41H246ZM258 42H259V41H258ZM14 43H15V42H14ZM21 43H22V42H21ZM21 43H19V44H21ZM39 43H40V42H39ZM50 43H51V42H50ZM50 43H49V44H50ZM52 43H53V42H52ZM59 43H60V42H59ZM72 43L74 44V42H72ZM75 43H76V42H75ZM90 43H94V41H92V42H90ZM100 43H101V42H100ZM107 43H106V45H104V46H107V45H108ZM120 43H121V42H120ZM161 43H162V42H161ZM175 43H176V42H175ZM192 43H193V42H192ZM212 43H213V42H212ZM220 43H221V42H220ZM223 43H224V41H223ZM228 43H227V44H228ZM232 43H233V42H231V44H232ZM234 43H235V42H234ZM261 43H263V42H261ZM22 44H24V42H23ZM56 44H57V43H56ZM56 44H55V45H56ZM68 44H70V43H69V42L67 43V41H66V44H65V45H68ZM76 44H77V43H76ZM84 44H85V43H84ZM96 44H97V43H96ZM96 44H93V45L96 46ZM116 44H117V42H116ZM116 44H115V46H117ZM125 44H126V43H125ZM135 44L137 45V43H135ZM135 44H133V46H134ZM139 44H140V43H139ZM148 44H149V43H148ZM162 44H163V43H162ZM177 44H179V43H177ZM183 44H184V43H183ZM197 44H198V42L196 43V46H197ZM208 44H209V43H208ZM237 44H239V43H237ZM242 44H243V43H242ZM9 45H10V44H9ZM14 45H15V44H14ZM24 45H25V44H24ZM42 45H43V44H42ZM44 45H45V44H44ZM58 45H59V44H58ZM58 45H57V46H58ZM85 45L87 46V42H86ZM85 45H84V46H85ZM90 45H91V44H90ZM98 45H99V44H98ZM102 45H103V44H102ZM102 45L100 44V47H102ZM118 45H119V44H118ZM120 45H121V44H120ZM146 45H147V44H146ZM146 45H145V46H146ZM156 45H157V44H156ZM160 45H161V44H160ZM169 45H170V44H169ZM172 45H173V43H172ZM172 45H171V46H172ZM180 45H181V44H180ZM184 45H187V43H185ZM188 45H190V44H188ZM204 45H207V43H205ZM211 45H212V44H211ZM214 45H215V42H214ZM214 45H213V46H214ZM216 45H218V43H217ZM216 45H215V46H216ZM221 45H222V43H221ZM221 45H220V46H221ZM233 45H234V44H233ZM240 45H241V44H240ZM240 45H239V46H240ZM251 45L254 46V44H250V47H251ZM259 45H260V44H259ZM262 45H263V44H262ZM25 46H26V45H25ZM27 46H28V45H27ZM35 46H36V45H35ZM35 46H34V47H35ZM38 46H39V45H38ZM38 46H36V48H37ZM47 46H48V44H47ZM61 46H62V45H61ZM68 46H69V45H68ZM68 46H67V47H68ZM115 46H114V47H115ZM121 46H122V45H121ZM129 46H131V45H129ZM143 46H144V45H143ZM145 46H144V48H145ZM149 46H150V45H149ZM177 46H178V45H176V47H177ZM181 46H182V45H181ZM190 46H191V45H190ZM194 46H195V45H194ZM196 46H195V47H196ZM201 46H202V45H201ZM213 46H212V47H213ZM215 46H214V47H215ZM220 46H219V47H220ZM235 46H236V45H235ZM253 46L251 47L250 50H252ZM263 46H264V45H263ZM263 46H261V47L263 48ZM5 47H6V46H5ZM12 47H13V46H12ZM15 47H16V46H15ZM19 47H20V46H19ZM41 47H43V46H41ZM51 47H52V46H51ZM65 47H66V46H65ZM65 47H64V48H65ZM69 47L71 48V46H69ZM73 47H74V46H73ZM73 47H72V49H73ZM75 47H76V46H75ZM107 47H109V45H108ZM111 47H112V46H111ZM114 47H113V48H114ZM117 47H118V46H117ZM147 47H148V46H147ZM157 47H158V46H157ZM178 47H179V46H178ZM191 47H193V46H191ZM191 47H190V48H191ZM204 47L206 48V46H204ZM207 47H209V46H207ZM223 47H224V44H223ZM228 47H229V46H228ZM231 47H232V46H231ZM3 48H4V49H3ZM6 48H7V47H6ZM28 48H29V47H28ZM30 48H31V47H30ZM44 48H45V46H44ZM48 48H49V46H48ZM58 48H59V47H58ZM61 48H62V47H61ZM76 48H77V47H76ZM81 48H82V47H81ZM90 48H91V47H89V49H90ZM92 48L94 49V46H93ZM92 48H91V50H92ZM118 48H119V47H118ZM134 48H135V47H134ZM141 48L144 50V48L142 47V45H141ZM154 48H155V47H154ZM187 48H188V46H186V49H187ZM190 48H189V50H190ZM215 48H218V47H215ZM248 48H249V47L247 46V50H248ZM257 48H258V47H257ZM17 49H19V48H17ZM23 49H24V46H23ZM46 49H47V48H46ZM53 49H54V48H53ZM83 49H84V48H82V50H83ZM87 49H88V48H87ZM87 49H86V50H87ZM97 49H98V46H97ZM106 49H108V48H106ZM121 49H122V47H121ZM125 49H126V46H125ZM137 49H138V51L140 50L139 48H137ZM146 49H148V48H146ZM174 49L177 50L176 48H174ZM178 49H180V48H178ZM184 49H185V48H184ZM192 49L194 50V48H192ZM210 49H211V48H210ZM212 49H213V48H212ZM221 49H222V48H221ZM227 49L230 50L229 48H227ZM234 49H235V48H234ZM236 49H240V48L237 47ZM244 49H245V48L243 47L242 50H244ZM263 49H264V48H263ZM2 50H1V51H2ZM41 50H43V49H41ZM51 50H52V49H51ZM66 50H68V48H67ZM76 50H77V49H76ZM82 50L79 48V51H78V52H83ZM86 50H85V52H86ZM100 50H101V49H100ZM109 50H110V49H109ZM109 50H107V51H109ZM172 50H173V49H172ZM181 50H182V48H181ZM193 50H192V51H193ZM195 50H197V49L195 48ZM195 50H194V51H195ZM200 50H201V49H200ZM204 50H206V49H204ZM204 50H203V47H202V51H204ZM218 50H219V49H218ZM218 50H217V51L214 50V52L216 51V52L219 54ZM223 50H224V49H223ZM232 50H233V49H232ZM259 50H260V47H259ZM1 51H0V55L3 54V52H1ZM29 51H30V53H32L31 50H29ZM33 51H34V48H33ZM43 51H44V50H43ZM56 51H58V50H56ZM61 51H62V50H61ZM101 51H102V50H101ZM107 51H106V52H107ZM112 51H113V50H112ZM135 51H136V50H135ZM152 51H153V50H152ZM162 51H163V50H162ZM173 51H174V50H173ZM182 51H185V50H182ZM202 51H201V52H202ZM206 51H207V50H206ZM210 51H211V50H210ZM226 51H227V50H226ZM240 51H241V49H240ZM244 51H245V50H244ZM255 51H256V50H255ZM263 51H264V50H263ZM4 52H5V51H4ZM27 52H28V51H27ZM27 52H26V53H27ZM36 52H38V51H36ZM44 52H45V51H44ZM58 52H59V51H58ZM58 52H57V53H58ZM72 52H73V51H72ZM78 52H77V53H78ZM88 52H89V51H88ZM97 52H98V51H97ZM114 52H115V51H114ZM124 52H125V51H124ZM124 52H122V53H124ZM141 52H144V51H141ZM145 52H146V51H145ZM148 52H149V50H148ZM174 52H175V51H174ZM177 52H178V51H177ZM177 52H176V55H177ZM189 52L191 53V51H189ZM195 52H197V51H195ZM227 52H228V51H227ZM237 52H239V51H237ZM245 52L247 53V52H249V51H245ZM253 52H254V51H253ZM258 52H260V51H258ZM41 53H42V52H41ZM41 53H40V54H41ZM47 53H48V52H47ZM47 53H46V55H47ZM52 53H53V52H52ZM52 53L48 54L49 56H47V57L49 58L50 55H51ZM54 53H55V52H54ZM83 53H84V52H83ZM91 53H92V52H91ZM94 53H96V52H94ZM94 53H93V55H94ZM109 53H110V51L108 52V55H109ZM116 53H117V51H116ZM133 53H134V52H133ZM153 53H155V52H153ZM153 53H152V56H153ZM172 53H173V52H171V54H172ZM206 53H207V52H206ZM210 53H211V52H210ZM210 53H209V54H210ZM212 53H213V50H212ZM212 53H211V54H212ZM228 53H230V52H228ZM231 53H232V51H231ZM235 53H236V52H235ZM235 53H234L235 57H236V55L238 56V53H237V54H235ZM240 53H241V52H240ZM254 53H255V52H254ZM8 54H9V52H8ZM11 54H12V53H11ZM24 54H25V51H24ZM28 54H29V52H28L27 54H25V55H28ZM32 54H34V53H32ZM35 54H37V53H35ZM35 54L33 55L34 58H35ZM43 54H44V53H43ZM43 54H42V56H43L44 58H42V59H43L42 61H45V63L47 62V64H48L49 60L46 61L48 58L45 59V58H46V57L44 56L45 54H44V55H43ZM58 54H59V53H58ZM64 54H65V52H64ZM79 54H80V53H79ZM85 54H86V53H85ZM85 54H82V55L86 56ZM89 54H90V53H89ZM96 54H97V53H96ZM104 54H105V53H104ZM110 54H111V53H110ZM112 54H113V53H112ZM112 54H111V55H112ZM117 54H118V53H117ZM128 54L131 55L130 52H129ZM138 54H139V53H138ZM148 54H149V53H148ZM158 54L160 55V53H158ZM158 54H157V56H159ZM165 54H166V53H165ZM168 54H170V53L167 52V56H168ZM198 54H200L199 51H198ZM198 54H197V55H198ZM202 54H205V53H202ZM209 54H208V55H209ZM215 54H216V53H215ZM215 54H213V55H215ZM218 54H217V56H218ZM226 54H227V53H226ZM247 54H248V53H247ZM25 55H24V57H27V56H25ZM62 55H63V54H62ZM66 55H67V54H66ZM70 55H73V54L71 53ZM99 55H100V54H99ZM113 55H114V54H113ZM115 55H116V54H115ZM119 55H121V54L119 53ZM163 55H164V54H163ZM174 55H175V53H174ZM180 55H182V54H180ZM224 55H225V54H224ZM227 55L229 56V54H227ZM227 55H225V56H227ZM231 55H232V54H231ZM234 55H233V57H234ZM257 55H258V54H257ZM261 55H262V54H261ZM3 56H4V55H3ZM5 56H6V55H5ZM38 56H40V55H38ZM42 56H41V57H42ZM53 56H55V55L53 54ZM53 56H52V59H50V61H54V63H55L56 61H58V60L56 59L57 55H56V57H53ZM59 56H61V54H60ZM59 56H58V59H60ZM67 56H68V55H67ZM73 56H74V55H73ZM77 56H78V55H77ZM79 56L81 57V55H79ZM97 56H98V55H97ZM140 56H141V55H140ZM143 56H146V54L143 55ZM147 56H148V55H147ZM160 56H161V55H160ZM165 56H166V55H165ZM192 56H193V55H192ZM194 56H195V55H194ZM201 56H202V55H201ZM206 56H207V55H206ZM228 56L226 57L227 60H229L230 58H232V57H230V58L228 59ZM239 56L241 57V55H239ZM243 56H244V55L242 54V57H243ZM13 57H14V56H13ZM15 57H16V56H15ZM20 57H21V56H20ZM62 57H63V56H62ZM64 57H65V56H64ZM64 57H63V58H64ZM100 57H101V56H100ZM102 57H103V55H102ZM148 57H149V56H148ZM168 57H169V56H168ZM170 57H171V55H170ZM185 57H186V56H185ZM203 57H204V56H203ZM207 57H208V56H207ZM209 57H210V56H209ZM235 57H234V58H235ZM247 57H248V56H247ZM255 57H256V55H255ZM255 57H254V58H255ZM260 57H261V56H260ZM262 57H264V56L262 55ZM18 58H19V57H18ZM36 58H37V57H36ZM50 58H51V57H50ZM68 58H69V57H68ZM88 58H89V57H88ZM88 58H86V59H88ZM96 58H98V57H96ZM146 58H147V57H146ZM159 58H160V57H159ZM164 58H166V57H164ZM197 58H198V57H196V59H197ZM219 58H220V57H219ZM245 58H246V56H245ZM249 58H250V57H249ZM249 58H248V59H249ZM0 59H1V57H0ZM21 59H22V58H21ZM77 59H79V58L77 57ZM82 59H83V58H82ZM90 59H91V58H90ZM90 59L88 60L89 62H91ZM106 59H107V58H105V60H106ZM118 59H119V58H118ZM120 59H121V58H120ZM125 59H126V58H125ZM140 59L143 60L144 58H140ZM152 59H153V58H152ZM157 59H158V58H157ZM177 59H178V58H177ZM193 59H194V57H193ZM203 59H205V58H203ZM210 59H212V56H211ZM216 59H217V58H216ZM232 59H233V58H232ZM236 59H237V57H236ZM239 59H240V58H239ZM248 59H246V61H247ZM263 59H264V58H263ZM263 59H262V60H263ZM4 60H5V59H4ZM4 60H3V61H4ZM8 60H9V59H8ZM31 60H32V59H31ZM55 60H56V61H55ZM60 60H61V59H60ZM63 60H64V62H65L66 59H63ZM63 60H62V62H63ZM69 60H70V59H69ZM83 60L85 61V59H83ZM108 60H109V59H108ZM111 60H112V59H111ZM115 60H116V59H115ZM127 60H128V59H127ZM129 60H130V59H129ZM141 60H139V61H140V63L142 64ZM159 60H160V59H159ZM159 60H158V61H159ZM161 60H162V59H161ZM161 60H160V61H161ZM171 60H172V59H171ZM187 60H188V58H187ZM212 60H215V59L213 58ZM217 60H218V59H217ZM227 60H226V61H227ZM233 60H234V59H233ZM249 60H250V59H249ZM259 60H260V58H259ZM259 60H258V61H259ZM15 61H16V60H15ZM19 61H21V60L19 59ZM79 61H80V60H79ZM88 61H86V62H88ZM112 61H113V60H112ZM116 61H117V60H116ZM120 61L122 62V61H124V60L122 59V60H120ZM158 61H157V62H158ZM165 61H166V60H165ZM168 61H169V60H168ZM175 61H176V60H175ZM175 61H173V62H175ZM177 61H178V60H177ZM179 61H180V60H179ZM183 61H184V60H183ZM194 61H195V60H194ZM197 61H199V60L197 59L196 62H197ZM200 61H201V60H200ZM203 61H204V60H203ZM218 61H219V60H218ZM246 61H245V62H246ZM250 61H251V60H250ZM255 61H256V60H255ZM255 61H254V62H255ZM258 61H257V63L259 64ZM260 61H261V60H260ZM6 62H7V61H6ZM60 62H61V61H60ZM64 62H63V63H64ZM81 62H82V61H81ZM89 62H88V63H89ZM93 62H95V61H93ZM97 62H99V61H97ZM101 62H102V61H101ZM104 62H105V61H104ZM104 62H102V63L105 64ZM108 62H109V61H108ZM129 62H130V65L133 64V62H132V63H131V61H129ZM135 62H136V61H135ZM137 62H138V61H137ZM153 62H154V61H153ZM155 62H156V61H155ZM162 62H163V61H162ZM187 62H188V61H187ZM196 62H194V63H196ZM201 62H202V61H201ZM206 62H207V61H206ZM214 62H215V61H214ZM214 62H213V63H214ZM219 62H220V61H219ZM219 62H218V63H219ZM221 62H222V60H221ZM221 62H220V63H221ZM223 62H224V61H223ZM233 62H235V61H233ZM237 62H239V61H236V63H237ZM242 62H243V59H242ZM0 63H1V62H0ZM16 63H18V62L16 61ZM29 63H30V61H29ZM52 63H53V62H52ZM52 63H49L50 67H54V66H51ZM63 63H62V65H63ZM67 63H68V62H67ZM70 63H71V62H70ZM70 63H69V64H70ZM106 63H107V62H106ZM112 63H113V62H112ZM117 63H119V61H118ZM124 63H125V62H124ZM124 63H123V64H124ZM150 63H151V62H150ZM159 63H160V62H159ZM179 63H180V62H179ZM182 63H183V62H182ZM185 63H186V62H185ZM190 63H191V62H190ZM198 63H200V62H198ZM202 63H203V62H202ZM202 63H200V64H202ZM208 63H209V62H208ZM213 63H212V65L214 66ZM230 63H231V62H230ZM236 63H235V64H236ZM251 63H253V60H252V62H250V64H251ZM255 63H256V62H255ZM261 63H262V66H263V62H261ZM261 63H260V65H261ZM4 64H5V63H4ZM23 64H24V63H23ZM47 64H45V65H47ZM65 64H66V62H65ZM71 64H72V63H71ZM81 64H82V66H83V63H81ZM90 64H91V63H90ZM93 64H94V63H93ZM115 64H116V62H114V65H115ZM119 64H120V63H119ZM119 64H117V66H118ZM128 64H129V63H128ZM137 64H139V63H136V65H137ZM148 64H149V63H148ZM200 64H199V65H200ZM206 64H207V63H206ZM228 64H229V63H228ZM228 64H227L228 67H227L226 69L229 68V65H230V64H229V65H228ZM237 64H240V62L237 63ZM258 64H257V65H258ZM8 65H9V64H8ZM35 65H36V63H35ZM38 65H39V63H38ZM40 65H41V64H40ZM62 65H61V66H62ZM79 65H80V64H79ZM79 65H77V66H79ZM94 65H95V64H94ZM100 65H101V63H100ZM106 65H107V64H106ZM124 65H125V64H124ZM130 65H129V66H130ZM145 65H146V64H145ZM145 65H144V66L141 65V66L143 67V71H145V70H144V69H145V68H144ZM153 65H154V64H153ZM158 65H159V64H158ZM158 65H157V66H158ZM175 65H176V64H175ZM183 65H184V64H183ZM183 65H181V66L183 67ZM187 65H188V64H187ZM195 65H198V64H195ZM221 65H222V64H221ZM231 65L234 66V63L231 64ZM245 65H246V64H245ZM1 66H2V65H1ZM11 66H12V65H11ZM15 66L17 67V65H15ZM21 66H22V65H21ZM21 66H20V67H21ZM24 66H25V65H24ZM27 66L29 67V66H31V65H27ZM47 66H48V65H47ZM77 66H76V67H77ZM86 66H87V65H86ZM88 66H89V68H90V65H89V64H88ZM92 66H93V65H92ZM98 66H99V65H98ZM111 66L113 67V65H111ZM115 66H116V65H115ZM121 66L123 67L122 64H121ZM133 66H134V65H133ZM172 66H173V65H172ZM172 66H171V67H172ZM184 66H186V65H184ZM188 66H189V65H188ZM191 66H192V65H190V67H191ZM235 66H236V65H235ZM235 66H234V68H235ZM240 66H241V65H240ZM247 66H248V64H247ZM250 66H251V65H250ZM252 66H253V65H252ZM252 66H251V68H248V69H249V70L252 69ZM258 66H259V65H258ZM28 67H26V68H28ZM36 67H38V66H36ZM39 67H40V66H39ZM45 67H46V66H43L44 69H45ZM48 67H49V66H48ZM50 67H49V68H50ZM56 67H57V66L54 67L55 70H56ZM74 67H75V65H73L71 68L74 69ZM76 67H75V68H76ZM84 67H85V65H84ZM93 67H95V66H93ZM103 67H104V66H103ZM103 67H102V68H103ZM125 67H127V65H126ZM125 67H124V68H125ZM134 67H135V66H134ZM137 67H140V66H137ZM137 67H136V69H137ZM142 67H140V69H141ZM146 67H147V66H146ZM151 67H152V66H151ZM158 67H159V66H158ZM174 67H175V66H174ZM176 67H177V66H176ZM176 67H175L174 69H176ZM194 67H195V66H194ZM194 67H192V68H194ZM200 67H201V66H200ZM207 67H209V64H208ZM207 67H206V68H207ZM215 67H216V65H215ZM222 67H224V66L219 67V66L217 65L216 68H218V70H220ZM241 67H242V66H241ZM255 67H256V66H255ZM1 68H2V67H1ZM7 68H8V67H7ZM31 68H32V67H31ZM31 68H30V69H31ZM68 68H69V67H68ZM77 68H78V67H77ZM89 68L86 67V70L89 69ZM95 68H96V67H95ZM97 68H99V67H97ZM106 68H107V66H106ZM106 68H104L103 70H105ZM119 68H120V67H119ZM119 68L117 67V69H119ZM127 68H128V67H127ZM127 68H126V69H127ZM132 68H133V67H132ZM152 68H154V67H152ZM152 68H151V69H152ZM166 68H167V67H165V69H166ZM179 68H181L180 65H179ZM192 68H191V69H192ZM197 68H198V67H197ZM197 68H196V69H197ZM206 68H205V69H206ZM216 68H215V70H217ZM219 68H220V69H219ZM242 68H243V67H242ZM242 68H241V71H243ZM245 68H246V67H245ZM261 68H262V67H261ZM5 69H6V68H5ZM10 69H11V68H10ZM10 69H9V70H10ZM22 69H23V67H22ZM44 69H43V70H44ZM46 69H47V68H46ZM61 69H66V67H65V68L62 67ZM80 69H81V68H79V70H80ZM121 69H123V68H121ZM126 69H125V70H126ZM140 69H139V70H140ZM174 69H173V70H174ZM181 69H182V68H181ZM203 69H204V68H203ZM205 69H204V70H205ZM253 69H254V67H253ZM0 70H1V69H0ZM38 70H39V69H38ZM40 70H41V68H40ZM40 70H39V71H40ZM51 70H52V69H51ZM55 70H54V71H55ZM69 70H70V69H69ZM69 70H68V71H69ZM75 70H76V69H75ZM84 70H85V69L83 68L82 71H84ZM97 70H98V69H97ZM110 70H111V69H110ZM110 70H109V71H110ZM123 70H124V69H123ZM146 70L148 71V68H146ZM153 70H154V69H153ZM162 70H163V69H162ZM171 70H172V68H171ZM183 70H184V69H183ZM198 70H199V68H198ZM204 70H201V71H204ZM208 70H209V69H208ZM208 70H207V72H208ZM211 70H212V69H211ZM213 70H214V69H213ZM213 70H212V71H213ZM218 70H217V71H218ZM224 70H225V68H224ZM224 70H223V71H224ZM238 70H240V69H238ZM254 70H255V69H254ZM259 70H260V69H259ZM261 70H263V69H261ZM2 71H3V70H2ZM18 71H19V70H18ZM28 71H29V70H28ZM47 71H48V69L46 70V72H47ZM60 71H61V70H60ZM90 71H91V69H90ZM100 71H102V70L100 69ZM100 71H99V72H100ZM106 71H108V70H106ZM112 71H113V69L111 70V72H112ZM118 71H120V70H118ZM129 71H130V70H129ZM129 71L126 70V72H127L128 74H129ZM131 71H132V70H131ZM133 71H135V69H134ZM133 71H132V72H133ZM160 71H161V70H160ZM167 71H168V70H167ZM167 71L165 70L164 72H167ZM169 71H170V70H169ZM194 71H195V70H194ZM201 71H200V73H202ZM212 71H211V72H212ZM228 71H229V70H228ZM228 71H227V70L225 71V72H226V76H227V77H228V76L231 77L230 75H228V74H229ZM247 71H248V70H247ZM247 71H246V72H247ZM257 71H258V69H257ZM8 72H9V71H8ZM30 72H31V71H30ZM42 72H43V71H42ZM57 72H58V71H57ZM64 72H65V71H63V73H64ZM70 72H71V71H70ZM75 72H76V71H74V73H75ZM77 72H78V71H77ZM86 72H87V71H85V73H84V72H83V73L86 75ZM91 72H94V71H91ZM104 72H105V71H104ZM111 72H109L108 74H110ZM113 72H114V71H113ZM113 72H112V74H113ZM115 72H116V71H115ZM132 72H131V73H132ZM173 72H174V71H173ZM177 72H179V71H177ZM180 72H181V71H180ZM180 72H179V73H180ZM183 72H184V71H183ZM192 72H193V71H192ZM195 72H198V71H195ZM209 72H210V71H209ZM209 72H208V73H209ZM231 72H232V71H231ZM243 72H245V71H243ZM243 72H242V73H243ZM251 72H252V71H251ZM259 72H260V71H259ZM263 72H264V71H263ZM263 72H261V73H263ZM2 73H3V72H2ZM31 73H32V72H31ZM50 73H51V72H50ZM53 73H54V72H53ZM53 73H51V74H53ZM58 73H59V72H58ZM63 73H61V74H63ZM79 73H80V72H79ZM88 73H89L88 75H90V72H88ZM105 73H107V72H105ZM123 73H124V72H123ZM134 73H135V72H134ZM138 73H139V72H138ZM153 73H154V72H153ZM162 73H163V71H162ZM179 73H178V74H179ZM188 73H191V71H190V72L188 71ZM188 73H187V74H188ZM213 73H214V72H213ZM215 73H216V72H215ZM219 73H222V72L220 71ZM238 73H239V72H238ZM240 73H241V72H240ZM248 73H249V72H248ZM252 73H253V72H252ZM9 74H10V73H9ZM35 74H36V73H35ZM40 74H42V73H40ZM47 74H48V73H46L45 76H46ZM103 74H104V73H103ZM112 74H110V75H112ZM114 74H115V73H114ZM119 74H121V72H120ZM135 74H136V73H135ZM145 74H146V72H145ZM145 74H144V76H145ZM150 74H151V73H150ZM167 74H168V72L166 73V75H167ZM187 74H186V75H187ZM244 74H245V73H244ZM244 74H242V77H241V78H243V75H244ZM258 74H259V73H258ZM258 74H257V75H258ZM263 74H264V73H263ZM19 75H20V72H19ZM28 75H29V74H28ZM30 75H31V74H30ZM57 75H58V74H57ZM59 75H60V74H59ZM68 75H69V74H68ZM74 75H75V77H77L76 74H74ZM78 75H80V74H78ZM88 75H86V76L88 77ZM122 75H123V74H122ZM133 75H134V74H133ZM137 75H139V74H137ZM137 75H136V76H137ZM141 75H142V74H140V76H141ZM153 75H154V74H153ZM153 75H152V77H155V76H153ZM156 75H158V74H156ZM166 75H165V76H166ZM171 75H172V74H171ZM173 75H174V74H173ZM173 75H172V76H173ZM182 75H183V74H182ZM205 75H206V73H205ZM214 75L217 76V74H214ZM214 75H213L212 77H211V75H208V76H210V77L213 79ZM221 75H223V73H222ZM237 75H238V74H237ZM237 75H235L236 78H238L241 74H239L238 76H237ZM254 75H255V74H254ZM259 75H262V74H259ZM23 76H24V75H23ZM43 76H44V75H43ZM43 76H42V77H43ZM45 76H44V77H45ZM52 76H53V75H52ZM54 76H55V75H54ZM80 76H82V75H80ZM86 76H85V77H86ZM90 76H91V75H90ZM100 76H101V75H100ZM107 76H108V75H106V77H104V78L102 77V78H103V79H106ZM125 76H126V75H125ZM129 76H130V75H128V78H129V81H130V80H131V77H129ZM131 76H132V75H131ZM148 76H149V73H148L147 77H148ZM158 76H159V75H158ZM163 76H164V74H163ZM172 76H171V77H172ZM175 76H176V75H175ZM175 76H174V77H175ZM179 76H181V75H179ZM190 76H192V75L190 74ZM193 76H194V74H193ZM193 76H192V79H193ZM195 76H196V78H197V74H196ZM226 76H225V77H226ZM2 77H3V76H2ZM34 77H35V76H34ZM39 77H40V75H39ZM49 77H50V76H49ZM64 77H65V76H64ZM70 77H72V76H70ZM92 77H93V76H92ZM98 77H99V76H98ZM108 77H109V76H108ZM111 77H113V76H111ZM111 77H110V78H111ZM114 77H115V76H114ZM141 77H142V76H141ZM141 77H140V78H141ZM156 77H157V76H156ZM171 77H170V79H171ZM181 77H182V76H181ZM210 77H209V78H210ZM229 77H228V79H229ZM244 77H246V76H244ZM251 77H252L251 79H254V78H253V75H252ZM256 77H257V76H256ZM17 78H18V77H17ZM20 78H21V77H20ZM24 78H25V77H24ZM27 78H28V77H27ZM35 78H36V77H35ZM59 78H60V77H59ZM65 78H66V77H65ZM73 78H74V77H73ZM77 78H79V77H77ZM81 78H82V77H81ZM83 78H84V77H83ZM96 78H97V77H96ZM96 78H95V79H94V78H90V80H91V79H94V80L96 81ZM102 78H101L100 80H102ZM121 78L124 79V77H121ZM125 78H127V77H125ZM145 78H146V77H144V80H145ZM148 78H149V77H148ZM160 78H161V77H160ZM167 78H168V76H167ZM167 78H166V79H167ZM172 78H173V77H172ZM175 78H176V77H175ZM175 78H174V79H175ZM194 78H195V77H194ZM198 78H199V77H198ZM209 78H208V79H209ZM216 78H217V77H216ZM231 78H232V77H231ZM233 78H235V77H233ZM233 78H232L231 80H233ZM236 78H235V79H236ZM247 78H248V77H247ZM261 78H262V76H261ZM4 79H6V78H4ZM14 79H15V78H14ZM28 79H29V78H28ZM42 79H43V78H42ZM55 79H56V78H55ZM60 79H61V78H60ZM60 79H59V80H60ZM69 79H70V78H69ZM98 79H99V78H98ZM113 79H115V78H112V80H113ZM137 79H138V77H137ZM142 79H143V78H142ZM142 79H141V80H142ZM156 79H157V78H156ZM164 79H165V78H164ZM180 79H181V78H180ZM182 79H183V78H182ZM182 79H181V80H182ZM190 79H191V77H190ZM192 79H191V80H192ZM199 79H200V78H199ZM217 79H219V77H218ZM217 79H216V80H217ZM221 79H222V77H221ZM225 79H227V78H225ZM228 79H227V80H228ZM256 79H257V78H256ZM29 80H30V79H29ZM62 80H63V78H62ZM64 80H65V79H64ZM74 80H75V79H74ZM83 80H84V79H83ZM100 80H99V81H100ZM120 80L123 81L122 79H120ZM120 80H119V81H120ZM126 80H127V79H126ZM132 80H134V79H132ZM168 80H169V79H168ZM168 80L166 81V83L168 82ZM172 80H173V79H172ZM177 80H179V79H177ZM181 80H179V81H180V83H182V85H183L184 83L181 82ZM187 80H188V77H187ZM196 80H197V79H196ZM210 80H211V79H210ZM216 80H215V81H216ZM231 80H229V81L231 82ZM239 80H240V79H239ZM239 80H238V81H239ZM254 80H255V79H254ZM254 80H253V81H254ZM7 81H9V80H7ZM10 81H11V80H10ZM16 81H18V80L16 79ZM26 81H27V79H26ZM34 81H35V80H34ZM47 81H48V80H47ZM57 81H58V80H57ZM71 81H72V80H71ZM77 81H78V80H77ZM103 81H104V80H103ZM108 81H109V80H108ZM114 81H115V80H114ZM119 81H118V82H119ZM129 81H128V82H129ZM134 81H135V80H134ZM138 81H140V80H138ZM138 81H136L137 84H134V83H133L135 88H137V86H135V85H138ZM149 81H150V80H149ZM182 81H183V80H182ZM193 81H194V79H193ZM193 81H192V82H193ZM217 81H221V80H217ZM223 81H224V80H223ZM223 81H222V82H223ZM236 81H237V80H236ZM242 81H243V80H242ZM242 81H240V83H241ZM249 81H251V80H249ZM249 81H247V82H249ZM262 81H264V80H261V82H262ZM20 82H22V81H20ZM24 82H25V81H24ZM41 82H42V81H41ZM49 82H51V81H49ZM58 82H59V81H58ZM58 82H57V83H58ZM60 82H61V81H60ZM64 82H65V81H64ZM81 82H82V80H81ZM90 82H91V81H90ZM90 82H89V83H90ZM92 82H93V80H92ZM101 82H102V81H101ZM109 82H110V81H109ZM111 82H112V81H111ZM125 82H127V81H125V79H124V83H125ZM132 82H133V81H132ZM146 82H148V81H146ZM153 82H154V81H153ZM155 82H157V81H155ZM170 82L172 83V81L169 80L168 83L170 84ZM174 82H175V81H174ZM186 82H187V81H186ZM186 82H185V83H186ZM195 82H196V81H195ZM199 82H201V81L199 80ZM209 82H210V81H209ZM225 82H226V81H224V84H225ZM230 82H229V83H230ZM251 82H252V81H251ZM251 82H250V83H251ZM261 82H260V83H261ZM0 83H1V82H0ZM2 83H3V82H2ZM10 83H11V82H10ZM15 83H16V82H15ZM31 83H32V82H31ZM61 83H63V82H61ZM66 83H67V82H66ZM70 83H71V82H70ZM76 83H77V82H76ZM83 83H85V80H84ZM89 83H88V84H89ZM119 83H120V82H119ZM148 83H149V82H148ZM177 83H179V82H177ZM180 83H179V84H180ZM190 83H191V82H190ZM201 83L203 84V82H201ZM207 83H208V82H207ZM210 83H211V82H210ZM214 83H216V82H214ZM214 83H213V84H214ZM227 83H228V81H227ZM231 83H232V82H231ZM231 83H230V84H231ZM250 83H249L248 85H250ZM256 83H257V85H258V82H257V81H256ZM6 84H7V83H6ZM16 84H17V83H16ZM21 84H23V83H21ZM38 84H39V83H38ZM48 84H49V83H48ZM85 84H86V83H85ZM93 84H95V82H94ZM96 84H98V83H96ZM113 84H115V83H113ZM120 84H121V83H120ZM127 84H129V83H127ZM127 84H126V85H127ZM139 84H140V83H139ZM143 84H145V83L143 82ZM143 84H142V86H143ZM149 84H151V82H150ZM149 84H147V85H149ZM154 84H155V83H154ZM161 84H162V83H161ZM188 84H189V81H188ZM216 84H217V83H216ZM244 84H245V83H243V84L241 83L240 85L242 86V85H244ZM252 84H253V83H252ZM252 84H251V85H252ZM7 85H8V84H7ZM7 85H6V87H3V88H7ZM18 85H20V84H18ZM24 85H26V84L24 83ZM41 85H43V84L41 83ZM58 85H59V83H58ZM71 85H72V84H71ZM75 85H76V84H75ZM99 85H100V84H99ZM103 85H106V84H103ZM140 85H141V84H140ZM147 85H146V86H147ZM152 85H153V84H152ZM167 85H168V84H167ZM172 85H173V84H172ZM175 85H176V84H175ZM184 85H185V84H184ZM184 85H183V86H184ZM189 85H192V86L195 85V87L193 86V90H194V88H196V84H192V83H191V84H189ZM197 85H198V84H197ZM203 85H204V84H203ZM208 85H209V84H208ZM222 85H223V84H222ZM234 85H235V84H234ZM236 85H237V84H236ZM9 86H10V85H9ZM9 86H8V88H9ZM14 86H15V85H14ZM21 86H22V85H21ZM30 86H31V85H30ZM61 86H62V85H61ZM65 86H67V85H65ZM89 86H90V84H89ZM115 86H116V84H115ZM146 86H144V87H146ZM149 86H150V85H149ZM169 86H170V85H169ZM186 86H188V85L186 84ZM198 86H199V85H198ZM204 86H205V85H204ZM204 86H203V87H204ZM214 86H215V85H214ZM214 86H212V87H214ZM216 86L219 88V85H216ZM238 86H239V85H238ZM254 86H255V85H254ZM0 87H1V85H0ZM10 87H11V86H10ZM26 87H27V86H26ZM32 87H33V86H32ZM32 87H31V88H32ZM63 87H64V86H63ZM108 87H109V86H107L106 88H108ZM113 87H114V86H113ZM117 87H118V84H117ZM117 87H116V88H117ZM122 87H124V85H123ZM132 87H133V86H129V87L126 86L125 88H126V89L128 88V91H132L133 89L130 90V88H132ZM134 87H133V88H134ZM138 87H139V85H138ZM140 87H141V86H140ZM164 87H166V86H164ZM179 87H180V86H179ZM207 87H208V86H207ZM209 87H210V86H209ZM209 87H208V88H209ZM225 87H226V86H225ZM227 87H228V88H227ZM227 87H226V88L229 89V86H228V85H227ZM230 87H232V85H231ZM236 87H237V86H236ZM242 87H243V86H242ZM16 88H17V87H16ZM41 88H43V87H41ZM56 88H57V87H56ZM65 88H68V87H65ZM72 88H73V87H72ZM74 88H78L79 93H81V94H83V95H88V93H90V92H89V91H90V88L87 87V85H85V86L77 85V86H74ZM74 88H73V89H74ZM95 88H96V87H95ZM104 88H105V86H104ZM114 88H115V87H114ZM125 88H122V91L126 92V91H125V90H126ZM135 88H134V89H135ZM181 88H182V87H181ZM187 88H188V87H187ZM187 88H186V89H187ZM190 88H191V87H189V90H190ZM197 88H198V87H197ZM201 88H202V87H201ZM214 88H215V87H214ZM222 88H223V87H222ZM233 88H235V87L233 86ZM233 88H232V90H233ZM239 88H240V87H239ZM252 88H253V86H252ZM256 88H257V87H256ZM13 89H14V88H13ZM18 89H19V88H18ZM27 89H28V88H27ZM43 89H44V88H43ZM50 89H51V88H50ZM62 89H63V88H62ZM92 89H93V88H91V90H92ZM98 89H99V88H98ZM102 89H103V88H102ZM102 89H101V91H102ZM108 89H109V88H108ZM110 89H111V88H110ZM110 89H109V90H110ZM123 89H124V90H123ZM137 89H138V88H137ZM142 89H143V88H142ZM147 89H148V88H147ZM154 89H156V88H154ZM168 89L170 90V88H167V91H168ZM227 89H224V90L226 91ZM230 89H231V88H230ZM230 89H229V90H230ZM240 89H241V91H242V89H244V88H240ZM245 89H246V88H245ZM261 89H262V91H263L262 93L264 94L263 87H262ZM8 90H9V89H8ZM20 90H21V89H20ZM47 90H48V89H47ZM54 90H55V89H54ZM58 90H59V88H58ZM69 90H70V88H69ZM69 90H67V91H69ZM71 90H72V89H71ZM93 90H95V89H93ZM104 90H105V89H104ZM106 90H107V89H106ZM111 90H112V89H111ZM113 90H114V89H113ZM139 90H140V89H139ZM145 90H146V88H145ZM152 90H153V89H152ZM158 90H159V89H158ZM182 90H183V89H182ZM191 90H192V89H191ZM191 90H190V91H191ZM204 90H205V89H204ZM212 90H214V89L212 88ZM216 90H217V89H216ZM221 90H222V89H221ZM232 90H231V91H232ZM247 90H248V89H247ZM247 90H246V91H247ZM251 90H252V89H251ZM6 91H7V89H5V92H6ZM28 91H29V90H28ZM67 91H66V93H67ZM74 91H75V89H74ZM74 91H73V92H74ZM78 91H77L76 94L79 95ZM96 91H97V90H96ZM107 91H108V90H107ZM107 91H106V92H107ZM116 91H117V89H116ZM122 91H121V92H122ZM156 91H157V90H156ZM174 91H175V90H174ZM180 91H181V89H180ZM187 91H188V90H187ZM200 91H203V89H202V90L200 89ZM207 91H208V90H207ZM225 91H224V92H225ZM244 91H245V90H244ZM252 91H253V90H252ZM255 91H256V90H255ZM257 91H258V90H257ZM259 91H261V90H259ZM3 92H4V91H3ZM16 92H17V91H16ZM26 92H27V91H26ZM31 92H32V91H31ZM36 92H37V91H36ZM51 92H52V90H51ZM58 92H59V91H58ZM58 92H57V93H58ZM69 92H70V91H69ZM75 92H76V91H75ZM104 92H105V91H104ZM106 92H105V94H104V93H103V94L106 95V94L108 93V92H107V93H106ZM110 92H111V91H110ZM110 92H109V94H110ZM112 92H113V91H112ZM112 92H111V94H112ZM124 92H123V94H124ZM136 92H137V91H136ZM142 92H143V91H142ZM149 92H150V91H149ZM153 92H154V91H153ZM170 92H171V91H170ZM181 92H182V91H181ZM193 92H194V91H193ZM193 92H191V93H193ZM204 92H205V91H204ZM209 92H210V91H209ZM212 92H213V91H212ZM214 92H217V91H214ZM234 92H235V91H234ZM236 92H237V90H236ZM236 92H235V93H236ZM239 92H240V91H239ZM248 92H249V91H248ZM8 93H9V92H8ZM11 93H13V92H11ZM18 93H19V92H18ZM18 93H17V94H18ZM53 93H55V92H53ZM57 93H56V94H57ZM64 93H65V92H64ZM113 93H114V92H113ZM117 93H118V92H117ZM119 93H120V92H119ZM131 93H132V92H130V94H131ZM137 93H138V92H137ZM146 93H147V92H146ZM156 93H158V92H156ZM156 93H155V94H156ZM167 93H168V92H166L165 94L167 95ZM171 93H172V92H171ZM171 93H170V94H171ZM182 93H183V92H182ZM187 93H188V92H187ZM187 93H186V94H187ZM191 93H190V94H191ZM207 93H208V92H207ZM222 93H223V90H222ZM226 93H228V92H226ZM226 93H224V94H226ZM242 93H243V92H241L240 94L238 93V94H239V95H242ZM257 93H258V92H257ZM0 94H1V93H0ZM4 94H5V93H4ZM28 94H29V93H28ZM30 94H33V93H30ZM36 94H37V93H36ZM59 94H60V93H59ZM74 94H75V93H74ZM81 94H80L79 96H81ZM91 94H92V93H91ZM93 94H95V92H93ZM98 94H100V93H98ZM111 94H110V95H111ZM115 94H116V93H114V95H115ZM127 94H128V92H127ZM133 94L135 95V92H134ZM149 94H150V93H149ZM153 94H154V93H153ZM158 94H159V93H158ZM161 94H162V93H161ZM163 94H164V92H163ZM175 94H176V93H175ZM175 94H174V95H175ZM180 94H181V93H180ZM193 94H194V93H193ZM195 94H197V93L195 92ZM202 94H203V95H202ZM202 94H201V96L204 97V93H202ZM238 94H237V95H238ZM250 94H251V93H250ZM9 95H10V94H9ZM14 95H15V94H14ZM14 95H13V96H14ZM23 95H24V94H23ZM60 95H61V94H60ZM78 95H77V96H78ZM100 95H101V94H100ZM125 95H126V94H125ZM150 95L152 96V94H150ZM172 95H173V94H172ZM174 95H173V96H174ZM176 95H177V94H176ZM176 95L174 96L175 99L177 98ZM217 95H218V94H217ZM235 95H236V94H235ZM243 95H244V94H243ZM252 95H253V94H252ZM252 95H251V99H252ZM254 95H256V94H254ZM31 96H32V95H31ZM37 96H38V95H37ZM37 96H36V97H37ZM55 96H56V95H55ZM73 96H74V95H73ZM96 96H97V95H96ZM98 96H99V95H98ZM98 96H97V97H98ZM106 96H109V95H106ZM119 96H120V95H119ZM121 96H122V95H121ZM128 96H129V95H128ZM135 96L137 97V95H135ZM138 96H140V94H139ZM141 96H142V95H141ZM145 96H146V95H145ZM168 96H169V95H168ZM183 96H185V94H184ZM187 96H188V94L186 95V97H187ZM193 96H194V95H193ZM193 96L190 97V98H194ZM201 96H199V97H201ZM209 96H210V95H209ZM209 96H208V97H209ZM228 96H232V95L230 94V95H228ZM245 96H246V95H245ZM1 97H2V96H1ZM29 97H30V95H29ZM48 97H49V96H48ZM48 97H47V98H48ZM56 97H57V96H56ZM56 97H55V98H56ZM58 97H59V96H58ZM58 97H57V98H58ZM85 97H86V96H85ZM90 97H91V95H90ZM116 97H117V96H116ZM126 97H127V96H125V98H126ZM158 97H160V95H159ZM163 97H165V95H163ZM181 97H182V94H181ZM181 97H180V99H178V100H181ZM186 97H185V98H186ZM199 97H198V98H199ZM205 97H207L206 94H205ZM211 97H212V95H211ZM219 97H220V96H219ZM224 97H225L224 99H225V101H226V96H224ZM237 97H238V96H237ZM239 97H240V96H239ZM263 97H264V96H263ZM263 97H262V99H264ZM5 98H10V97L8 96V97H5ZM17 98H18V97H17ZM20 98H21V97H20ZM20 98H19V99H20ZM22 98H23V97H22ZM40 98H41V97H40ZM49 98H50V97H49ZM53 98H54V94H53ZM55 98H54V99H55ZM63 98H64V97H63ZM75 98H76V97H75ZM100 98H101V97H100ZM100 98H99L98 100H100ZM109 98L111 99L112 96H110ZM127 98H128V97H127ZM142 98H146V97H142ZM142 98H141V99H142ZM154 98H155V97H154ZM168 98H169V100H172V99H173V98H170V97H168ZM178 98H179V97H178ZM182 98H183V97H182ZM187 98H188V97H187ZM195 98H196V97H195ZM215 98H216V97H215ZM233 98H234V97H233ZM235 98H236V97H235ZM235 98H234V99H235ZM248 98H249V97H248ZM257 98H258V97H257ZM260 98H261V97H260ZM14 99H15V98H14ZM28 99H29V98H28ZM35 99H36V98H35ZM76 99H78V98H76ZM87 99H88V98H87ZM87 99H86V100H87ZM91 99H92V98H91ZM91 99H90V100H91ZM103 99H104V98H103ZM103 99H102V100H103ZM106 99H107V98H106ZM110 99H109V102L111 103ZM112 99H114V97H113ZM112 99H111V100H112ZM119 99L121 100V97H120ZM119 99H118V100H119ZM134 99H135V98H134ZM138 99H139V98H138ZM156 99H157V98H156ZM162 99H163V98H162ZM162 99H161V100H162ZM199 99H200V98H199ZM210 99H211V98H209V100H210ZM212 99H213V97H212ZM236 99H237V98H236ZM238 99H239V98H238ZM240 99H241V98H240ZM245 99H246V97H245ZM251 99H248V100L250 101ZM254 99H255V98H254ZM258 99H259V98H258ZM262 99H261V100H262ZM3 100H4V98L1 100V103L4 102ZM8 100H11V99H8ZM8 100H7V101H8ZM20 100H21V99H20ZM47 100H49V99H47ZM57 100H58V99H56V101H57ZM62 100H63V99H62ZM67 100H68V99H67ZM86 100H83V101H86ZM96 100H97V99H96ZM102 100H101V101H102ZM114 100H116V99H114ZM118 100L116 101V104H117V102L119 103ZM150 100H151V99H150ZM153 100H154V99H153ZM164 100H165V99H164ZM164 100H163V101H164ZM167 100H168V99H167ZM178 100H177V103L179 102ZM187 100H188V99H187ZM201 100H203V99H201ZM204 100H205V99H204ZM209 100H208V101H209ZM216 100H217V99H216ZM230 100H231V99H230ZM242 100H243V99H242ZM261 100H260V101H261ZM2 101H3V102H2ZM35 101H36V100H35ZM42 101H43V100H42ZM49 101H50V100H49ZM52 101H54V100L52 99ZM74 101H76V100H74ZM81 101H82V100H81ZM94 101H95V100H94ZM105 101H106V100H105ZM122 101H123V98H122ZM122 101H121V102H122ZM129 101H130V100H129ZM131 101H132V100H131ZM131 101H130V103H131ZM138 101H139V100H138ZM158 101H159V100H158ZM174 101H176V100H174ZM183 101H184V99H183ZM228 101H229V100H228ZM228 101H227V102H228ZM243 101H244V100H243ZM256 101H257V100H256ZM262 101H263V100H262ZM20 102H21V101H20ZM28 102H29V101H28ZM33 102H34V101H33ZM43 102H44V101H43ZM45 102H46V101H45ZM54 102H55V101H54ZM58 102H59V101H58ZM62 102H63V101H62ZM78 102H80V101L78 100ZM87 102H88V101H87ZM97 102H98V101H97ZM102 102H103V101H102ZM107 102H108V100H107ZM107 102H106V103H107ZM112 102H113V101H112ZM124 102H125V101H123V103H124ZM156 102H157V101H156ZM161 102H162V101H161ZM164 102H165V101H164ZM181 102H182V100H181ZM188 102H189V100L187 101V103H188ZM190 102H191V100H190ZM204 102H206V101H204ZM213 102H214V100L212 101V103H213ZM245 102H246V101H245ZM251 102H252V101H251ZM253 102H254V101H253ZM258 102H259V101H258ZM4 103H5V102H4ZM14 103H15V102H14ZM16 103H17V102H16ZM21 103H23V102H21ZM31 103H32V102H31ZM37 103H38V100H37ZM39 103H40V102H39ZM47 103H49V102H46V104H47ZM64 103H65V102H64ZM84 103H85V102H84ZM84 103H83V104H84ZM93 103H94V102H93ZM99 103H100V102H99ZM99 103H98V105H99ZM143 103L145 104V102H143ZM152 103H153V102H152ZM157 103H158V102H157ZM166 103H167V102H166ZM166 103H165V104H166ZM183 103H184V102H183ZM192 103H193L192 105H194V102H192ZM196 103H197V102H196ZM196 103H195V104H196ZM216 103H217V101H216ZM259 103H260V102H259ZM259 103H258V104H259ZM7 104H8V103H7ZM17 104H18V103H17ZM17 104H14V105L17 106ZM50 104H51V103H50ZM56 104H57V103H56ZM96 104H97V103H96ZM107 104H108V103H107ZM107 104H106V105H107ZM126 104H127V103H126ZM128 104H129V103H128ZM134 104H135V103H134ZM134 104H133V105H134ZM137 104H138V103H136V105H137ZM149 104H150V103H149ZM160 104H161V103H160ZM170 104H171V103H170ZM184 104H185V103H184ZM184 104H183V105H184ZM204 104H205V103H204ZM214 104H215V103H214ZM214 104H213V105H214ZM224 104H225V103H224ZM226 104H227V103H226ZM234 104H235V103H233V105H234ZM245 104H246V103H245ZM247 104H248V103H247ZM247 104H246V105H247ZM250 104H251V103H250ZM2 105H3V104H2ZM8 105H9V104H8ZM28 105H29V104H28ZM35 105H36V104H35ZM38 105H39V104H38ZM52 105H53V104H52ZM54 105H55V103H54ZM54 105H53V106H54ZM66 105H68V104L66 103ZM66 105H64V107H65ZM98 105H97V106H98ZM121 105H122V104H121ZM130 105H131V104H130ZM138 105H139V104H138ZM146 105H147V104H146ZM156 105H157V104H156ZM173 105H176V104L174 103ZM180 105H182V103H181ZM197 105H198V104H197ZM200 105H201V104H200ZM209 105H210V104H209ZM235 105H236V104H235ZM22 106H23V105H22ZM39 106H40V105H39ZM44 106H46V105H44ZM58 106H59V105H58ZM88 106H89V105H88ZM92 106H93V105H92ZM119 106H120V105H119ZM127 106H129V105H126V107H127ZM143 106H144V105H143ZM150 106H151V105H150ZM150 106H149V107H150ZM152 106H154V105H152ZM159 106H160V105H159ZM166 106H167V105H166ZM170 106H171V105H170ZM194 106H195V105H194ZM217 106H219V105H217ZM255 106H256V105H254L253 107H255ZM257 106H258V105H257ZM260 106H261V105H259V107H260ZM0 107H1V106H0ZM3 107H4V106H3ZM5 107H6V106H5ZM11 107H12V106H11ZM19 107H20V106H19ZM31 107H32V106H31ZM46 107H47V106H46ZM54 107H55V106H54ZM93 107H94V106H93ZM99 107H100V106H99ZM120 107L122 108V106H120ZM131 107H132V106H131ZM134 107L136 108L135 105H134ZM139 107H140V106H139ZM162 107L164 108L165 106H162ZM162 107H161V108H162ZM173 107H174V106H173ZM175 107H176V106H175ZM177 107H179V106H177ZM177 107H176V108H177ZM183 107H184V106H183ZM202 107H203V106H202ZM206 107H207V105H206ZM213 107H214V106H213ZM213 107H212V110H213ZM223 107H225V106H223ZM227 107H228V106H227ZM233 107H235V106H233ZM249 107H250V106H248L247 108L249 109ZM251 107H252V106H251ZM251 107H250V108H251ZM253 107H252V108H253ZM12 108H14V107H12ZM26 108H27V107H26ZM38 108H39V107H38ZM40 108H41V107H40ZM82 108H83V107H82ZM82 108H81V112H82ZM88 108H89V107H88ZM95 108H96V106H95ZM97 108H98V107H97ZM105 108H106V107H104V109H102V110H105ZM117 108H118V107H117ZM132 108H133V107H132ZM132 108H131V109H132ZM163 108H162V109H163ZM200 108H201V106H200ZM217 108H218V107H217ZM255 108H256V107H255ZM260 108H262V107H260ZM4 109H5V108H4ZM14 109H15V108H14ZM14 109H13V110H14ZM22 109H23V107H22ZM24 109H25V108H24ZM29 109H30V108H29ZM42 109H43V108H41V110H42ZM52 109H53V108H52ZM84 109H85V108H84ZM90 109H92V108H90ZM90 109H89V110H90ZM124 109H125V107H124ZM128 109H129V108H128ZM138 109H139V108H138ZM143 109L145 110V108H143ZM153 109H154V108H153ZM179 109L185 110V109H183V108H179ZM186 109H187V108H186ZM196 109H197V108H196ZM233 109H234V108H233ZM237 109H238V106H237ZM253 109H254V108H253ZM0 110H1V109H0ZM18 110H19V109H18ZM35 110H36V109H35ZM37 110H40V109H37ZM48 110H49V109H48ZM119 110H120V109H119ZM119 110H118V111H119ZM121 110H122V109H121ZM121 110H120V111H121ZM125 110H126V109H125ZM129 110H130V109H129ZM170 110H171V109H170ZM191 110H192V109H191ZM197 110H198V109H197ZM201 110H202V109H201ZM208 110H209V109H208ZM214 110H215V109H214ZM218 110H219V109H218ZM231 110H232V109H231ZM242 110H243V109H242ZM246 110H247V109H246ZM258 110H259V109H258ZM5 111H6V110H5ZM19 111H20V110H19ZM23 111H24V110H23ZM92 111H93V110H92ZM114 111H115V110H114ZM116 111H117V110H116ZM120 111H119V112H120ZM127 111H128V110H127ZM133 111H135V110H133ZM140 111H141V110H139L138 112H140ZM153 111H154V112H155V111L157 112V109H155V110H153ZM160 111H161V110H160ZM160 111H159V112H160ZM174 111H175V110H174ZM177 111H178V110H177ZM185 111H186V110H185ZM192 111H193V110H192ZM194 111H195V110H194ZM206 111H207V110H206ZM210 111H211V109H210ZM210 111H209V112H210ZM220 111H222V110H220ZM0 112H3V111L1 110ZM12 112H13V111H12ZM14 112H15V111H14ZM21 112H22V110H21ZM38 112H39V111H38ZM43 112H45V111H43ZM43 112H42V114H43ZM59 112H60V111H59ZM83 112H84V110H83ZM97 112H98V111H97ZM101 112L104 113L103 111H101ZM125 112H126V111H125ZM170 112H172V110L169 111V113H170ZM235 112H236V111H235ZM24 113H25V112H24ZM35 113H36V112H35ZM45 113H47V112H45ZM52 113H53V112H52ZM88 113H90V112H88ZM112 113H113V112H112ZM122 113H123V112H122ZM129 113H130V112H129ZM129 113H127V114H129ZM142 113H143V112H142ZM165 113H166V112H165ZM177 113H178V112H177ZM190 113H191V111H190ZM207 113H208V111H207ZM215 113H216V111H215ZM239 113H241V112H239ZM246 113H247V112H246ZM248 113H249V115H250L251 110H250V112H248ZM248 113H247V114H248ZM252 113H253V112H252ZM252 113H251V114H252ZM254 113H255V112H254ZM3 114H4V113H3ZM22 114H23V113H22ZM26 114H27V113H25V115H26ZM55 114H56V113H55ZM83 114H84V113H83ZM92 114H93V113H92ZM92 114H90V115H92ZM94 114H95V113H94ZM99 114L101 115L100 112H99ZM116 114H117V113H115V115H116ZM133 114H134V112H133ZM133 114H131L130 116L133 117V116H134ZM138 114H140V113H138ZM146 114H147V112H146ZM151 114H152V113H151ZM175 114H176V113H175ZM186 114H187V112H186ZM199 114H200V113H199ZM204 114H206V112H205ZM209 114H210V113H209ZM209 114H208L207 117H209ZM212 114H213V113H212ZM222 114H223V113H222ZM224 114H225V113H224ZM236 114H237V112H236ZM14 115H15V114H14ZM18 115H19V113H18ZM31 115H32V113H31ZM34 115H35V114H34ZM37 115H38V114H37ZM44 115H46V114H44ZM50 115H51V114H50ZM75 115L77 116V114H75ZM81 115H82V114H81ZM84 115H85V114H84ZM84 115H82V116H84ZM88 115H89V114H88ZM90 115H89V116H90ZM103 115H104V114H103ZM149 115H150V114H149ZM149 115H148V116H149ZM187 115H189V114H187ZM191 115H192V113H191ZM191 115H189V116L191 117ZM194 115H195V114H194ZM194 115H193V118H194ZM201 115H202V114H201ZM217 115H218V114H217ZM225 115H226V114H225ZM232 115H233V113H232ZM6 116H7V114H6ZM10 116H11V115H10ZM19 116H20V115H19ZM29 116H30V115H29ZM47 116H48V115H47ZM56 116H57V115H56ZM58 116H59V115H58ZM105 116H106V115H105ZM110 116H111V115H110ZM120 116H121V114H120ZM127 116H128V115H127ZM136 116H137V115H136ZM139 116L141 117V115H139ZM139 116H138V118H139ZM143 116H144V114H143ZM151 116H153V115H151ZM203 116H204V115H203ZM218 116H219V115H218ZM251 116H252V115H251ZM253 116H254V115H253ZM13 117H14V116H13ZM16 117H17V116H16ZM30 117H31V116H30ZM33 117H34V116H33ZM48 117H49V116H48ZM53 117H54V116H53ZM61 117H62V116H61ZM63 117H64V116H63ZM63 117H62V118H63ZM67 117H70V116H67ZM72 117H73V116H72ZM74 117H75V116H74ZM80 117H81V116H80ZM94 117H95V116H94ZM97 117H98V116H97ZM97 117H95V119H97ZM113 117H114V116H113ZM128 117H129V116H128ZM128 117L126 118V120L129 119ZM154 117H155V116H154ZM196 117H197V116H196ZM214 117H215V116H214ZM227 117H228V116H227ZM239 117H240V116H239ZM1 118H3V116H2ZM21 118H22V117H21ZM27 118H29V117L27 116ZM27 118H26V119H27ZM39 118H41V117H39ZM42 118H44V117H42ZM50 118H51V117H50ZM101 118H102V116H101ZM106 118H107L108 121H110V119H108V117H106ZM106 118H105V119H106ZM122 118H123V117H122ZM134 118H135V116H134ZM142 118H144V117H142ZM145 118H146V120H145V119H143V120L147 122V117H145ZM150 118H151V117H150ZM152 118H153V117H152ZM152 118H151V119H152ZM168 118H169V117H168ZM177 118H178V117H177ZM184 118H185V116H184ZM187 118H188V117L186 116L185 119H187ZM198 118H199V116H198ZM210 118H211V117H210ZM229 118H231V117H229ZM234 118H235V117H234ZM260 118H261V117H260ZM56 119H57V117H56ZM56 119H54V120H56ZM82 119H83V118H82ZM111 119H112V118H111ZM124 119H125V118H124ZM130 119H133V118L130 117ZM174 119H175V118H174ZM174 119H173V120H174ZM179 119H180V118H179ZM185 119H184V120H185ZM188 119H189V118H188ZM188 119L185 120V121H189ZM191 119H192V118H191ZM195 119H196V118H194V120H195ZM201 119H202V116H201ZM201 119L199 118V120H201ZM215 119H216V118H215ZM254 119H255V118H254ZM1 120H2V119H1ZM11 120H12V119H11ZM15 120H16V118H15ZM34 120H35V118H34ZM37 120H38V119H37ZM37 120H36V121H37ZM42 120H43V119H42ZM44 120H45V119H44ZM44 120H43V121H44ZM46 120H48V119H46ZM52 120H53V119H52ZM59 120H60V119H59ZM86 120H87V119H86ZM115 120H117V119H115ZM115 120H113V121H115ZM118 120H119V118H118ZM137 120H138V119H136V121H137ZM148 120H149V117H148ZM153 120H154V119H153ZM153 120H152V121H153ZM155 120H156V119H155ZM197 120H198V119H197ZM238 120H239V119H238ZM238 120H236V121H238ZM257 120H258V119H257ZM22 121H23V120H22ZM40 121H41V119H40ZM40 121H39V122H40ZM57 121H58V120H57ZM71 121H72V119H71ZM73 121H74V120H73ZM101 121H102V120H101ZM144 121H143V122H144ZM152 121H151V122H152ZM158 121H159V120H158ZM169 121H170V120H169ZM175 121H176V120H175ZM179 121L181 122L182 120L180 119ZM179 121H178V122H179ZM185 121H184V123H185ZM190 121H191V120H190ZM195 121H196V120H195ZM203 121H204V119H203ZM209 121H213V120H208V122H209ZM216 121H217V120H216ZM216 121H213V122L216 124V123H217ZM228 121H230V120H228ZM4 122H5V121H4ZM10 122H11V121H10ZM44 122L46 123L47 121H44ZM52 122L54 123V121H52ZM65 122H67V120H66ZM75 122H76V121H75ZM79 122H80V121H79ZM89 122H92V121H89ZM93 122H94V121H93ZM111 122H112V121H111ZM117 122H118V121H117ZM119 122H120V121H119ZM122 122H123V121H122ZM126 122H127V121H126ZM126 122H125V123H126ZM138 122H139V121H138ZM146 122H145V123H146ZM155 122H156V121H155ZM160 122H162V121H160ZM163 122L165 123V121H163ZM163 122H162V123H163ZM173 122H174V121H173ZM178 122H177V123H178ZM180 122H179V124H178V127L180 126ZM193 122H194V121H193ZM198 122H199V121H198ZM200 122H201V121H200ZM206 122H207V121H206ZM206 122H205V123H206ZM221 122H222V121H221ZM230 122L232 123V120H231ZM244 122H245V121H244ZM244 122H243V123H244ZM253 122H255V121H253ZM8 123H9V122H8ZM13 123H14V122H13ZM27 123H31V122H27ZM27 123H26V124H27ZM49 123H50V122H49ZM57 123H58V122H57ZM68 123H69V122H68ZM68 123H67L66 125H68ZM87 123H88V122H87ZM95 123H96V121H95ZM102 123H103V121H102ZM112 123H113V122H112ZM112 123H111V124H112ZM128 123L131 124L132 122L130 123V121H128ZM139 123H140V122H139ZM139 123H138V124H139ZM149 123H150V122H149ZM149 123H147V125H149ZM164 123H163V124H164ZM174 123H175V122H174ZM186 123H187V122H186ZM191 123H192V122H191ZM201 123L205 125V123H203V122H201ZM240 123H241V122H240ZM243 123H242V125H240L241 127L243 126ZM245 123H246V122H245ZM260 123H261V122H260ZM9 124H10V123H9ZM22 124H23V123H22ZM31 124H32V123H31ZM39 124H40V123H39ZM39 124H37V125H39ZM62 124H63V123H62ZM62 124H59V125H62ZM69 124L71 125V123H69ZM117 124H120V123H117ZM126 124H127V123H126ZM126 124H125V125H126ZM129 124H128V125H129ZM155 124H156V123H155ZM163 124H162V125H163ZM166 124H167V123H166ZM187 124H188V123H187ZM187 124H186V125H187ZM196 124H197V123H196ZM202 124H200V125H201L200 128H201L202 130H205V129L202 128ZM207 124H208V123H207ZM211 124H212V122L210 123V125H211ZM217 124H218V123H217ZM219 124H220V122H219ZM2 125H3V124H2ZM5 125H6V124H5ZM33 125H34V124H33ZM48 125H49V124H48ZM48 125H47V126H48ZM75 125H76V124H75ZM90 125H91V123H90ZM109 125H110V124H109ZM122 125H123V124H122ZM140 125H141V124H140ZM156 125H157V124H156ZM158 125H159V123H158ZM158 125H157V126H158ZM167 125H168V124H167ZM167 125H166V126H167ZM170 125H171V123H170ZM188 125H189V124H188ZM192 125H195V124H192ZM222 125H223V123H222ZM222 125H221V126H222ZM229 125H231V124H229ZM257 125H258V124H257ZM15 126H16V124L14 125V127H15ZM39 126H42V125L40 124ZM43 126H44V125H43ZM51 126H52V125H51ZM68 126H69V125H68ZM73 126H74V125H73ZM78 126H79V125H78ZM92 126H93V125H92ZM105 126H106V125H105ZM107 126H108V125H107ZM114 126H115V125H114ZM120 126H121V125H120ZM120 126H118V127H120ZM133 126H134V125H133ZM137 126H138V125H137ZM159 126H161V125H159ZM176 126H177V125H176ZM182 126H183V125H182ZM184 126H185V125H184ZM207 126H209V125H207ZM212 126H213V125H212ZM221 126H220V127L218 126V127L221 129ZM226 126H227V125H226ZM238 126H239V124L237 125V128H239ZM246 126H247V125H246ZM28 127H29V126H28ZM28 127H27V128H28ZM31 127H32V126H31ZM31 127H30V129H31ZM34 127H35V125H34L32 128H34ZM56 127H57V126H56ZM60 127H62V126H60ZM60 127H59V128H60ZM64 127H65V126H64ZM75 127H76V126H75ZM75 127H74V128H75ZM82 127H83V125H82ZM85 127H86V126H85ZM89 127H90V126H89ZM112 127H113V126H112ZM118 127H117V128H118ZM129 127H130V126H129ZM153 127H155V125H154ZM170 127H172V126H170ZM180 127H181V126H180ZM189 127H190V125H189ZM189 127H188V128H189ZM193 127H195V130H197V129H196V126H193ZM214 127H216V125H215ZM214 127H213L212 129H214ZM227 127H229V126H227ZM235 127H236V126H235ZM35 128H36V127H35ZM44 128H45V126H44ZM48 128H49V127H48ZM57 128H58V127H57ZM62 128H63V127H62ZM69 128H71V126H70ZM83 128H84V127H83ZM108 128H109V127H108ZM124 128H125V126H124ZM124 128H121V129H124ZM140 128H141V126H140ZM167 128H168V127H167ZM185 128H186V126H185ZM188 128H187V129H188ZM191 128H192V127H190L189 131L191 130ZM204 128H205V127H204ZM222 128H223V127H222ZM224 128H225V127H224ZM224 128H223V129H224ZM229 128H231V127H229ZM243 128H244V126H243ZM243 128H241V129H243ZM247 128H248V126H247ZM17 129H18V128H17ZM19 129H20V127H19ZM19 129H18V130H19ZM49 129H50V128H49ZM52 129H53V128H52ZM71 129H72V128H71ZM78 129H79V128H78ZM81 129H82V128H81ZM93 129H94V128H93ZM93 129H92V130H93ZM119 129H120V128H119ZM137 129H138V128H137ZM143 129H145V128H143ZM143 129H142V130H143ZM148 129H149V127H148ZM150 129H152V127H151ZM159 129H162V128H159ZM172 129H174V127H173ZM198 129H199V128H198ZM206 129H207V128H206ZM212 129H211V128H210V129L208 128L209 131L212 130ZM220 129H219V131H221ZM231 129H232V128H231ZM235 129H236V128H235ZM255 129H256V128H255ZM258 129H259V128H258ZM4 130H5V129H4ZM12 130H13V129H12ZM12 130H11V131H12ZM14 130H16V128H15ZM23 130H24V129H23ZM33 130H34V129H33ZM33 130H32V131H33ZM53 130H54V129H53ZM53 130H52V131H53ZM63 130H64V129H63ZM65 130H66V129H65ZM65 130H64V131H65ZM75 130H76V129H75ZM82 130H84V129H82ZM85 130H86V129H85ZM111 130H113V129H111ZM115 130H118V129H115ZM125 130H126V129H124V131H125ZM128 130H129V129L127 128V132H128ZM138 130L140 131L141 129H138ZM169 130H170V129H169ZM208 130H207V131H208ZM214 130L216 131V129H214ZM236 130H237V129H236ZM246 130H247V129H246ZM1 131H3V130H1ZM5 131H6V130H5ZM11 131H10V132H11ZM29 131H30V130H29ZM29 131H28V133H29ZM41 131H43V130H41ZM89 131H90V129H89ZM149 131H152V130H149ZM158 131H159V130H158ZM165 131H167V130L165 129ZM165 131H164V132H165ZM182 131H183V130H182ZM199 131H200V130H199ZM199 131H198V132H199ZM207 131H205V132H207ZM223 131H224V130H223ZM239 131H240V130H239ZM247 131H248V130H247ZM261 131H262V130H261ZM10 132H9V133H10ZM22 132H23V131H22ZM34 132H35V130H34ZM37 132H38V131H37ZM47 132H48V131H47ZM47 132H46V134H47ZM68 132H69V131H68ZM79 132H80V130H79ZM83 132H84V131H83ZM98 132H99V131H98ZM103 132H104V131H103ZM108 132H109V131H108ZM110 132H112V131H110ZM115 132H116V131H115ZM122 132H123V131H122ZM129 132H132V131H129ZM134 132H135V131H134ZM156 132H157V131L155 130V132L153 133V135H154ZM177 132H178V131H177ZM190 132H191V131H190ZM192 132H193V131H192ZM196 132H197V131H196ZM200 132H202V131H200ZM211 132H212V131H211ZM211 132H210V134H211ZM216 132H217V131H216ZM233 132H234V131H233ZM233 132H232V133H233ZM235 132H236V131H235ZM235 132H234V134H233V135H234L233 138L235 137ZM243 132H245V131H243ZM248 132H249V131H248ZM251 132H252V131H251ZM38 133H39V132H38ZM64 133H65V132H64ZM116 133H118V131H117ZM120 133H121V132H120ZM136 133H137V132H136ZM136 133H135V134H136ZM140 133H141V132H140ZM160 133H161V132H160ZM220 133H221V132H220ZM4 134H5V133H4ZM13 134H14V133H13ZM18 134H19V133H18ZM29 134H30V133H29ZM34 134H35V133H34ZM44 134H45V133H43V135H44ZM46 134H45V135H46ZM48 134H49V133H48ZM73 134L75 135V134H77V133L74 132ZM89 134H90V133H89ZM97 134H98V133H97ZM109 134H110V133H109ZM124 134H125V133H124ZM129 134H130V133H129ZM132 134H133V133H132ZM132 134H131V135H132ZM138 134H139V133H137V135H138ZM143 134H144V133H143ZM146 134H148V133H146ZM146 134H145V135H146ZM157 134H158V133H157ZM161 134H162V133H161ZM161 134H160V135H161ZM163 134H164V133H163ZM170 134H171V133H170ZM170 134H169V135H170ZM186 134H187V133H186ZM192 134H194V133H191V135H192ZM196 134H197V133H196ZM207 134H208V133H207ZM210 134H209V135H210ZM237 134H238V133H237ZM242 134H243V133H242ZM245 134L247 135V133H245ZM248 134H249V133H248ZM258 134H259V133H258ZM261 134H262V132H261ZM25 135H26V134H25ZM35 135H36V134H35ZM58 135H59V134H58ZM58 135H57V136H58ZM81 135H82V134H81ZM85 135H86V134H85ZM99 135H100V134H98V136H99ZM114 135H115V134H114ZM116 135H118V134H116ZM121 135H122V134H121ZM137 135H136V136H137ZM139 135H140V134H139ZM165 135H166V134H165ZM172 135H173V133L171 134V136H172ZM189 135H190V133H189ZM189 135L187 134L186 136H189ZM203 135H204V139H205V134H203ZM215 135H216V134H215ZM215 135H214V137H215ZM217 135H218V134H217ZM217 135H216V136H217ZM231 135H232V134H231ZM238 135L240 136L241 134H238ZM252 135H253V134H252ZM4 136H5V135H4ZM4 136H3V137H4ZM7 136H8V135H7ZM12 136H14V135H12ZM21 136H22V135H21ZM21 136H20V137H21ZM30 136H31V135H30ZM57 136H56V137H57ZM88 136H89V135H88ZM109 136H110V135H109ZM142 136H143V135H142ZM142 136L140 135L139 137L142 138ZM149 136H150V135H149ZM162 136L164 137V135H162ZM166 136H167V135H166ZM171 136H170V137H171ZM207 136H208V135H207ZM219 136H221V135H219ZM227 136H228V135H227ZM241 136H242V135H241ZM248 136H249V135H248ZM26 137H27V136H26ZM60 137H61V136H60ZM71 137H72V136H71ZM84 137H85V136H84ZM104 137H105V136H104ZM115 137H116V136H115ZM119 137H120V136H119ZM126 137H127V136H126ZM128 137H129V136H128ZM143 137H146V136H143ZM151 137H153V136H151ZM154 137H155V136H154ZM154 137H153V138H154ZM158 137H160V136H158ZM172 137H173V136H172ZM175 137H177V136H175ZM189 137H190V136H189ZM191 137H192V136H191ZM191 137H190V138H191ZM225 137H226V136H225ZM228 137H229V136H228ZM228 137H227V138H228ZM236 137H237V136H236ZM253 137H254V136H253ZM263 137H264V136H263ZM16 138H17V137H16ZM61 138H62V137H61ZM61 138H60V140H61ZM80 138H81V137H80ZM86 138H87V137H86ZM92 138H93V137H92ZM95 138H96V137H95ZM99 138H100V137H99ZM99 138H98V139H99ZM146 138H147V137H146ZM156 138H157V137H156ZM160 138H161V137H160ZM178 138H179V137H178ZM192 138L194 139V137H192ZM200 138H201V137H200ZM200 138H199V139H200ZM210 138H211V136H210ZM216 138H217V137H216ZM237 138H239V137H237ZM247 138H248V137H247ZM259 138H260V137H259ZM2 139H3V138H2ZM7 139L9 140V138H7ZM13 139H15V138H13ZM13 139H12V140H13ZM22 139H23V138H22ZM54 139H55V138H54ZM96 139H97V138H96ZM102 139H103V138H102ZM102 139H101V140H102ZM122 139H123V137L121 138V140H122ZM124 139H125V137H124ZM127 139H128V138H127ZM130 139H131V138H130ZM133 139H134V138H132V140H133ZM142 139H143V138H142ZM158 139H159V138H158ZM161 139H162V138H161ZM164 139H166V138H164ZM167 139H168V138H167ZM173 139H174V138H173ZM173 139H172V140H173ZM186 139H187V138H186ZM193 139H192V140H193ZM202 139H203V138H202ZM218 139H219V138H218ZM221 139H222V138H221ZM223 139H224V138H223ZM243 139H244V142H245V138H243ZM243 139H242V140H243ZM19 140H20V139H19ZM27 140H28V139H27ZM55 140H57V138H56ZM69 140H70V139H69ZM71 140H72V139H71ZM77 140H78V139H77ZM84 140H85V139H84ZM107 140H108V139H107ZM132 140H131V141H132ZM135 140H136V139H135ZM135 140H134V142H135ZM137 140H139V139L137 138ZM143 140H144V139H143ZM150 140H151V139H150ZM153 140H154V139H152V141H153ZM195 140H196V143H198V142H197L198 140L196 139V137H195ZM205 140H206V139H205ZM211 140H212V139H211ZM227 140H228V139H227ZM229 140H230V139H229ZM237 140H238V139H237ZM250 140H251V139H249V141H250ZM258 140H259V139H258ZM3 141H4V140H3ZM62 141H65V140L63 139ZM75 141H76V140H75ZM87 141H88V140H87ZM124 141H125V140H124ZM139 141H140V140H139ZM152 141H151V144H152ZM181 141H183V140H181ZM224 141H226V139H225ZM232 141H233V140H232ZM239 141H240V140H239ZM239 141H238V142H239ZM261 141H262V140H261ZM261 141H260V142H261ZM25 142H26V141H25ZM25 142H24V143H25ZM30 142H31V140H30ZM33 142H34V141H33ZM42 142H43V141H42ZM45 142H46V141H45ZM45 142H44V143H45ZM56 142H57V141H56ZM78 142H79V140H78ZM78 142H76V143H78ZM89 142H90V140H89ZM89 142H88V143H89ZM136 142H137V143L134 144L135 146H136V145H140V144H138V141H136ZM156 142H157V140L155 141V143H156ZM188 142H190V141L187 140L186 143L189 144V145H191V146H194V145H195V143H194V145H192L193 143L190 144V143H188ZM191 142H193V141H191ZM199 142H200V141H199ZM201 142H203V140H202ZM204 142H205V141H204ZM204 142H203V143H204ZM212 142H214V144H216V143H215V140H213ZM226 142H227V141H226ZM238 142H236V143H238ZM242 142H243V141H242ZM4 143H5V142H4ZM37 143H38V141H37ZM37 143H35V145H36ZM85 143H86V142H85ZM92 143H93V141H92ZM94 143H95V141H94ZM99 143H100V142H99ZM101 143H102V142H101ZM126 143H127V142H126ZM129 143H132V142L129 141ZM140 143H141V142H140ZM143 143H144V142H143ZM149 143H150V142H149ZM149 143L146 142L147 145H148ZM157 143H159V141H158ZM157 143H156V144H157ZM170 143H171V142L169 141V144H170ZM178 143H179V142H178ZM178 143H177V144H178ZM182 143H184V142H182ZM210 143H211V142H210ZM217 143H218V142H217ZM261 143H262V142H261ZM1 144H2V143H1ZM25 144H26V143H25ZM30 144H31V143H29V145H30ZM40 144H41V143H40ZM50 144H51V143H50ZM52 144H53V143H52ZM54 144H55V143H54ZM64 144H65V143H64ZM81 144H83V143H81ZM112 144H113V143H112ZM112 144H111V145H112ZM117 144H118V143H117ZM141 144H142V143H141ZM159 144H160V143H159ZM184 144H185V143H184ZM184 144H183V145H184ZM200 144H201V143H200ZM200 144H198V145H196V146L199 147ZM204 144H205V143H204ZM204 144H202V145H204ZM207 144H208V143H207ZM214 144H213V146H212L213 148H214V146L217 145V144H216V145H214ZM232 144H233V143H232ZM232 144H230V145H232ZM242 144H244V143H242ZM242 144H239V145H242ZM247 144H248V146H249L250 143H247ZM253 144H254V143H253ZM258 144H259V143H258ZM13 145H14V144H13ZM32 145H33V144H32ZM41 145H42V144H41ZM75 145H76V144H75ZM75 145H73V146L75 147ZM87 145H88V144H87ZM98 145H99V144H98ZM126 145H127V144H126ZM129 145H130V144H129ZM129 145H128V146H129ZM142 145H144V146L146 147L145 143L142 144ZM163 145H164V143H163ZM163 145H162V146H163ZM170 145H172V144H170ZM170 145H168V147H169ZM174 145H175V144H174ZM189 145H188V146H189ZM211 145H212V144H211ZM223 145H224V144H223ZM225 145L227 146L226 143H225ZM235 145H236V144H235ZM239 145H238V146H239ZM250 145H251V144H250ZM256 145H257V142H256ZM0 146H1V145H0ZM3 146H4V145H3ZM14 146H15V145H14ZM14 146H13V147H14ZM19 146H20V145H19ZM27 146H28V145H27ZM37 146H38V145H37ZM47 146H48V144H47ZM51 146H52V145H51ZM51 146H50V147H51ZM58 146H59V145H58ZM63 146H64V145H63ZM71 146H72V145H71ZM105 146H106V145H105ZM123 146H124V145H123ZM140 146H141V145H140ZM149 146H150V145H149ZM149 146H148V147H149ZM154 146H155V144H154ZM158 146H159V145H158ZM158 146H157V147H158ZM176 146L178 147L179 145H176ZM191 146H190V148H191ZM204 146H205V145H204ZM206 146H208V145H206ZM228 146H229V145H228ZM261 146H263V145H261ZM1 147H2V146H1ZM4 147H5V146H4ZM23 147H25V146L23 145ZM38 147H39V146H38ZM40 147H41V146H40ZM56 147H57V146H56ZM82 147H84V146H82ZM86 147H87V146H86ZM90 147H91V146H90ZM97 147H98V146H97ZM102 147H103V146H102ZM102 147H101V148H102ZM111 147H112V146H111ZM137 147H138V146H137ZM157 147H156V150H157ZM165 147H167V145H165ZM171 147H172V146H171ZM179 147H181V146H179ZM186 147H187V146H186ZM202 147H203V146H202ZM208 147H211V146H208ZM216 147H217V146H216ZM216 147H215V148H216ZM224 147H225V146H224ZM229 147H230V146H229ZM232 147H233V146H232ZM236 147H237V145H236ZM241 147H242V146H241ZM243 147H244V146H243ZM254 147H255V146H254ZM36 148H37V147H36ZM64 148H65V147H64ZM66 148H67V147H66ZM75 148H76V147H75ZM77 148H78V147H77ZM77 148H76V149H77ZM131 148H132V146H131ZM138 148H139V147H138ZM138 148H137V149H138ZM141 148L143 149V146H142ZM149 148H150V150H151V147H149ZM149 148H148V149H149ZM152 148H154V147H152ZM162 148H163V147H162ZM162 148H160L159 151H160ZM182 148H183V147H182ZM188 148H189V147H188ZM190 148H189V149H190ZM213 148H212V149H213ZM215 148H214V150L216 151L217 148H216V149H215ZM218 148H219V147H218ZM249 148H250V147H249ZM2 149H4V148H2ZM13 149H14V148H13ZM30 149H31V148H30ZM83 149H85V148H83ZM109 149H110V148H109ZM111 149H112V148H111ZM119 149H120V148H119ZM133 149H134V148H133ZM137 149H136V150H137ZM139 149H140V148H139ZM164 149H165V148H164ZM164 149H163V150H164ZM169 149H171V148L169 147ZM169 149H168V150H169ZM172 149H173V147H172ZM177 149H178V148H177ZM183 149H184V148H183ZM185 149H186V148H185ZM194 149H196V148H194ZM203 149H204V148H203ZM203 149H202V151H203ZM205 149H206V148H205ZM210 149H211V148H210ZM228 149H230V148H228ZM241 149H242V148H241ZM245 149H246V148H245ZM250 149H251V148H250ZM260 149H261V148H260ZM16 150H17V149H16ZM16 150H14V151H16ZM32 150H33V149H32ZM44 150H45V149H44ZM44 150H43V151H44ZM73 150H75V149H73ZM73 150H72V151H73ZM143 150H144V149H143ZM143 150L141 151V149H140L139 153H140V152H143ZM145 150H146V149H145ZM156 150L154 149L153 151L155 152ZM173 150H174V149H173ZM181 150H182V149H181ZM200 150H201V149H200ZM208 150H209V148H208ZM232 150H234V149H232ZM232 150H229V151H232ZM23 151H24V150H23ZM34 151H35V150H34ZM34 151H33V152H34ZM40 151H41V149H40ZM59 151H60V150H59ZM64 151H65V150H64ZM67 151H69V150H67ZM72 151H70V152H72ZM75 151H76V150H75ZM82 151H83V150H82ZM91 151H92V150H91ZM97 151H98V148H97ZM120 151H122V150L120 149ZM134 151H135V149H134ZM166 151H167V150L165 149V152H166ZM169 151H170V150H169ZM189 151H194V150L190 149ZM196 151H197V150H196ZM196 151H195V153H198V152H196ZM218 151H220V150H218ZM226 151H227V149H226ZM242 151H243V150H242ZM242 151H240V152H242ZM254 151H255V150H254ZM261 151H262V150H261ZM3 152H4V151H3ZM21 152H22V151H21ZM57 152H58V151H57ZM102 152H103V151H102ZM102 152H101V154H102ZM108 152H109V151H108ZM145 152H146V151H145ZM157 152H158V151H157ZM162 152H163V151H162ZM170 152H171V151H170ZM174 152H175V151H174ZM200 152H201V151H200ZM211 152H212V151H211ZM222 152H223V150H222ZM234 152H235V151H234ZM234 152H232V153H234ZM248 152H249V151H248ZM256 152H257V151H256ZM8 153H9V152H8ZM17 153H18V152H17ZM23 153H24V152H22V154H23ZM26 153H27V152H26ZM36 153H37V152H36ZM40 153H41V152H40ZM47 153H48V152H47ZM72 153H73V154H72V156H73V155H74V152H72ZM78 153H79V152H76V154H78ZM97 153H98V152H97ZM111 153H112V152H111ZM113 153H115V154L118 155V151H117V152L115 151V152H113ZM160 153H161V151H160ZM160 153H159V154H160ZM167 153H169V152H167ZM167 153H165V154H167ZM189 153H190V152H189ZM191 153H192V152H191ZM205 153H206V152H205ZM207 153L209 154L210 152H207ZM215 153H216V152H215ZM224 153H225V152H224ZM229 153H231V152H229ZM229 153H227V154H228V157H227V158H229ZM232 153H231V155L233 156L234 154H232ZM235 153H236V152H235ZM242 153H243V152H242ZM251 153H253V152H251ZM9 154H10V153H9ZM11 154H12V153H11ZM11 154H10V155H11ZM63 154H64V153H63ZM67 154H69V152H68ZM70 154H71V153H70ZM70 154L68 155L69 157H70ZM80 154H81V153H80ZM83 154H84V153H83ZM153 154H154V153H153ZM153 154H152V155H153ZM156 154H157V153H156ZM159 154H158V155H159ZM165 154H164V156H165ZM170 154H171V153H169V157H170ZM176 154H177V153H176ZM180 154H182V153H180ZM198 154H200V153H198ZM202 154H203V152H202ZM227 154H226L225 156H227ZM249 154H250V153H249ZM249 154H248V156L251 157L252 155H249ZM7 155H8V154H7ZM10 155H9V156H10ZM12 155H13V154H12ZM14 155H15V153H14ZM17 155H18V154H17ZM30 155H31V153H30ZM49 155H50V154H49ZM78 155H79V154H78ZM121 155H122V154H121ZM142 155H143V154H142ZM149 155H150V154H149ZM158 155H157V156H158ZM161 155H162V154H161ZM161 155H159V157H160ZM183 155H184V154H183ZM194 155H197V154H194ZM213 155H214V151H213ZM223 155H224V154H223ZM240 155H241V154H240ZM242 155H243V154H242ZM246 155H247V154H246ZM246 155H245V156H246ZM256 155H257V154H256ZM256 155H255V156H256ZM9 156H8V157H9ZM19 156H20V155H19ZM19 156H16V157L14 156V158H17V157L19 158ZM34 156H35V155H34ZM42 156H43V155H42ZM65 156H66V155H65ZM65 156H64V157H65ZM72 156H71V157H72ZM84 156H85V154H84ZM114 156H115V155H114ZM118 156H120V155H118ZM129 156H130V154H129ZM138 156H139V155H138ZM143 156H144V155H143ZM145 156H146V155H145ZM164 156H162V157L164 158ZM167 156H168V155H166V157H167ZM174 156H175V155H174ZM177 156H178V154H177ZM179 156H180V155H179ZM184 156H185V155H184ZM189 156H190V154H189ZM191 156H192V155H191ZM198 156H199V155H198ZM201 156H202V155H201ZM207 156H208V155H207ZM219 156H220V155H219ZM219 156H218V157H219ZM255 156H254V157H255ZM263 156H264V155H263ZM23 157H25V156H23ZM27 157H28V155H27ZM39 157H41V155H40ZM39 157L36 156L37 160H38ZM71 157H70V158H71ZM75 157H76V156L74 155V156L71 158V160L74 161V159H76ZM94 157H95V156H94ZM123 157H124V155H123ZM209 157H211V155H210ZM218 157H217V158H218ZM230 157H231V156H230ZM242 157H243V156H242ZM242 157H241V158H242ZM3 158H4V157H3ZM31 158H32V157H31ZM42 158H43V157H42ZM45 158H46V156H45ZM51 158L53 159L52 154H51ZM124 158H125V157H124ZM126 158H127V157H126ZM135 158H136V157H135ZM141 158H142V157H141ZM150 158H151V156H150ZM163 158H162V159H163ZM173 158H174V157H173ZM175 158H176V157H175ZM175 158H174V159H175ZM200 158H201V157H200ZM207 158H208V157H207ZM213 158H214V157H213ZM213 158L211 157L210 159H213ZM232 158H233V157H232ZM232 158H230L231 161L234 160V158H233V159H232ZM239 158H240V157H239ZM241 158H240V159H241ZM255 158H256V157H255ZM261 158H262V157H261ZM8 159H9V158H8ZM20 159H21V158H20ZM33 159H34V158H33ZM40 159H41V158H40ZM58 159H59V158H58ZM96 159H97V158H96ZM117 159H118V158H117ZM143 159H146V157L143 158ZM143 159H142V161H143ZM155 159H156V158H155ZM155 159H154V161H155ZM162 159H159V162H160ZM168 159H169V158H168ZM178 159H179V158H178ZM183 159H184V158H183ZM183 159H182V160H183ZM221 159H222V158H221ZM223 159H224V158H223ZM235 159H236V158H235ZM249 159H250V158H249ZM259 159H260V158H259ZM14 160H15V159H14ZM25 160H26V159H25ZM35 160H36V159H35ZM35 160H34V161H35ZM49 160H50V159H49ZM49 160H48V161H49ZM67 160H69V159L67 158ZM67 160H66V161H67ZM71 160H70V161H71ZM108 160H109V159H108ZM111 160H116V158H115V159H112V158H111ZM122 160H123V159H122ZM132 160H133V159H132ZM134 160H136V159H134ZM176 160H177V159H176ZM193 160H194V159H193ZM201 160H202V159H201ZM213 160H214V161L216 160V163H217V159H213ZM225 160H226V159H225ZM236 160H237V159H236ZM263 160H264V159H263ZM12 161H13V160H12ZM15 161H16V160H15ZM18 161H19V160H18ZM32 161H33V160H32ZM39 161H40V160H39ZM82 161H83V160H82ZM84 161H85V160H84ZM106 161H107V160H106ZM106 161H105V162H106ZM123 161H124V160H123ZM130 161H131V160H130ZM147 161H148V160H147ZM162 161H163V160H162ZM162 161H161V162H162ZM165 161H168V160H165ZM202 161H203V160H202ZM218 161H220V160H218ZM226 161L228 162V160H226ZM226 161H225V163H226ZM237 161H239V160H237ZM237 161H236V163H237ZM243 161H244V160H243ZM249 161H251V160H249ZM249 161H248V162H249ZM252 161H253V160H252ZM24 162H25V161H24ZM41 162H43V161L41 160ZM55 162H56V161H55ZM58 162H59V161H58ZM61 162H62V161H61ZM76 162H79V161H76ZM111 162H112V161H111ZM115 162H116V161H115ZM121 162H122V161H121ZM124 162H125V161H124ZM127 162H128V160H127ZM159 162H157V163H159ZM168 162H169V161H168ZM178 162H179V161H178ZM212 162H213V161H212ZM234 162H235V160H234ZM258 162H259V161H258ZM12 163H13V162H12ZM18 163H19V162H18ZM20 163H21V162H20ZM25 163H26V162H25ZM27 163H28V161H27ZM35 163H37V162L35 161ZM39 163H40V162H39ZM43 163H44V162H43ZM70 163H71V166H75V165H72L73 162H70ZM80 163H81V162H80ZM102 163H103V162H102ZM128 163H129V162H128ZM128 163H127V164H128ZM139 163H140V162H139ZM142 163H144V162H142ZM171 163H173V162H170L169 164H171ZM181 163H182V161H181ZM183 163H184V162H183ZM183 163H182L181 165H184ZM185 163H186V161H185ZM189 163H190V162H189ZM214 163H215V162H214ZM214 163H213V165H214ZM216 163H215V164H216ZM218 163H219V162H218ZM221 163H222V161H221ZM223 163H224V162H223ZM223 163H222V164H223ZM238 163H240V161H239ZM243 163H244V162H243ZM249 163H250V162H249ZM251 163H252V162H251ZM256 163H257V162H256ZM9 164H10V163H9ZM22 164H23V163H22ZM22 164H21V165H22ZM41 164H42V163H41ZM53 164H54V163H53ZM66 164H67V163H66ZM75 164H77V163H75ZM78 164H79V163H78ZM82 164H83V163H82ZM98 164H99V163H98ZM114 164H115V163H114ZM114 164H113V166H114ZM140 164H141V163H140ZM153 164H154V163H153ZM159 164H161V163H159ZM159 164H158V166H159ZM164 164H165V163H164ZM166 164H167V163H166ZM176 164H177V163H176ZM176 164L174 163V165H176ZM186 164H187V163H186ZM186 164H185V165H186ZM201 164H203V163L201 162ZM222 164H221V165H222ZM231 164H232V163H231ZM231 164H228V165L231 166ZM233 164H234V163H233ZM233 164H232V165H233ZM245 164H246V162H245ZM245 164H244V165H245ZM263 164H264V161H263ZM26 165H27V164H26ZM55 165H56V164H55ZM67 165H68V164H67ZM79 165H80V164H79ZM96 165H97V164H96ZM109 165H110V164H109ZM124 165H125V164H124ZM131 165H132V164H131ZM133 165H135V164H133ZM136 165H137V164H136ZM136 165H135V166H136ZM144 165H146V163H145ZM171 165H173V164H171ZM190 165H191V164H190ZM196 165H197V162H196ZM216 165H217V164H216ZM228 165H227L226 167H229ZM2 166H3V165H2ZM8 166H9V165H8ZM32 166H33V165H32ZM39 166H40V165H39ZM59 166H60V165H59ZM82 166H84V165H82ZM90 166H91V164H90ZM92 166H93V165H92ZM92 166H91V167H92ZM102 166H103V165H102ZM113 166H112V167H113ZM129 166H130V165H129ZM156 166H157V165H156ZM164 166H165V165H164ZM167 166H168V165H167ZM176 166H178V164H177ZM179 166H180V164H179ZM179 166H178V167H179ZM194 166H195V163H194ZM194 166H193V167H194ZM219 166H220V164H219ZM222 166H224V164H223ZM233 166H234V165H233ZM248 166H249V165H248ZM10 167H12V165H11ZM17 167H18V166H17ZM22 167H23V166H22ZM22 167H21V168H22ZM42 167H43V166H42ZM45 167H46V166H45ZM56 167H57V166H56ZM77 167H78V166H77ZM84 167H85V166H84ZM97 167H98V166H97ZM97 167H96V168H97ZM118 167H119V166H118ZM132 167H133V166H132ZM151 167H152V166H151ZM178 167H177V168H178ZM181 167H182V166H181ZM181 167H180V168H181ZM184 167H185V166H184ZM207 167H208V166H207ZM231 167H232V166H231ZM236 167H238V165H237ZM249 167H250V166H249ZM251 167H253V166H251ZM263 167H264V166H263ZM0 168H1V167H0ZM8 168H9V167H8ZM31 168H33V167H31ZM43 168H44V167H43ZM54 168H55V167H54ZM67 168H68V167H67ZM73 168H74V167H73ZM78 168H79V167H78ZM81 168H83V167H81ZM93 168H94V167H93ZM93 168H92V169H93ZM105 168H106V167H105ZM115 168H116V166H115ZM115 168H114V169H115ZM119 168H121V167H119ZM130 168H131V167H130ZM142 168H143V167H142ZM144 168H145V167H144ZM144 168H143V169H144ZM148 168H149V167H148ZM165 168H166V167H165ZM180 168H179V169H180ZM185 168H187V167H185ZM242 168H243V166H242ZM253 168H255V167H253ZM260 168H261V166H260ZM6 169H7V168H6ZM34 169H35V168H34ZM52 169H53V168H51V170H52ZM70 169H71V168H70ZM75 169L77 170V168H75ZM85 169H86V168H85ZM85 169H84V171H85ZM89 169L91 170V168H89ZM89 169H87V170H89ZM136 169H137V168H136ZM136 169H135V170H136ZM139 169H140V167H139ZM161 169H162V167H161ZM170 169H171V168H170ZM181 169H182V168H181ZM181 169H180V170H181ZM193 169H194V168H193ZM195 169H196V168H195ZM207 169H208V168H207ZM224 169H225V168H224ZM12 170H13V169H12ZM12 170H10V171H12ZM32 170H33V169H32ZM43 170H44V169H43ZM48 170H49V169H48ZM65 170H67V169H65ZM72 170H73V169H72ZM80 170H81V169H80ZM82 170H83V169H82ZM87 170H86V173L88 174L89 171H87ZM94 170H95V168H94ZM98 170H99V169H98ZM108 170H109V169H108ZM119 170H120V169H119ZM149 170H151V169H149ZM153 170H154V168H153ZM155 170H156V169H155ZM158 170H159V169H158ZM173 170H174V169H173ZM189 170H190V169H189ZM191 170H192V169H191ZM196 170H198V169H196ZM196 170H195V171L192 170L193 172H195V173H193V174H196V172H197ZM201 170H202V169H201ZM201 170H200V171H201ZM222 170H223V169H222ZM227 170H228V168H227ZM229 170H230V169H229ZM229 170H228V171H229ZM235 170H236V169H235ZM244 170H245V169H244ZM254 170L256 171V168H255ZM254 170H253V171H254ZM262 170H263V169H262ZM0 171H1V169H0ZM5 171H6V170H5ZM5 171H4V172H5ZM23 171H24V170H23ZM40 171H41V169H40ZM55 171H56V170H55ZM68 171H69V169H68ZM84 171H83V172H84ZM92 171H93V170H92ZM92 171L89 172V175H90V173L92 174ZM102 171H103V170H102ZM117 171H118V170H117ZM145 171H147V170H145ZM164 171H165V170H164ZM169 171H170V170H169ZM171 171H172V170H171ZM171 171H170V172H171ZM181 171H183V169H182ZM228 171H227L228 175H231L232 173H234V172H232V173L230 172L231 174H229ZM238 171H239V168H238ZM247 171H249V169H248ZM258 171H259V170H258ZM4 172H3V173H4ZM17 172H18V171H17ZM20 172H21V171H20ZM24 172H25V171H24ZM33 172H34V171H33ZM41 172H42V171H41ZM50 172H51V171H50ZM50 172H48V174H50ZM69 172H70V171H69ZM71 172H72V171H71ZM109 172H110V171H109ZM118 172H119V171H118ZM122 172H123V171H122ZM125 172H126V171H125ZM139 172H141V171H139ZM142 172H143V171H142ZM160 172H162V170H161ZM263 172H264V171H263ZM9 173H10V172H9ZM11 173H12V172H11ZM30 173H31V170H30ZM34 173H35V172H34ZM38 173H39V172H38ZM42 173H44V172H42ZM55 173H56V172H55ZM96 173H97V172H96ZM100 173H101V172H100ZM102 173H104V172H102ZM116 173H117V172H116ZM147 173H148V172H145V174H147ZM153 173H154V172H153ZM171 173H173V172H171ZM177 173H178V172H177ZM177 173H176V174H177ZM182 173H183V172H182ZM186 173H187V172H186ZM198 173H200L199 170H198ZM212 173H213V172H212ZM227 173H225V171H224V174H227ZM238 173H239V172H238ZM238 173H237V174H238ZM240 173H241V172H240ZM243 173H245V172H243ZM243 173H242V174H243ZM255 173H256V172H255ZM255 173H254V175H255ZM257 173L259 174V172H257ZM260 173H261V172H260ZM12 174H13V173H12ZM31 174H33V173H31ZM61 174H62V173H60V176H61ZM65 174H67V173H65ZM94 174H95V171H94ZM94 174H93V175H94ZM122 174H123V173H122ZM130 174H131V173H130ZM132 174H133V173H132ZM132 174H131V175H132ZM143 174H144V173H143ZM148 174H150V172H149ZM162 174H164V173L162 172ZM167 174H168V173H167ZM176 174H175V175H176ZM189 174H191V172H190ZM203 174H204V173H203V171H202L201 176H202ZM206 174L208 175V173H206ZM209 174H210V173H209ZM218 174H220V173H218ZM218 174H217V175H218ZM234 174H236V173H234ZM0 175H1V174H0ZM4 175H5V174H4ZM6 175H8V174H6ZM13 175H14V174H13ZM29 175H30V174H29ZM62 175H63V174H62ZM67 175H68V174H67ZM73 175H74V174H73ZM73 175L71 174V177H72ZM75 175L77 176L76 171H75ZM98 175H99V174H98ZM98 175H97V176H98ZM109 175H110V173H109ZM109 175H108V176H109ZM118 175H119V174H118ZM139 175H140V174H139ZM139 175H138V176H139ZM153 175H154V174H153ZM165 175H166V174H165ZM182 175H183V174H182ZM182 175H181V176H182ZM185 175H187V174H185ZM197 175H198V174H197ZM197 175H196V177L200 178V176H197ZM251 175H252V174H251ZM1 176H2V175H1ZM15 176H16V175H15ZM36 176H37V175H36ZM39 176H40V175H39ZM47 176H48V175H47ZM65 176H66V175H65ZM86 176H87V175H86ZM97 176H96V177H97ZM100 176L102 177V175H100ZM115 176H116V175H115ZM124 176H125V175H124ZM127 176H128V175H127ZM138 176H137V177H138ZM162 176H163V175H161V177H162ZM183 176H184V175H183ZM193 176H195V175H193ZM193 176H192V179H193ZM204 176H205V175L202 176L203 179H204ZM221 176H223V175L221 174ZM257 176H258V175H257ZM4 177H5V176H4ZM21 177H22V176H21ZM24 177H25V176H24ZM54 177H55V176H54ZM62 177H63V176H62ZM90 177H91V176H90ZM93 177H94V179H95V176H93ZM111 177H112V176H111ZM122 177H123V176H122ZM196 177H194V178H196ZM218 177L220 178V175H219ZM226 177H227V175H226ZM259 177H260V176H259ZM5 178H8V176L5 177ZM14 178H15V177H14ZM25 178H26V177H25ZM29 178H30V177H29ZM47 178H48V177H47ZM55 178H56V177H55ZM69 178H70V177H69ZM86 178H88V177H86ZM91 178H92V177H91ZM97 178H99V177H97ZM109 178H110V176H109ZM147 178H148V177H147ZM151 178H152V177H151ZM153 178H154V177H153ZM175 178H177V177L175 176L174 179H175ZM187 178H188V180H189V177H187ZM207 178H209V176H208ZM214 178H216V177H214ZM224 178H225V177H224ZM236 178H237V176H236ZM242 178H243V177H242ZM246 178H247V177H246ZM16 179H17V178H16ZM20 179H21V178H20ZM27 179H28V178H27ZM50 179H51V178H50ZM74 179H75V178H74ZM84 179H85V178H84ZM89 179H90V178H89ZM89 179H88V180H89ZM94 179L92 178V180H94ZM100 179H101V178H100ZM102 179H104V178H102ZM106 179H107V178H106ZM112 179H113V178H112ZM120 179H121V178H120ZM129 179H131V178H129ZM138 179H140V178H138ZM144 179H145V178H144ZM164 179H165V178H164ZM182 179H183V178H182ZM200 179H201V178H200ZM222 179H223V178H222ZM227 179H228V178H226V180H227ZM231 179H232V177H231ZM239 179H240V176H239ZM255 179H256V177H255ZM257 179H258V178H257ZM259 179H260V178H259ZM263 179H264V178H263ZM66 180H67V179H66ZM77 180H78V179H77ZM88 180H87V181H88ZM98 180H99V179H98ZM113 180H114V179H113ZM113 180H112V181H113ZM115 180H116V179H115ZM135 180H136V179H135ZM160 180H161V179H160ZM171 180H172V179H171ZM179 180H180V179H179ZM190 180H191V179H190ZM223 180H224V179H223ZM233 180H234V179H233ZM233 180H231V183H232ZM240 180H241V179H240ZM247 180H248V179H247ZM250 180H251V179H250ZM250 180H249V181H250ZM253 180H254V179H253ZM253 180H252V182L254 183ZM17 181H18V179H17ZM17 181H16V182H17ZM69 181H70V180H69ZM89 181H91V179H90ZM89 181H88V184H89ZM95 181H96V180H95ZM126 181H127V180H126ZM137 181H139V180H137ZM140 181H141V180H140ZM148 181L150 182L149 179H148ZM161 181H162V180H161ZM183 181H184V179H183ZM193 181H194V180H193ZM195 181L197 182V181H199V180L197 179V180H195ZM195 181H194V182H195ZM204 181H205V180H204ZM207 181H208V180H207ZM210 181H211V177H210L209 182H210ZM220 181H221V180H220ZM257 181H259V180H257ZM261 181H262V180H261ZM3 182H4V179H3ZM7 182H8V181H7ZM14 182H15V180H14ZM18 182H19V181H18ZM25 182H26V181H25ZM25 182H24V183H25ZM37 182H38V181H37ZM56 182H57V181H56ZM56 182H55V183H56ZM74 182H75V181H74ZM81 182H82V181H81ZM91 182H92V181H91ZM96 182H97V181H96ZM104 182H105V181H104ZM107 182H108V181H107ZM107 182L105 183V187L107 186L106 184L109 183V182H108V183H107ZM142 182H143V181H142ZM151 182H152V181H151ZM154 182H155V181H154ZM176 182H177V180H176ZM188 182H189V181H188ZM191 182H192V181H191ZM211 182L213 183V186H214V182H213V181H211ZM215 182H216V180H215ZM217 182H218V180H217ZM226 182H228V181H226ZM239 182H240V181H238V183H239ZM247 182H248V181H247ZM250 182H251V181H250ZM0 183H1V182H0ZM20 183H21V182H20ZM22 183H23V182H22ZM31 183H32V181H31ZM42 183H43V182H41V185H42ZM93 183L95 184L94 181H93ZM93 183H92V184H93ZM101 183H102V182H101ZM119 183H120V182H119ZM123 183H124V182H123ZM126 183H128V181H127ZM157 183H158V182H157ZM173 183H174V182H173ZM178 183H179V182H178ZM201 183H203V182H201ZM204 183H205V182H204ZM204 183H203V184H204ZM219 183H220V182H219ZM229 183H230V182H229ZM231 183H230V184H231ZM240 183H241V182H240ZM244 183H245V182H244ZM259 183H260V182H259ZM2 184H3V183H2ZM45 184H46V183H45ZM78 184H79V183H78ZM97 184H98V183H97ZM115 184H116V183H115ZM130 184H131V183H130ZM134 184H135V183H134ZM137 184H138V182H137ZM159 184H160V183H159ZM164 184H165V182H164ZM169 184H170V182H169ZM222 184H223V183H222ZM222 184H221V186H222ZM242 184H243V183H242ZM242 184H241V186H242ZM251 184H252V183H251ZM255 184H257V183H254V185H255ZM12 185H13V183H12ZM24 185H26V184H24ZM30 185H31V184H30ZM36 185H37V184H36ZM52 185H53V184H52ZM58 185H59V183H58ZM58 185H57V186H58ZM132 185H133V184H132ZM156 185H157V184H156ZM171 185H173V184H171ZM190 185H191V184H190ZM192 185L194 186L193 183H192ZM200 185H201V184H200ZM210 185H211V184H210ZM226 185H228V188H230V187H229V184L226 183ZM7 186H8V185H7ZM7 186H5V187H7ZM43 186H44V185H43ZM43 186H42V187H43ZM48 186H49V185H48ZM53 186H55V185H53ZM91 186H92V185H91ZM96 186H98V185H96ZM109 186H110V185H109ZM129 186H130V185H129ZM142 186H143V185H142ZM147 186H148V185H147ZM150 186H151V185H150ZM187 186H188V185H187ZM197 186H198V185H197ZM221 186H220V189L222 188ZM238 186H240V185H238ZM238 186H237V187H238ZM246 186H248V185L246 184ZM31 187H32V186H30V188H31ZM49 187H50V186H49ZM63 187H64V186H63ZM98 187H99V186H98ZM107 187H108V186H107ZM111 187H112V185H111ZM131 187H132V186H131ZM135 187H136V186H135ZM162 187H163V186H162ZM173 187H175V186H173ZM181 187H182V186H181ZM185 187H186V186H185ZM195 187H196V186H195ZM211 187H212V186H211ZM217 187H218V186H217ZM234 187H235V186H234ZM237 187H236V188H237ZM243 187H244V185L242 186V188H243ZM252 187H253V186H252ZM262 187L264 188V186H262ZM1 188H2V187H1ZM24 188H25V186H24ZM24 188H23V189H24ZM60 188L62 189L61 186H60ZM82 188H83V187H82ZM93 188H94V187H93ZM99 188H100V187H99ZM129 188H130V187H129ZM141 188H142V187H141ZM152 188H153V187H152ZM164 188H165V187H164ZM169 188H170V187H169ZM202 188L204 189L205 187H202ZM213 188H214V187H213ZM223 188H224V190H225L226 187L223 186ZM228 188H226V189H228ZM242 188H241V189H242ZM248 188H249V187H248ZM254 188H255V187H254ZM254 188H253V190H254ZM256 188H257V187H256ZM26 189H27V187H26ZM31 189H32V188H31ZM40 189H41V187H40ZM55 189H56V188H55ZM73 189H74V188H73ZM94 189H95V188H94ZM103 189H104V187H103ZM138 189H139V188H138ZM173 189H174V188H173ZM179 189H180V188H179ZM179 189H178V190H179ZM183 189H184V188H183ZM189 189H191V188H189ZM194 189H195V188H194ZM205 189H206V188H205ZM215 189H216V187H215ZM217 189H218V188H217ZM237 189H239V188H237ZM0 190H1V189H0ZM4 190H5V189H3V191H4ZM84 190H85V188H84ZM86 190H87V189H86ZM98 190H99V189H98ZM100 190H101V189H100ZM107 190H108V189H107ZM119 190H120V189H119ZM166 190H167V189H166ZM168 190H169V189H168ZM187 190H188V189H187ZM208 190H209V189H208ZM208 190H207V191H208ZM224 190H223V191H224ZM228 190H229V189H228ZM230 190H231V189H230ZM234 190H235V188H234ZM234 190H233V191H234ZM253 190H252V191H253ZM258 190H259V189H258ZM23 191H24V190H23ZM35 191H36V189H35ZM39 191H40V190H39ZM39 191H38V192H39ZM46 191H47V190H46ZM58 191H59V190H58ZM62 191H63V190H62ZM67 191H68V190H67ZM90 191H91V190H90ZM102 191H103V190H102ZM115 191H116V190H115ZM123 191H124V189H123ZM131 191H132V190H131ZM142 191H143V190H142ZM151 191H152V190H151ZM191 191H192V189H191ZM217 191L220 192L219 189H218ZM217 191L215 192V195H216L217 197H219V196H220V195H219L220 193H217ZM221 191H222V189H221ZM238 191H240V190H238ZM238 191L236 190V194H237ZM241 191H242V190H241ZM243 191L245 192L244 189H243ZM250 191H251V190H250ZM262 191H263V189H262ZM1 192H2V191H1ZM6 192H7V191H6ZM8 192H9V191H8ZM63 192H64V191H63ZM77 192H78V191H77ZM79 192H80V191H79ZM92 192H93V191H92ZM94 192H95V191H94ZM103 192H104V191H103ZM133 192L136 193L135 190H134ZM152 192H153V191H152ZM168 192H170V191H168ZM186 192H187V191H185V193H186ZM188 192H189V190H188ZM193 192H194V190H193ZM195 192H198V191L196 190ZM200 192H201V191H200ZM209 192H210V191H209ZM226 192H227V191H226ZM247 192H248V191H247ZM254 192H255V191H254ZM33 193H34V192H33ZM41 193H42V191H41ZM52 193H53V192H52ZM56 193H57V192H56ZM61 193H62V192H61ZM104 193H105V192H104ZM119 193H120V192H119ZM127 193H128V191H127ZM135 193H134V195H135ZM140 193H141V192H140ZM166 193H167V192H166ZM190 193H191V192H190ZM190 193H189V194H190ZM210 193H211V192H210ZM228 193L231 194V192H228ZM232 193H233V192H232ZM238 193H239V192H238ZM240 193H241V192H240ZM255 193H256V192H255ZM260 193H261V190H260ZM3 194H4V193H3ZM8 194H9V193H8ZM11 194H12V193H11ZM13 194H14V193H13ZM24 194H25V193H24ZM24 194H23V195H24ZM36 194H37V192H36ZM39 194H40V193H39ZM49 194H50V192H49ZM58 194H59V193H58ZM65 194H66V193H65ZM82 194H83V193H82ZM136 194H137V193H136ZM144 194H145V193H144ZM144 194H143V195H144ZM148 194H149V193H148ZM186 194H187V193H186ZM191 194H192V193H191ZM196 194H197V193H196ZM198 194H199V193H198ZM221 194H222V193H221ZM225 194H226V193H225ZM247 194H248V193H247ZM262 194H264V192H263ZM262 194H261V195H262ZM25 195H26V194H25ZM29 195H30V194H29ZM29 195H28V196H29ZM32 195H33V194H32ZM51 195H53V194H51ZM83 195H84V194H83ZM87 195H88V194H87ZM105 195H106V194H105ZM112 195H113V194H112ZM122 195H123V194H122ZM126 195H127V194H126ZM175 195H176V194H175ZM193 195H194V194H193ZM209 195H210V194H209ZM209 195H207L206 197H208ZM228 195H229V194H228ZM233 195H234V194H233ZM249 195H250V197H251V194H249ZM258 195H259V194H258ZM37 196H38V194H37ZM64 196H65V195H64ZM67 196H68V195H67ZM114 196H115V194H114ZM129 196H130V195H129ZM131 196H132V195H131ZM139 196H140V194H139ZM176 196H177V195H176ZM176 196H175V197H176ZM179 196H180V195H179ZM195 196H196V195H195ZM197 196H198V195H197ZM221 196H222V195H221ZM242 196H243V195H242ZM253 196L255 197V195H253ZM253 196H252L251 198H254ZM41 197H43L42 194H41ZM41 197L39 196V198H41ZM46 197H47V196H46ZM52 197H53V196H52ZM57 197H58V196H57ZM60 197H61V196H60ZM77 197H78V195H77ZM77 197H76V198H77ZM137 197H138V196H137ZM147 197H148V196H147ZM151 197H152V196H151ZM170 197H174V196H170ZM187 197H188V196H187ZM190 197H191V196H190ZM190 197H188V199H189ZM214 197H215V196H214ZM224 197H225V196H224ZM230 197H231V196H230ZM238 197H239V194H238ZM256 197H260V196H256ZM7 198H9V197L7 196ZM16 198H17V197H16ZM16 198H15V199H16ZM20 198H21V197H20ZM22 198H23V197H22ZM27 198H28V197H27ZM29 198H30V197H29ZM48 198H49V197H48ZM58 198H59V197H58ZM70 198H71V197H70ZM76 198H75V199H76ZM78 198H79V197H78ZM95 198H97V197H95ZM108 198H109V197H108ZM120 198H121V197H120ZM143 198H144V197H143ZM196 198H197V197H195V200H196ZM202 198H203V196H202ZM221 198H222V197H221ZM233 198H235V197H233ZM244 198H245V196H244ZM251 198L248 199V200H251ZM261 198H262V197H261ZM32 199H33V198H32ZM32 199H31V200H32ZM35 199H36V198H35ZM55 199H56V197H55ZM60 199H61V198H60ZM62 199H63V198H62ZM62 199H61V200H62ZM97 199H98V198H97ZM100 199H102V198H100ZM104 199H107V198L104 197ZM109 199H110V198H109ZM113 199H114V198H113ZM116 199H117V197H116ZM116 199H115V201H116ZM127 199H128V198H127ZM129 199H130V198H129ZM129 199H128V200H129ZM135 199H136V198H135ZM168 199H169V198H168ZM178 199H179V198H178ZM219 199H220V198H218V200H219ZM224 199H225V198H224ZM237 199H238V198H237ZM242 199H243V198H242ZM242 199H241V197H240L239 200H242ZM9 200H10V199H9ZM12 200H13V199H12ZM12 200H11V201H12ZM16 200H17V199H16ZM26 200H27V199H26ZM31 200H30V201H31ZM52 200H53V199H52ZM66 200H67V199H66ZM68 200H69V199H68ZM76 200H77V199H76ZM78 200H79V199H78ZM94 200H96V199H94ZM111 200H112V199H111ZM121 200H122V199H121ZM121 200H120V201H121ZM149 200H150V199H149ZM161 200H162V199H161ZM180 200H182V199H179V201H180ZM216 200H217V199H216ZM220 200H221V199H220ZM222 200H223V199H222ZM229 200H230V199H229ZM235 200H236V198H235ZM243 200H244V199H243ZM256 200H257V199H256ZM258 200H259V199H258ZM263 200H264V199H263ZM14 201H15V200H14ZM27 201H28V200H27ZM27 201H26V202H27ZM37 201H38V199H37ZM41 201H42V200L40 199V202H41ZM45 201H46V200H45ZM56 201H57V199H56ZM56 201H55V202H56ZM58 201H59V200H58ZM63 201H64V200H63ZM69 201H70V200H69ZM84 201H85V200H84ZM103 201H104V200H103ZM103 201H101V202H103ZM107 201H108V200H107ZM113 201H114V200H113ZM115 201H114V205L116 204ZM140 201H141V200H140ZM153 201H154V199H153ZM155 201H156V200H155ZM157 201H158V200H157ZM164 201H166V200H164ZM183 201H184V200H183ZM188 201H189V200H188ZM191 201H192V200H191ZM193 201H194V200H193ZM198 201H199V200H198ZM198 201H197V202H198ZM224 201H225V200H224ZM245 201H246V200H245ZM251 201H252V200H251ZM253 201H254V200H253ZM261 201H262V200H261ZM15 202H16V201H15ZM34 202H36V201H34ZM50 202H51V201H50ZM50 202H49V203H50ZM73 202H74V201H73ZM122 202H124V201H122ZM147 202H148V201H147ZM167 202H168V201H167ZM170 202H171V201H170ZM170 202H169V203H170ZM172 202H174V200H173ZM189 202H190V201H189ZM195 202H196V201H195ZM195 202H193V203H195ZM208 202H209V200H208ZM212 202H213V201H212ZM215 202H216V201H215ZM215 202H214V203H215ZM219 202H220V201H217V203H219ZM255 202L258 203V201H255ZM259 202H260V201H259ZM9 203H10V202H9ZM18 203H19V202H18ZM32 203H33V202H32ZM57 203H59V202H57ZM64 203H65V202H64ZM70 203H71V202H70ZM75 203H76V201H75ZM78 203H79V201H78ZM80 203H81V202H80ZM107 203H108V202H107ZM110 203H111V202H110ZM127 203H128V202H127ZM130 203H131V202H130ZM142 203H143V202H142ZM185 203H186V202H185ZM203 203H204V202H203ZM232 203H233V202H232ZM238 203H239V202H238ZM238 203H237V204H238ZM243 203H244V201H243ZM243 203H242V204H243ZM245 203H246V202H245ZM257 203H256V204H257ZM40 204H41V203H40ZM43 204H44V200H43ZM45 204H46V202H45ZM51 204H52V203H51ZM76 204H77V203H76ZM87 204H88V203H87ZM97 204H98V203H97ZM101 204H102V203H101ZM122 204H123V203H122ZM152 204H153V203H152ZM154 204H155V203H154ZM164 204H165V203H164ZM171 204H173V203H171ZM176 204H177V201H176ZM176 204H175V206H176ZM180 204H181V203H180ZM182 204H184V203H182ZM196 204H197V203H196ZM224 204H225V203H224ZM233 204H234V203H233ZM233 204H232V206H233ZM240 204H241V203H239V205H240ZM256 204H255V206H257ZM261 204H263V203H261ZM261 204H260V205L258 204V205L261 206ZM2 205H3V204H2ZM8 205H10V204H8ZM26 205H27V204H26ZM28 205H29V204H28ZM33 205H34V204H33ZM35 205H36V204H35ZM35 205H34V206H35ZM37 205H38V204H37ZM47 205H48V204H47ZM77 205H78V204H77ZM93 205H94V204H93ZM116 205H118V204H116ZM123 205H125V204H123ZM129 205H130V204H129ZM144 205H145V204H144ZM166 205H167V203H166ZM186 205H187V204H185L184 206H186ZM202 205H203V204H202ZM204 205H205V204H204ZM220 205H221V204L219 203V206H220ZM229 205H231V203H229ZM252 205H253V203H252ZM19 206H20V205H19ZM43 206H44V205H42V207H43ZM45 206H46V205H45ZM57 206H58V205H57ZM98 206H99V205H98ZM102 206H103V205H102ZM104 206H105V205H104ZM119 206H120V205H119ZM142 206H143V205H142ZM151 206H152V205H151ZM170 206H171V205H170ZM178 206H181V205H178ZM184 206H182V207H184ZM193 206L196 208L195 205H193ZM193 206H192V207H193ZM206 206H207V205H206ZM216 206H217V204H216ZM224 206H225V205H224ZM232 206H231V207H232ZM253 206H254V205H253ZM9 207H10V206H9ZM15 207H16V206H15ZM28 207H29V206H28ZM37 207H38V206H37ZM40 207H41V206H40ZM42 207H41V209H42ZM50 207H51V206H50ZM61 207H62V206H61ZM85 207H86V206H85ZM91 207L94 208V206H91ZM95 207H96V206H95ZM111 207H112V206H111ZM129 207H130V206H129ZM139 207H140V206H139ZM163 207H166V206H163ZM199 207H200V206H199ZM210 207L213 208V206H210ZM235 207H236V205H235ZM247 207H248V206H247ZM250 207H251V206H250ZM250 207H249V208H250ZM261 207H263V206H261ZM6 208H7V207H6ZM20 208H21V206H20ZM32 208H33V207H32ZM43 208H44V207H43ZM54 208H55V207H54ZM70 208H71V207H70ZM73 208L75 209V207H73ZM96 208H97V207H96ZM113 208H114V207H113ZM123 208H124V207H123ZM126 208H128V207H126ZM141 208H143V207H141ZM145 208H146V207H145ZM147 208H149V207H147ZM197 208H198V207H197ZM201 208H202V206H201ZM208 208H209V207H208ZM221 208H222V207H221ZM226 208H227V207H226ZM236 208H238V207H236ZM239 208H240V207H239ZM243 208H244V206H243ZM253 208H254V207H253ZM3 209H4V208H3ZM14 209H15V208H14ZM33 209H34V208H33ZM33 209H32V210H33ZM38 209H39V208H38ZM60 209H61V208H60ZM83 209H84V208H83ZM87 209H88V208H87ZM99 209H101V208H99ZM106 209H107V208H106ZM106 209H103V211L106 210ZM114 209H115V208H114ZM128 209H129V208H128ZM159 209H160V208H159ZM162 209H163V208H162ZM167 209H168V208H167ZM170 209H172V208H170ZM175 209H176V207H175ZM178 209H179V207H178ZM189 209H190V208H189ZM193 209H194V208H193ZM234 209H235V208H234ZM234 209L231 210V212L234 211ZM241 209H242V208H241ZM251 209H252V208H251ZM9 210H10V209H9ZM12 210H13V209H12ZM15 210H16V209H15ZM22 210H23V209H22ZM30 210H31V209H30ZM36 210H37V209H36ZM36 210H35V211H36ZM45 210H47V209H45ZM54 210H55V209H54ZM85 210H86V209H85ZM89 210H91V209H89ZM110 210H111V208H110ZM152 210H153V209H152ZM160 210H161V209H160ZM163 210H164V209H163ZM201 210H202V209H201ZM203 210H204V209H203ZM226 210H227V209H226ZM226 210H224V212H225ZM229 210H230V209H229ZM236 210H237V209H236ZM248 210H249V209H248ZM263 210H264V209H263ZM7 211H8V210H7ZM25 211H26V209H25ZM33 211H34V210H33ZM37 211H38V210H37ZM43 211H44V210H43ZM72 211H73V210H72ZM76 211H77V210H76ZM81 211H82V210H81ZM93 211H94V210H93ZM95 211H96V210H95ZM97 211H98V210H97ZM100 211H101V210H100ZM115 211H117V210H115ZM129 211H130V210H129ZM131 211H132V210H131ZM148 211H149V209H148ZM150 211H151V210H150ZM150 211H149V212H150ZM156 211H158V210H156ZM172 211H173V210H172ZM192 211H194V210H192ZM211 211H213V210L211 209ZM217 211H218V210H217ZM220 211H222V209H221ZM245 211H246V214H247V210H245ZM245 211H244V212H245ZM250 211H252L251 213H253V211H257V210H250ZM39 212H40V210H39ZM47 212H48V211H47ZM50 212H51V211H50ZM60 212H61V211H60ZM66 212H67V211H66ZM90 212H91V211H90ZM98 212H99V211H98ZM124 212H125V211H124ZM166 212H167V211H166ZM170 212H171V211H170ZM197 212H198V211H197ZM199 212H200V211H199ZM205 212H206V211H205ZM208 212H209V211H208ZM242 212H243V211H242ZM242 212H241V213H242ZM244 212H243V215L245 216ZM257 212H258V211H257ZM260 212H261V211H260ZM3 213H4V212H2V214H3ZM11 213H12V212H11ZM11 213H9V214L11 215ZM23 213H24V212H23ZM61 213H63V212H61ZM107 213H108V212H107ZM146 213H147V212H146ZM160 213H161V212H160ZM163 213H164V212H163ZM168 213H169V212H168ZM172 213H173V212H172ZM177 213H178V212H177ZM177 213H176V214H177ZM188 213H189V212H188ZM188 213H186V214H188ZM190 213H191V212H190ZM202 213H204V212H202ZM210 213H211V212H210ZM212 213H213V212H212ZM261 213H262V212H261ZM31 214H32V213H31ZM120 214H121V213H120ZM123 214H124V213H123ZM130 214H131V213H130ZM150 214H151V213H150ZM153 214H154V213H153ZM157 214H159V213H157ZM184 214H185V213H184ZM184 214H183V216L185 217ZM199 214H201V213H199ZM205 214H206V213H205ZM213 214H215V213H213ZM226 214H227V213H226ZM228 214H229V213H228ZM233 214H234V213H233ZM254 214H255V213H254ZM15 215H16V214H14V216H15ZM22 215H23V214H22ZM24 215H25V214H24ZM34 215H36V214H34ZM43 215H45V214H43ZM60 215H61V214H60ZM69 215H70V214H68L67 217H68ZM126 215H127V214H126ZM164 215H167V216H168V214H164ZM169 215H170V213H169ZM171 215H172V214H171ZM188 215H189V214H188ZM188 215H187V216H188ZM203 215H204V214H203ZM206 215H207V214H206ZM206 215H205V217H206ZM229 215H230V214H229ZM235 215H237V214H235ZM235 215H233V216H235ZM243 215H242V217L245 219L246 216L244 217ZM249 215H250V216H249ZM249 215H247V216H249V218H250V217H251V214H249ZM252 215H253V214H252ZM258 215H259V212H258ZM260 215H261V214H260ZM260 215H259V216H260ZM55 216H56V215H55ZM58 216H59V214H58ZM64 216H65V215H64ZM106 216H107V215H106ZM117 216H118V215H117ZM132 216H133V215H132ZM135 216H136V215H135ZM155 216H156V215H155ZM173 216H174V215H173ZM180 216H181V215H180ZM189 216H190V215H189ZM192 216H193V215H192ZM195 216H196V214H195ZM199 216H200V215H199ZM199 216H198V217H199ZM218 216H219V214H218ZM218 216H217V217H218ZM224 216H226V215H224ZM256 216H257V214H256ZM263 216H264V215H263ZM10 217H12V216H10ZM15 217H16V216H15ZM25 217H26V216H25ZM31 217H32V216H31ZM36 217H37V216H36ZM69 217H70V216H69ZM74 217H75V216H74ZM91 217H92V216H91ZM110 217H111V216H110ZM142 217H143V216H142ZM158 217H160V216H158ZM162 217H163V216H162ZM176 217H177V216H176ZM193 217H194V216H193ZM198 217H197V218H198ZM209 217H211V216H209ZM228 217H230V216H228ZM236 217H237V216H235L234 219H235ZM260 217H261V216H260ZM51 218H52V217H51ZM85 218H88V219H89V217H85ZM85 218H84V219H85ZM134 218H135V217H134ZM168 218H169V217H168ZM168 218H167V219H168ZM170 218H171V217H170ZM170 218H169V220H170ZM179 218H180V217H179ZM187 218L189 219V217H187ZM201 218H202V217H201ZM212 218H213V216H212ZM212 218H211V219H212ZM221 218H223V217H221ZM225 218L227 219V217H225ZM239 218H240V217H239ZM239 218H238V219H239ZM257 218H258V217H257ZM3 219H4V218H3ZM10 219H11V218H10ZM10 219H9V220H10ZM12 219H13V218H12ZM18 219H19V218H18ZM26 219H27V218H26ZM29 219H30V218H29ZM67 219H68V218H67ZM75 219H76V218H75ZM100 219H101V218H100ZM122 219H123V218H122ZM148 219H149V218H148ZM150 219H151V218H150ZM164 219H165V217H164ZM167 219H166V220H167ZM175 219H176V218H175ZM193 219H194V218H193ZM193 219H192V220H193ZM216 219H217V218H216ZM228 219H229V218H228ZM234 219H233V221H234ZM241 219H242V218H241ZM260 219H261V218H260ZM7 220H8V219H7ZM14 220H16V219H14ZM40 220H41V219H40ZM42 220H43V219H42ZM55 220H56V219H55ZM80 220H81V219H80ZM146 220H147V219H146ZM171 220H172V219H171ZM179 220H180V219H179ZM182 220H183V219H181V221H182ZM199 220H200V219H199ZM224 220H225V219H224ZM230 220H231V219H230ZM236 220H237V219H236ZM254 220H255V218H254ZM0 221H2V220H0ZM4 221H5V219H4ZM21 221H22V220H21ZM29 221L31 222V220H29ZM29 221H28V222H29ZM33 221H34V220H33ZM35 221H36V220H35ZM62 221H63V220H62ZM67 221H68V220H67ZM109 221H110V220H109ZM197 221H198V220H197ZM200 221H201V220H200ZM204 221H205V218H204ZM210 221H211V220H210ZM213 221H214V220H213ZM213 221H212V222H213ZM247 221H249V220H247ZM251 221H252V220H251ZM251 221H250V222H251ZM256 221H257V220H256ZM23 222H24V221H23ZM42 222H43V221H42ZM46 222H48V221H46ZM68 222H69V221H68ZM107 222H108V221H107ZM122 222H123V221H122ZM136 222H137V221H136ZM142 222H143V220H142ZM145 222H146V221H145ZM145 222H144V223H145ZM176 222H177V221H176ZM178 222H179V221H178ZM185 222H186V220H185ZM195 222H196V221H195ZM208 222H209V221H208ZM231 222H232V221H231ZM240 222H241V221H240ZM240 222H239V223H240ZM258 222H259V221H258ZM261 222H262V221H261ZM261 222H260V223H261ZM4 223L6 224V221L3 222V224H4ZM25 223H26V222H25ZM44 223H45V221H44ZM152 223H154V221H152ZM167 223H168V222H167ZM169 223H171V221H170ZM186 223H187V222H186ZM188 223H189V222H188ZM201 223H202V222H201ZM204 223H205V222H204ZM206 223H207V222H206ZM216 223H217V224H216ZM216 223H215L216 225L214 224V225L216 226V227H215V230H216V228H217V226H218V222H217V221H216ZM221 223H222V222H221ZM228 223H230V222H228ZM228 223L226 222V224H228ZM235 223H236V222H235ZM235 223H234V224H235ZM248 223H249V222H248ZM251 223H252V222H251ZM256 223H257V222H256ZM12 224H13V223H12ZM17 224H18V223H17ZM17 224H16V225H17ZM31 224H32V223H31ZM126 224H127V223H126ZM128 224H129V223H128ZM155 224H156V223H155ZM165 224H166V223H165ZM178 224H179V223H178ZM212 224H213V223H212ZM219 224H220V222H219ZM224 224H225V221H224ZM244 224H245V223H244ZM244 224H243V225H244ZM27 225H28V224H27ZM33 225H34V223H33ZM64 225H65V224H64ZM68 225H69V224H68ZM123 225H124V224H123ZM149 225H150V224H149ZM170 225H171V224H170ZM173 225H174V224H173ZM183 225H184V224H183ZM188 225H189V224H188ZM191 225H192V224H191ZM196 225H197V224H196ZM203 225H204V224H203ZM203 225H202V226H203ZM206 225H207V224H206ZM209 225H210V224H209ZM228 225H229V224H228ZM238 225H239V224H238ZM252 225H253V224H252ZM14 226H15V224H14ZM19 226L21 227L20 224H19ZM22 226H23V225H22ZM45 226H46V225H45ZM69 226H70V225H69ZM90 226H91V225H90ZM142 226H143V225H142ZM147 226H148V225H147ZM171 226H172V225H171ZM210 226H211V225H210ZM210 226H209V227H210ZM224 226H225V225H224ZM230 226H231V224H230ZM230 226H229V228H231ZM234 226H235V225H233V227H234ZM236 226H237V225H236ZM255 226H256V225H255ZM262 226H264V225H262ZM24 227H25V226H24ZM29 227H30V226H29ZM34 227H35V225H34ZM40 227H41V226H40ZM53 227H54V226H53ZM53 227H52V228H53ZM55 227H56V226H55ZM55 227H54V228H55ZM57 227H58V226H57ZM144 227H145V226H144ZM166 227H167V226H166ZM174 227H175V226H174ZM177 227H178V229H179V226H178V225H177ZM177 227H176V228H177ZM188 227H189V226H188ZM192 227L194 228V224H193ZM196 227H197V226H196ZM207 227H208V226H207ZM209 227H208V228H209ZM212 227H213V226H212ZM241 227H242V226H241ZM250 227H251V226H250ZM14 228H15V227H14ZM27 228H28V227H27ZM32 228H33V227H32ZM62 228H63V227H62ZM122 228H123V227H122ZM127 228H128V227H127ZM133 228H134V227H133ZM146 228H147V227H146ZM160 228H161V227H160ZM168 228H169V227H168ZM176 228H175V230H176ZM193 228H192V229H193ZM201 228H202V227H201ZM201 228H200V230H201ZM203 228L205 229V227H203ZM203 228H202V229H203ZM219 228H220V226H219ZM238 228H239V227H238ZM238 228H237V229H238ZM242 228H243V227H242ZM7 229H8V228H7ZM18 229H19V228H18ZM24 229H25V228H24ZM42 229H43V227H42ZM48 229H49V228H48ZM65 229H66V227H65ZM140 229H141V228H140ZM144 229H145V228H144ZM153 229H154V228H153ZM162 229H164V228H162ZM170 229H171V228H170ZM187 229L189 230V229H191V228H187ZM222 229H223V228H222ZM222 229H221V231H222ZM237 229L234 228V231L237 230ZM240 229H241V228H240ZM253 229H255V228L253 227ZM8 230H9V229H8ZM19 230H20V229H19ZM25 230H29V229H25ZM60 230H61V229H60ZM88 230H89V229H88ZM90 230H91V228H90ZM127 230H128V229H127ZM151 230H152V229H151ZM180 230H181V229H179V231H180ZM185 230H186V229H185ZM195 230H196V229H195ZM197 230L199 231V229H197ZM208 230H209V229H208ZM230 230H231V229H230ZM257 230H258V229H257ZM261 230H262V229H261ZM2 231H3V230H2ZM14 231H15V229H14ZM38 231H39V230H38ZM57 231H58V230H57ZM78 231H79V230H78ZM86 231H87V230H86ZM102 231H103V230H102ZM105 231H106V230H105ZM122 231H123V230H122ZM122 231H121V232H122ZM141 231H142V230H141ZM147 231H148V230H147ZM152 231H153V230H152ZM166 231H168V230H166ZM177 231H178V230H177ZM191 231H192V230H191ZM198 231H197V232H198ZM210 231H212V230H210ZM213 231H214V230H213ZM219 231H220V229H219ZM255 231H256V230H255ZM9 232H10V231H9ZM21 232H22V231H21ZM23 232H24V231H23ZM36 232H37V231H36ZM63 232H64V231H63ZM109 232H110V231H109ZM115 232H116V231H115ZM153 232H154V231H153ZM171 232H172V231H171ZM171 232H170V233H171ZM183 232H184V231H183ZM195 232H196V231H195ZM203 232H204V231H203ZM205 232H208V231H205ZM226 232H228V231H226ZM239 232H240V230H239ZM245 232H246V231H245ZM247 232H249V231H247ZM247 232H246V233H247ZM257 232H258V231H257ZM17 233H19V232H17ZM26 233H28V232L26 231ZM38 233H40V232H38ZM43 233H44V232H43ZM43 233H41V234H43ZM56 233H57V232L55 231V234H56ZM59 233H60V231H59ZM84 233H87V232H84ZM93 233H94V232H93ZM106 233H107V232H106ZM113 233H114V232H113ZM122 233H123V232H122ZM125 233H126V232H125ZM131 233H132V232H131ZM137 233H138V232H137ZM143 233H144V232H143ZM156 233H157V232H156ZM156 233H155V234H156ZM163 233H164V232H163ZM189 233H190V232H189ZM208 233H210V232H208ZM214 233H216V232H214ZM217 233H218V232H217ZM219 233H220V232H219ZM219 233H218V234H219ZM229 233H230V232H229ZM234 233H235V232H234ZM240 233H241V232H240ZM243 233H244V232H243ZM249 233H250V232H249ZM249 233H248V234H249ZM254 233H256V232H254ZM258 233H259V232H258ZM261 233H262V232H261ZM20 234H21V233H20ZM23 234H25V232H24ZM23 234H22V235H23ZM35 234H36V233H35ZM47 234H48V232H47ZM68 234H69V233H68ZM100 234H101V233H100ZM100 234H99V235H100ZM129 234H130V233H129ZM139 234H140V233H139ZM145 234H146V233H145ZM165 234H166V232H165ZM165 234H164V235H165ZM200 234H201V233H200ZM203 234H204V233H203ZM203 234H201V236H202ZM230 234H231V233H230ZM29 235H30V234H29ZM84 235H86V234H83V236H84ZM90 235H92V234H90ZM102 235H103V234H102ZM135 235H136V234H135ZM137 235H138V234H137ZM162 235H163V234H162ZM162 235H161V236H162ZM166 235H168V234H166ZM179 235H180V233H179ZM188 235H189V234H188ZM206 235H207V234H206ZM210 235H211V234H210ZM212 235H213V234H212ZM215 235H216V234H215ZM219 235H220V234H219ZM223 235H224V234H223ZM238 235H239V234H238ZM250 235H251V234H250ZM262 235H263V233H262ZM5 236H6V235H5ZM23 236H24V235H23ZM25 236H26V235H25ZM35 236L37 237V239L35 238L36 241H37V240H38V237H39L40 235H39V236L35 235ZM44 236H45V235H44ZM46 236H47V235H46ZM126 236H127V235H126ZM128 236H129V235H128ZM128 236H127V237H128ZM144 236H145V235H144ZM149 236H150V235H149ZM151 236H152V238H153V235H151ZM157 236H158V235H157ZM161 236H160V237H161ZM195 236H196V235H195ZM213 236H214V235H213ZM213 236H212V237H213ZM228 236H229V235H228ZM230 236H231V235H230ZM235 236H236V235H235ZM256 236H257V235H256ZM256 236H255V237H256ZM41 237H42V236H41ZM52 237H53V236H52ZM77 237H78V236H77ZM140 237H141V236H140ZM155 237H156V236H155ZM155 237H154V238H155ZM163 237H164V236H163ZM166 237H167V236H166ZM215 237H217V236H215ZM221 237H222V236H221ZM262 237H263V236H262ZM262 237H261V238H262ZM22 238H23V237H22ZM49 238H51V237H49ZM57 238H58V237H57ZM74 238H75V237H74ZM89 238H90V237H89ZM96 238H97V237H96ZM98 238H99V237H98ZM103 238H104V237H103ZM120 238H121V237H120ZM129 238H130V237H129ZM131 238H132V237H131ZM152 238H151V240H152ZM168 238H169V237H168ZM168 238H167V239H168ZM178 238H179V237H178ZM196 238H198V237H196ZM201 238H202V237H201ZM210 238H211V237H210ZM213 238H214V237H213ZM231 238H232V237H231ZM243 238H244V237H243ZM257 238H258V237H257ZM257 238H256V239H257ZM20 239H21V237H20ZM54 239H55V238H54ZM69 239H70V238H69ZM100 239H101V237H100ZM115 239H116V238H115ZM121 239H122V238H121ZM146 239H147V238H146ZM203 239H204V240H203ZM205 239H206V238H202L201 241H205ZM214 239H215V238H214ZM214 239H213V241H214ZM227 239H228V238H227ZM232 239H233V238H232ZM234 239H235V238H234ZM238 239H239V236H238ZM246 239H247V237H246ZM246 239H245V240H246ZM33 240H34V239H33ZM42 240H43V239H42ZM63 240H64V239H63ZM65 240H67V239H65ZM80 240H81V238H80ZM89 240H90V239H89ZM111 240H113V239H111ZM129 240H130V239H129ZM139 240H140V239H139ZM143 240H144V239H143ZM153 240H154V239H153ZM162 240H163V239H162ZM172 240H174V239H172ZM188 240H189V239H188ZM199 240H200V239H199ZM215 240H216V239H215ZM229 240H230V239H229ZM239 240H240V239H239ZM248 240H249V239H248ZM251 240H252V239H251ZM263 240H264V239H262V241H263ZM98 241H99V240H98ZM116 241H117V240H116ZM141 241H142V240H141ZM147 241H148V240H147ZM156 241H157V240H156ZM208 241H209V240H208ZM231 241H232V240H231ZM233 241H234V240H233ZM259 241H260V240H259ZM259 241H258V242H259ZM26 242H27V241H26ZM40 242H43V241H40ZM65 242H66V241H65ZM76 242H78V241L76 240ZM82 242H83V241H82ZM82 242H81V243H82ZM84 242H85V241H84ZM88 242H89V241H88ZM109 242H110V241H109ZM148 242H151V241H148ZM153 242H155V241H153ZM159 242H160V241H159ZM215 242H216V241H215ZM229 242H230V241H229ZM235 242H236V241H235ZM254 242H256V241H254ZM21 243H22V242H21ZM28 243H29V241H28ZM32 243H33V241H32ZM37 243H38V242H37ZM72 243H73V242H72ZM78 243H79V242H78ZM199 243H200V242H199ZM204 243L206 244V242H204ZM212 243H213V242H212ZM252 243H253V242H252ZM256 243H257V242H256ZM256 243H255V244H256ZM260 243H261V242H260ZM9 244H10V243H9ZM41 244H42V243H41ZM41 244H40V245H41ZM87 244H88V243H87ZM112 244H114V243H112ZM123 244H124V243H123ZM123 244H122V245H123ZM131 244H132V242H131ZM136 244H138V243H136ZM158 244H159V243H158ZM174 244H175V243H174ZM191 244H192V243H191ZM231 244H232V243H231ZM247 244H248V243H247ZM36 245H37V244H36ZM36 245H35V246H36ZM40 245H39V246H40ZM42 245H43V244H42ZM50 245H51V244H50ZM67 245H70L69 242H68ZM82 245H83V244H82ZM93 245H94V244H93ZM93 245H92V246H93ZM126 245H127V244H126ZM146 245H147V244H146ZM149 245H150V244H149ZM149 245H148V246H149ZM151 245H152V244H151ZM195 245H196V244H195ZM201 245H202V244H201ZM207 245H208V244H207ZM217 245H218V244H217ZM219 245H220V244H219ZM228 245H229V244H228ZM243 245H244V244H243ZM253 245H254V244H253ZM257 245H258V244H257ZM261 245H263V244H261ZM5 246H6V245H5ZM19 246H20V245H19ZM30 246H31V245H30ZM37 246H38V245H37ZM39 246H38V248H39ZM63 246H64V244H63ZM144 246H145V245H144ZM153 246H154V245H153ZM156 246H157V245H156ZM164 246H165V244H164ZM180 246H181V245H180ZM180 246H179V247H180ZM188 246H189V245H188ZM193 246H194V244H193ZM212 246H213V245H212ZM212 246H211V247H212ZM214 246L216 247V245H214ZM220 246H221V245H220ZM234 246H235V245H234ZM248 246H250V241H249V245H248ZM263 246H264V245H263ZM20 247H21V246H20ZM41 247H42V246H41ZM44 247H45V246H44ZM46 247H47V246H46ZM66 247H67V246H66ZM76 247H77V246H76ZM76 247H75V248H76ZM78 247H80V246H78ZM82 247H83V246L80 247V250H81ZM86 247H87V245H86ZM131 247H132V246H131ZM131 247H130V248H131ZM133 247H135V246H133ZM139 247H140V246H139ZM142 247H143V246H142ZM195 247H196V246H195ZM217 247H218V246H217ZM221 247H222V246H221ZM221 247H220V248H221ZM245 247H246V246H245ZM245 247H244V248H245ZM253 247H254V246H253ZM35 248H36V247H35ZM83 248H85V246H84ZM89 248H90V247H89ZM91 248H92V247H91ZM93 248H94V247H93ZM96 248H97V247H95L94 249H96ZM98 248H99V247H98ZM146 248H147V247H146ZM151 248H152V247H151ZM153 248H154V247H153ZM162 248H163V247H162ZM185 248H186V247H185ZM223 248H224V247H223ZM236 248H237V247H235V248L233 247V249H236ZM259 248H261V247H259ZM259 248H258V249H259ZM263 248H264V247H263ZM263 248H262V249H263ZM21 249H22V248H21ZM36 249H37V248H36ZM62 249H63V248H62ZM108 249H109V248H108ZM121 249H122V248H121ZM121 249H120V250H121ZM134 249H135V248H134ZM192 249H193V248H192ZM194 249H195V248H194ZM206 249H207V248H206ZM227 249H228V248H227ZM240 249H241V248H240ZM240 249H239V250H240ZM251 249H252V247H251ZM251 249H250V250H251ZM5 250H6V249H5ZM9 250H10V249H9ZM19 250H20V249H19ZM24 250H25V249H24ZM28 250H30V248H29ZM28 250H27V251H28ZM34 250H35V249H34ZM37 250H38V249H37ZM45 250H46V249H45ZM47 250H48V249H47ZM47 250H46V251H47ZM57 250H58V249H57ZM65 250H66V249H65ZM85 250H86V249H85ZM85 250H84V251H85ZM122 250H123V249H122ZM130 250H131V249H130ZM144 250H145V249H144ZM150 250H151V249H150ZM150 250L148 249V251H150ZM168 250H169V249H168ZM190 250H191V249H190ZM202 250H203V249H202ZM219 250H220V249H219ZM231 250H232V249H231ZM236 250H237V249H236ZM239 250H238V251H239ZM241 250H242V249H241ZM248 250H249V249H248ZM254 250H255V249H254ZM263 250H264V249H263ZM263 250H261V251H263ZM50 251H51V250H50ZM50 251H49V252H50ZM67 251H68V250H67ZM67 251H66V252H67ZM136 251H137V250H136ZM154 251H156V250H154ZM162 251H163V250H162ZM188 251H189V250H188ZM191 251H192V250H191ZM191 251H190V252H191ZM205 251H206V250H205ZM229 251H230V250H229ZM19 252H20V251H19ZM57 252H59V251H57ZM71 252H72V251H71ZM74 252H76V251H74ZM80 252H82V251H80ZM88 252H89V251H88ZM94 252H95V251H94ZM118 252H122V251H118ZM124 252H125V251L123 250V253H124ZM172 252H173V251H172ZM196 252H197V251H196ZM196 252H195V254H196ZM209 252H210V251H209ZM225 252H226V251H225ZM243 252H244V251H243ZM246 252H247V250H246ZM246 252L243 253V255L246 254ZM248 252H249V251H248ZM0 253H1V252H0ZM7 253H8V252H7ZM34 253H35V252H34ZM40 253H41V252H40ZM40 253H39V254H40ZM61 253H62V251H61ZM63 253H64V251H63ZM72 253H73V252H72ZM76 253H77V252H76ZM85 253H86V252H85ZM125 253H126V252H125ZM134 253H135V251H134ZM134 253H133V255H134ZM139 253H140V252H139ZM157 253H158V252H157ZM192 253H193V252H192ZM199 253H200V252H199ZM220 253H221V252H220ZM249 253H250V252H249ZM35 254H37V253H35ZM48 254H49V253H48ZM51 254H53V253H51ZM66 254H67V253H66ZM74 254H75V253H74ZM90 254H91V253H90ZM98 254H99V253H98ZM115 254H116V253H115ZM127 254H128V253H127ZM163 254H164V253H163ZM173 254H174V253H173ZM180 254H181V253H179V255H180ZM183 254H184V253H183ZM218 254H219V252H218ZM231 254H232V253H231ZM247 254H248V253H247ZM257 254H258V253H257ZM257 254H256V256H257ZM259 254H260V253H259ZM259 254H258V255H259ZM58 255H59V254H58ZM87 255H88V254H87ZM106 255H107V254H106ZM140 255H141V254H140ZM156 255H157V254H156ZM177 255H178V254H177ZM193 255H194V254H193ZM193 255H192V256H193ZM198 255H199V254H198ZM202 255H203V254H202ZM222 255H223V254H222ZM228 255H229V254H228ZM238 255H240V254H238ZM4 256H5V254H4ZM40 256H41V255H40ZM47 256H48V255H47ZM51 256H52V255H51ZM53 256H54V255H53ZM60 256H61V255H60ZM117 256H118V255H117ZM126 256H127V255H126ZM142 256H143V255H142ZM180 256H182V255H180ZM190 256H191V255H190ZM194 256H196V255H194ZM218 256H219V255H218ZM234 256H235V255H234ZM246 256H247V255H246ZM256 256H255V257H256ZM263 256H264V255H263ZM10 257H11V256H10ZM26 257H27V256H26ZM78 257H79V256H78ZM131 257H132V256H131ZM134 257H135V256H134ZM140 257H141V256H140ZM145 257H147V256H145ZM154 257H157V256H154ZM182 257H183V256H182ZM198 257H199V256H198ZM200 257H201V256H200ZM200 257H199V259H200ZM235 257H236V256H235ZM260 257H261V256H260ZM60 258H61V257H60ZM112 258H113V257H112ZM123 258H124V257H123ZM128 258H129V256H128ZM148 258H149V257H148ZM179 258H180V257H179ZM203 258H204V257H203ZM205 258H206V257H205ZM215 258H216V257H215ZM227 258H228V257H227ZM251 258H252V257H251ZM5 259H6V258H5ZM64 259H65V258H64ZM105 259H106V258H105ZM135 259H136V258H135ZM181 259H182V258H181ZM197 259H198V258H197ZM219 259H220V258H219ZM223 259H224V258H223ZM246 259H247V258H246ZM261 259H262V258H261ZM261 259H260V260H261ZM55 260H56V259H55ZM113 260H114V259H113ZM116 260H117V259H116ZM139 260H140V259H138L137 261H139ZM144 260H145V259H144ZM146 260H147V259H146ZM150 260H151V258H150ZM153 260H154V259H153ZM166 260H167V259H166ZM179 260H180V259H179ZM194 260H195V259H194ZM211 260H212V259H211ZM226 260H227V259H226ZM229 260H230V259H229ZM233 260H235V259H233ZM241 260H242V258H240V261H241ZM256 260H257V259H256ZM28 261H29V260H28ZM40 261H41V260H40ZM40 261H39V263H40ZM65 261H67V260H65ZM114 261H115V260H114ZM141 261H142V260H141ZM147 261H148V260H147ZM155 261H156V260H155ZM159 261H160V260H159ZM162 261H163V260H162ZM183 261H184V258H183ZM183 261H182V263H183ZM203 261H204V259H203ZM205 261H206V260H205ZM223 261H224V260H223ZM263 261H264V260H263ZM63 262H64V261H63ZM134 262H135V261H134ZM145 262H146V261H145ZM145 262H143V263H145ZM152 262H153V261H152ZM189 262H190V261H189ZM192 262H193V261H192ZM192 262H191V263H192ZM198 262H199V261H198ZM227 262H228V261H227ZM233 262H234V261H233ZM244 262H245V261H244ZM244 262H243V264H244ZM57 263H58V262H57ZM82 263H83V262H82ZM123 263H124V262H123ZM147 263H148V262H147ZM162 263H163V262H162ZM221 263H222V262H221ZM238 263H240V262H238ZM241 263H242V262H241ZM245 263H246V262H245ZM259 263H261V262L259 261ZM2 264H3V263H2ZM54 264H55V263H54ZM111 264H112V263H111ZM116 264H117V262H116ZM138 264H139V263H138ZM164 264H166V263H164ZM168 264H169V263H168ZM177 264H178V263H177ZM194 264H195V263H194ZM200 264H201V263H200ZM209 264H210V261H209ZM218 264H220V263H218ZM227 264H228V263H227ZM230 264H231V263H230Z\"/></svg>",
    "mask_w": 264,
    "mask_h": 264
}]
</instances>
